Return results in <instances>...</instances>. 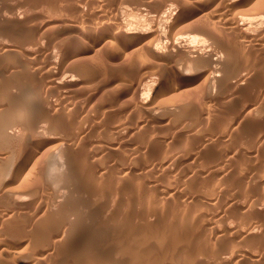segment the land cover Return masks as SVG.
Instances as JSON below:
<instances>
[{
  "label": "bare ground",
  "instance_id": "bare-ground-1",
  "mask_svg": "<svg viewBox=\"0 0 264 264\" xmlns=\"http://www.w3.org/2000/svg\"><path fill=\"white\" fill-rule=\"evenodd\" d=\"M38 1L39 0H36V2L38 3ZM46 1H50V2H53L52 0H44L43 2H45V4H46ZM58 1V3L60 4V7L61 8H63V10L64 11H66V13L67 12H69V14L71 15H73V14H75V15H79L81 18H84L87 14L89 15V13H90V11L91 10H93L91 7V5L92 4H89V0H57ZM56 1V2H57ZM95 2H96V4H98L97 3V1L98 0H94ZM94 1H92V2H94ZM108 1V0H107ZM114 1V0H113ZM117 1V0H116ZM122 0H118V3L119 2H121ZM137 1V0H136ZM140 1H142V2H145V4H146V2H148V4L150 3H153L154 2V0H140ZM137 2L139 5H141L140 3H142V2ZM158 1V0H157ZM156 1V3H158ZM159 1H162V0H159ZM172 2L174 1V0H171ZM177 2V4H179V9L178 10H174V12H173V10L170 12V13H168V11H166L165 10V3H164V1H163V5L164 6H160L159 4L157 5L156 3V5L158 6L157 7V10H155V12L156 11H158L159 10V14H158V21L156 20V22H161V25L162 24H164V23H162V21L163 22H165V24L164 25H166L167 27H168V29L167 30H164V32L165 31H169V28H172V29H177L178 27H179V29L178 30H176V31H178V32H175V29H174V31H173V35H176V37H177V34H178V37L177 38H174L175 36H172V33H171V35L170 36H172V38H170L169 39V44L168 45H166V47L163 49V46L161 47V44L163 43L162 42V40H161V36L164 34V32H163V34H160L159 35V29H160V26L161 25H157V23H156V28H158L159 27V29H153L152 27H154V26H151V29L149 30V29H146V28H143V26L145 27L146 26V24L145 23H140L142 26V28L140 27H138L139 29H137V25L133 22V20L131 21L133 24H135L136 25V29H135V26H134V29H132L131 28V26H133V24L132 25H130L131 23L129 22V21H127L126 19H125V16L124 15H126V16H132V15H134L135 17L137 16V14L135 15V13H134V11H132L131 13H128V11H131L130 9L129 10H127V9H125L124 7H119V8H117V10H115L114 12L112 11L111 12V10H109V7L108 8H106L105 6L106 5H109V4H107V3H102V5L103 4H105V6L103 7V8H101L100 7V4H99V8L98 9H102V10H100V11H98V13L100 14V19L103 21V23H102V25L100 26L98 23V25H99V27H101V30H100V32H96L98 35L95 37H93V38H100V37H98V36H100L101 34V37H104V36H107L108 34H110V35H108V39L109 40H103V41H101V44L103 45L104 44V46H105V48L104 47H102V45H101V47L103 48V51L105 50L106 51V48H107V46L109 47V50L108 51H111L110 53H113L112 55H115L116 57H118L119 55H118V53L119 54H121V53H123V54H125L124 56H126L127 57V59H129V57H132V56H134V55H136L135 53H137L138 51H142V53H144V55H142V58L141 59H143V57H144V65L143 66H145L146 64V62L147 63H150L151 65L153 64V65H156V66H154V67H160V68H162L161 66H164V65H168V66H171L173 63H175L176 61H178V59H175L176 57V55L178 54L179 56H180V54H181V56L179 57V56H177L178 58H181L182 57V55L184 56V57H182L183 59L184 58H186L185 60L187 61V64H184V66L185 65H187L188 67H186V68H184V70H182L181 68H177L178 69V78H176V79H178L179 81H178V83L176 84L174 81V83L176 84V88L177 89H179L181 92H183L184 93V91H186V90H188V89H197L199 86H201V85H204V91H205V89H206V92H207V94L210 96L209 98H213V99H209V100H212L213 102H214V99L215 100H217L216 102H218L219 100H220V98L222 97V96H224V97H226V98H224V99H228V95H226L225 94V91L224 92H221V90L223 89V90H225L226 89V87L224 88H222V81H223V79H224V81L223 82H225L224 84H226V85H224V86H227V89L231 92V93H233L234 92V95H235V93L237 92V91H239V90H241V91H243L244 89H246V87H247V89L250 87H248V86H246V83L247 82H249V80L251 81L252 79V77H255L256 76V72H260V69L262 70V71H264V6H263V3H264V1H263V3L261 2L260 4H258L259 2H257V1H261V0H176ZM47 2V3H48ZM55 2V1H54ZM55 2V3H56ZM91 2V1H90ZM91 2V3H92ZM94 2V3H95ZM101 2H103V0L101 1ZM104 2H106V1H104ZM109 2V1H108ZM125 2V0L123 1V3ZM126 2H128V1H126ZM125 2V3H126ZM170 2V1H169ZM172 2H170V3H172ZM37 3H34V4H32V5H34V7H35V5L37 4ZM39 3H41V1L39 2ZM38 3V4H39ZM113 3V2H112ZM124 3V4H125ZM129 3H130V1H129ZM128 3V4H129ZM131 3H132V0H131ZM133 3H134V1H133ZM160 3V2H159ZM168 3V2H167ZM174 3H175V1H174ZM28 4V3H27ZM26 4V5H27ZM42 4V3H41ZM50 4V3H49ZM48 4V5H49ZM127 4V3H126ZM136 4V3H135ZM144 4V6H149L148 4H146L145 5ZM160 4H162V3H160ZM177 4H173L174 6L175 5H177ZM258 6H257V5ZM15 5V4H14ZM31 4L29 3V6H30ZM32 5H31V7H32ZM51 6H53V3L52 4H50ZM88 5H89V7H88ZM112 5V4H111ZM114 5V4H113ZM120 5V4H119ZM118 5V6H119ZM122 5V4H121ZM120 5V6H121ZM170 5V8L169 9H171L172 8V5L171 4H169ZM169 5H166L167 7L169 6ZM261 7H260V6ZM17 6V5H16ZM20 7H21V5H19ZM25 6V5H24ZM23 6V7H24ZM39 6V5H38ZM47 6V5H46ZM51 6H49V7H51ZM55 6L57 7V5L55 4ZM91 6V7H90ZM95 6V5H94ZM116 6V5H115ZM128 6V5H127ZM130 6V5H129ZM146 6V7H147ZM153 6H154V8H155V5L153 4ZM152 6V7H153ZM178 6V5H177ZM257 6V7H256ZM8 7H12V6H8ZM7 7V8H8ZM27 7H28V5H27ZM56 7H54L53 6V10H55V9H58V8H56ZM95 7V8H96ZM117 7V6H116ZM139 7H142V6H139ZM166 7V8H167ZM7 8H6V10H7ZM16 8V7H15ZM29 8V7H28ZM28 8H24L25 9V11H27L26 13H25V15L23 16V18H26V17H28L27 16V13H29L31 10H33L32 8L30 9H28ZM94 8V7H93ZM94 8V9H95ZM110 8H112L113 9V7H110ZM124 8V9H123ZM129 8V7H128ZM132 8H134V7H132ZM143 8V7H142ZM141 8V9H142ZM149 8V7H148ZM175 8H177L176 6H175ZM28 9V10H27ZM35 9V8H34ZM46 9V8H45ZM146 9V8H145ZM172 9H174V8H172ZM4 10L5 9H3V12H4ZM14 11H16V9H13ZM13 10H9L8 12H9V14H11V12L10 11H13ZM30 10V11H29ZM49 10V9H48ZM52 10V11H53ZM114 10V9H113ZM147 10H149V9H147ZM146 10V11H147ZM151 10V9H150ZM149 10V11H150ZM18 11V10H17ZM21 11H23V10H21ZM29 11V12H28ZM44 11V10H43ZM42 11V12H43ZM51 11V10H50ZM62 11V10H61ZM94 11V10H93ZM142 11H144V10H142ZM145 11V12H146ZM7 12V13H8ZM20 12V11H19ZM19 12H18V14H19ZM46 12V11H45ZM55 12V11H54ZM63 12V11H62ZM61 12V13H62ZM92 12V11H91ZM139 12V16H141L140 15V10L138 11L137 10V13ZM144 12V13H145ZM152 12H154L153 11V8H152ZM167 12V13H166ZM7 13H2V11L0 12V14H3V15H5L6 14V16L5 17H7ZM17 13V12H16ZM21 13H23V12H21ZM48 13V12H47ZM52 13V12H51ZM60 12H58V14H59ZM95 13V12H94ZM148 13V11L146 12V14ZM157 13V12H156ZM12 14L13 15H15V13L14 12H12ZM12 14H11V16H12ZM29 14H33L32 12L31 13H29ZM34 14L36 15V13L34 12ZM40 14V13H39ZM49 15H50V13H48ZM52 14H56V16H59V15H57V13H52ZM65 14V13H64ZM68 14V13H67ZM66 14V15H67ZM67 15V16H70V15ZM91 14V13H90ZM142 14V13H141ZM35 15H31V16H35ZM43 15H44V13H43ZM48 15V16H49ZM62 15H63V13H62ZM71 15V16H72ZM74 15V16H75ZM92 15V14H91ZM94 15V14H93ZM96 15V14H95ZM148 16H151V15H149V14H147ZM10 16V15H9ZM30 16V15H29ZM30 16V20H31V18H33V17H31ZM41 15H38V17H40ZM47 16V17H48ZM52 17L54 16V15H51ZM66 16V17H67ZM70 16V17H71ZM73 16V17H74ZM84 16V17H83ZM97 16V15H96ZM129 16V17H130ZM133 16V17H134ZM147 16V17H148ZM152 16H154V15H152ZM151 16V17H152ZM156 16H157V14H156ZM14 17V20H16V21H18V22H20V21H22V23L24 22L25 23V20L23 21L22 20V16H20V15H15V16H13ZM13 17H10L11 19L13 18ZM42 18H43V16H41ZM44 17H46V16H44ZM63 17H65V15L63 16ZM76 17V16H75ZM87 17V16H86ZM98 17V16H97ZM98 17V18H99ZM151 17H148V18H150L151 19ZM10 18H3V19H6V21L9 19V20H11ZM42 18L40 19V20H42ZM49 18V17H48ZM48 18L46 19L45 18V20L43 19V21H40V22H42V23H39V22H33L32 20H31V22H30V20L28 21V23H26V25H27V29H28V31L27 32H29V33H31L32 35H34V33H36L37 35H38V33L37 32H39V31H43V30H45L46 31V29H50L51 27H55V26H57V25H55L57 22L55 21V20H57V17H56V19H52V20H48ZM68 18V17H67ZM93 18V17H92ZM91 18V19H92ZM138 18V17H137ZM146 18V17H145ZM144 18V19H145ZM157 17H155L154 19H156ZM37 20H38V18H36ZM59 19V18H58ZM65 19V18H64ZM72 19V18H71ZM71 19H69V20H71ZM74 19V18H73ZM73 19H72V21H73ZM86 20H88L87 18H85ZM90 19V20H91ZM97 19V18H96ZM95 19V20H96ZM134 19H136V18H134ZM143 19V18H142ZM149 19V20H150ZM154 19H153V21H154ZM28 20V19H27ZM26 20V21H27ZM66 20H68V19H66ZM68 20V21H69ZM75 20V19H74ZM78 20V19H77ZM77 20H76V22H77ZM131 20V19H130ZM145 20H147V19H145ZM148 20V21H149ZM5 21V22H6ZM34 21H35V19H34ZM60 21H63V18H62V20H60ZM84 21V20H83ZM93 21V20H92ZM96 21H98V20H96ZM140 21V20H139ZM148 21H146L147 23H148ZM151 22H152V20H150ZM195 23H194V22ZM198 21V22H197ZM9 22H11V21H9ZM15 22V21H14ZM18 22H17V24H18ZM30 22V23H29ZM36 23V24H31V23ZM64 23H62V22H60V23H62V24H64L65 25V27L67 26V27H69L70 25H68L69 23H67L65 20L63 21ZM66 22V23H65ZM75 22V21H74ZM76 22H75V25H76ZM80 23H81V21H79ZM78 22V23H79ZM191 22V24H190V26L188 25L189 23ZM193 22V23H192ZM197 22V23H196ZM0 23H2V21L0 22ZM13 23V22H12ZM16 23V22H15ZM14 23V24H15ZM137 23V22H136ZM153 23V22H152ZM3 24V23H2ZM1 24V25H2ZM4 24H6V27H7V22L6 23H4ZM28 24H31V25H28ZM74 24V23H73ZM91 24H93V23H91ZM143 24H145V25H143ZM155 24V23H154ZM1 25H0V27H1ZM9 25H12V26H10L11 28H13L14 26H13V24H10L9 23ZM64 25H62L63 27H64ZM74 25V26H75ZM77 25H79V24H77ZM76 25V26H77ZM98 25L96 26L97 27V29L99 28L98 27ZM147 25H149V23L147 24ZM150 25H153V24H150ZM149 25V26H150ZM193 27H192V26ZM3 26V25H2ZM21 26V25H20ZM25 26V25H24ZM83 26V25H82ZM86 26V25H85ZM89 26V25H88ZM138 26H140V25H138ZM166 26H164V27H166ZM15 27H17V26H15ZM23 26H21V29L23 30L24 29V27L22 28ZM60 27H61V24H60ZM62 27V28H63ZM73 26H71V28H72ZM87 27V26H86ZM90 27V26H89ZM91 27H93V26H91ZM95 27V28H96ZM147 28H149L148 26H146ZM162 27H163V25H162ZM163 27V28H164ZM177 27V28H176ZM1 28H3V29H5V27H1ZM74 28H76V27H74ZM78 28H80V25H79V27ZM78 28H77V30H78ZM17 29H19V26H18V28ZM26 29V30H27ZM54 29V28H53ZM57 28H55V30H56ZM68 29V28H67ZM70 29V28H69ZM83 29L84 28H82V30L81 31H83ZM111 30V29H114L115 30V32H113L114 34H112V33H110L109 31H107V30ZM7 30V29H6ZM9 30V29H8ZM20 30V29H19ZM21 30V31H22ZM25 30V29H24ZM65 30V29H64ZM72 30L74 31V29L72 28ZM76 30V31H77ZM80 30V29H79ZM87 30H88V28H87ZM94 30V29H93ZM113 30V31H114ZM0 31L2 32V29H0ZM5 31V30H4ZM3 31V32H4ZM13 31V30H12ZM17 31V30H16ZM21 31H18V32H20L21 33ZM45 31L43 32V35H45L44 33H45ZM57 31V30H56ZM55 31V32H56ZM80 31V32H81ZM85 31V30H84ZM89 31V30H88ZM87 31V32H88ZM104 31H106V33L104 32ZM163 31V30H162ZM161 31V32H162ZM5 32H7V34H8V32L9 31H5ZM25 33H26V31H24ZM47 32V31H46ZM49 32V31H48ZM52 32V31H51ZM54 32V31H53ZM65 32V35H66V32L67 31H64ZM63 31H62V33H64ZM69 33H70V30L68 31ZM107 32H108V34H107ZM14 33H15V31H14ZM28 33V34H29ZM40 33V32H39ZM72 33V32H71ZM76 33V32H75ZM77 33H78V31H77ZM84 33V32H83ZM83 33H82V36H83ZM104 33L106 34V35H104ZM175 33H177V34H175ZM6 33H4V35H5ZM18 34V33H17ZM28 34H27V36H28ZM31 34H30V36H31ZM35 34V35H36ZM55 34V33H54ZM59 34V33H58ZM81 34V33H80ZM79 34V35H80ZM91 34V33H90ZM19 35H22V34H19ZM25 35V34H24ZM24 35L22 36V37H24ZM41 36H42V34H40ZM50 35V34H49ZM62 35H64V34H62ZM69 34H67V36H68ZM71 35V34H70ZM73 35H74V37H70L71 39L69 40H67V47H69V50L67 51L68 52V55H67V52H66V55L64 54V51H62L61 49V52H59V54H57L58 56L56 57V56H54L57 52H58V50H57V52L56 53H52V55L51 56H54V57H56V59L54 58V59H52L53 57H51L50 58V60L48 59V61H46L45 63L46 64H44L43 63V61L41 62V64H36V62H37V60L38 61H41V60H39V59H37V60H35L34 61V63L32 62V59L30 60V61H26L24 64V68H22L23 67V63L21 64L20 62V64L22 65V66H19V67H21V69L20 70H16V67L14 68L12 65H13V61L15 60H12V61H10L11 63H12V65H9V67H6L8 64H5L4 62H3V58H4V56L6 55H4V54H2V55H0V58H2V59H0L5 65H2V64H0V65H2V66H0V67H3V66H5V67H3V68H5V69H3L2 68V70L0 71V93H1V90H3V86H5L6 87V84L8 85V83H12L13 81H14V79H16V77L18 78V80L16 81V82H20L21 80H23V79H19V77H21L22 76V78H24V77H26L27 79H29V77L31 78V77H33V79H31V81H26L27 82V84H26V82H24L25 83V85H23V86H25L24 88H22V90L20 89V91L18 92H16L15 94H13V95H16V94H18L19 93V96H18V99H17V104H15L14 106H17L16 108L15 107H11V108H8V106H7V108H4L3 106H6L7 104H1V102H0V200L2 199L1 197H4L3 198V200H5V202H7L8 203V207H7V209L6 208H4V209H2V210H0V233H1V235H5L6 233H5V231L3 232V230H2V226H3V221L5 220V218H10V216H11V218L12 217H14V216H16L17 214H16V210L15 209H13V208H16L17 206H18V204H20L21 205V201L24 203V201H25V199L23 198V196L24 195H27L25 192H22V189L20 190V191H15L16 189H14V187L15 186H11V185H13L14 183H15V185H17L16 183L19 181V182H21V180H22V177L24 176V177H28V172H29V170L31 171V166H33L35 163H33V162H35L37 159H40V160H42L41 159V157L39 158V156L41 155L40 153V155L39 154H37L36 155V157H37V159L35 158V160H34V156H35V154H33V152L34 151H36V149L39 147V146H41V144L38 146L37 144H36V146H37V148H35V150H33V149H31V150H33L31 153L29 152V154H27L26 155V153H24V149H23V147H25V146H19V144H22L23 142H22V140L21 139H19V138H21V137H19L18 138V140H21L20 141V143H19V141L16 139L17 138V136L16 135H18V133H21L20 131H19V129H21V127L19 128V126H22L21 124H22V122L23 123H27V122H29V123H27V124H23V125H25V127L28 125V124H32L33 125V123H32V121H31V119H34V116H32V115H34V113L37 115V113L40 111V110H38V108H41V107H39V105H40V103H42L43 104V102H42V99H44V98H42V96L44 95V93H45V95H46V92L48 91H46L45 92V90L44 91H42L41 92V89H43V88H40L41 87V85H48L47 87H44V88H48V89H50V91L51 90H55V91H59V90H61L62 91V94H60L61 96H58L59 98H58V100H56L55 102L53 101H51L50 99V101L51 102H49L48 101V106H49V108L50 109H53L54 110V113L56 112L58 115H64L65 114V116L66 117H70V118H72V121L73 122H76V121H80V123H81V121L83 120L84 122L86 121L85 119H90V115H92V113L94 112H91L90 113V110H92L91 109V107H90V110L88 111V109H89V107L87 108V104H84V102H85V99H86V96H85V99L81 102V105L79 104V105H77V103L76 102H78L79 101V99L81 98L80 97V95H79V99H78V101L76 100V98L75 97H77L76 95H75V93L76 92H74V90H77V88H78V86H80L82 83H83V81L84 80H86V78L82 81V79L86 76L85 74V76L84 75H82L81 74V72L83 73V71H82V69H81V71L79 70L80 68H82L83 67V69H84V66L85 65H83V63L81 64V63H79L78 61H77V57H79V56H76V58H75V60H74V57H75V55L77 54L76 52H78V51H75L76 49V47H77V45H79L81 42L79 41L78 42V34L76 35V34H74L73 33ZM73 35H71V36H73ZM76 35V36H75ZM88 35V34H87ZM166 35V34H165ZM169 35V34H168ZM0 36H2L3 37V35H0ZM7 37H9L8 35H6ZM26 36V37H27ZM47 36H48V34H47ZM52 36H53V34H52ZM51 36V37H52ZM60 36V35H59ZM78 36V37H77ZM18 37V36H17ZM39 36H37V38H38ZM54 37V36H53ZM56 37H57V35H56ZM63 37H65V36H63ZM63 37H62V40H59L58 42H55V44H57V43H59V42H62V41H65L66 42V40H63ZM69 37V36H68ZM84 37H85V34H84ZM112 38V40H110V38ZM165 37H167V35L165 36ZM14 38V37H13ZM20 38V37H19ZM29 38V37H28ZM27 38V39H28ZM32 38H33V36H32ZM81 38V37H80ZM79 38V40H82V39H80ZM86 38V37H85ZM88 38V37H87ZM104 38H106V37H104ZM167 38H169V37H167ZM36 39V38H35ZM47 39H49L48 37H47ZM46 39V40H47ZM53 39V38H52ZM61 39V38H60ZM88 39H90V38H88ZM92 39V38H91ZM17 40V39H16ZM21 40V39H20ZM30 40V39H29ZM38 40V39H37ZM43 40V39H42ZM41 40V41H42ZM101 40V39H100ZM100 40H99V43H100ZM160 40H161V42H160ZM164 40H165V38H164ZM163 40V41H164ZM208 40L210 41H212L213 43H215V44H218V45H216V47H218L219 46V48L221 49V47L223 46V45H225V48L226 47H229V48H227V49H229V52H231V53H233V50H237V49H240V48H243V50H245V49H247V53L249 52V50L250 51H252V50H254V51H256L257 50V52H258V56L256 57V59H253V61H251L250 62V60H249V62L248 63H244V67L243 68H240L239 67V69L238 70H236V73L234 72V70H233V72H232V75H230L231 74V72H229L230 74H228V73H226L227 72V70H226V68L227 67H230V69L233 67H231L230 65V63H232V62H230L228 65H227V61L229 60L228 58H226L225 57V54H227V53H229L228 52V50H227V53L226 52H224L225 50V48H223V54H224V56H223V54L221 53V54H218V53H216L217 51H216V48H215V44H213V47H214V49L212 50L211 49V47H212V45H211V41H210V45H211V47H209V42H208ZM0 41H2V40H0ZM4 41V40H3ZM8 41V40H7ZM10 41V40H9ZM33 41V40H32ZM36 41V40H35ZM50 41V40H49ZM52 41V40H51ZM85 41V40H84ZM89 41H91V40H89ZM95 41V40H94ZM108 41H110V42H108ZM167 41V40H166ZM11 42V41H10ZM24 42V41H23ZM39 42V41H38ZM46 42V41H45ZM92 42V41H91ZM95 42H97V41H95ZM208 42V43H207ZM4 43H5V41H4ZM6 43H8V42H6ZM12 43H13V41H12ZM31 43V42H30ZM54 43V42H53ZM53 43H52V45H53ZM87 43H89V42H86V43H84V45L85 44H87ZM92 43H94V42H92ZM92 43L90 44V46L92 47ZM98 43V42H97ZM108 44V45H106V44ZM161 43V44H160ZM165 44H167V42H164ZM1 44V43H0ZM22 44H24V43H22ZM26 44V43H25ZM33 43H31V45H32ZM39 44V43H38ZM42 44V43H41ZM49 44V43H48ZM50 44H51V42H50ZM223 44V45H222ZM2 45V44H1ZM0 45V52H7L8 53V51H10L11 52V50H13V48H10L9 46L11 45H8V46H1ZM27 45H29V44H27ZM26 45V46H27ZM34 45V44H33ZM32 45V46H33ZM35 45H36V43H35ZM81 45V44H80ZM99 45V46H100ZM221 45V46H220ZM13 46H15V44L13 45ZM20 46V45H19ZM23 46V45H22ZM26 46H25V48H26ZM82 46H83V44H82ZM85 46H87V45H85ZM29 47H30V45H29ZM37 47V46H36ZM35 46H33L32 47V50H27L28 49V47H27V49H25V51H27L28 52V54H30V57L31 58H33L34 56H36L35 54H36V51L34 50L33 51V49L34 48H36ZM57 47V46H56ZM91 47H89V48H91ZM224 47V46H223ZM43 49V46L42 47H40L39 48V46H38V49L39 50H41L42 51V49ZM54 48H55V45H54ZM78 48H80V46L78 47ZM77 48V49H78ZM97 48H99L98 46H97ZM37 49V48H36ZM37 49V50H38ZM58 49V48H57ZM63 49V48H62ZM64 49H66V48H64ZM99 49H101V48H99ZM99 49H98V51H99ZM218 49V48H217ZM249 49V50H248ZM67 50V49H66ZM83 49L81 48V51H82ZM86 50H87V48H86ZM20 51V50H19ZM18 51V52H19ZM80 51V50H79ZM91 51V50H90ZM95 51H97L96 50V48H95ZM240 51H242V49H240ZM17 52V51H16ZM22 52V55H23V51H21ZM26 52V53H27ZM43 52V51H42ZM41 52V53H42ZM63 52V54H61ZM83 52V51H82ZM86 52V51H85ZM256 52V53H257ZM25 53V52H24ZM25 53V54H26ZM38 53H39V51H38ZM40 53V54H41ZM95 53V52H94ZM103 53V52H102ZM101 53V54H102ZM108 53V52H107ZM107 53H104L105 54V56L103 57V58H105V57H107L106 56V54ZM109 53V54H110ZM129 53L130 54H132L131 56H127V54L129 55ZM139 54H142V53H140V52H138ZM137 53V54H138ZM220 53V52H219ZM231 53H229V54H231ZM236 53V52H235ZM242 53V52H241ZM240 53V54H241ZM255 53V52H254ZM1 54V53H0ZM12 54H14V52L12 51ZM16 54V53H15ZM17 54H19V53H17ZM24 54V55H25ZM40 54L38 55V57L37 58H39V56H40ZM46 54V53H45ZM109 54H108V57H109ZM118 56H117V55ZM138 54V56H140ZM239 54V53H238ZM250 54H251V52H250ZM4 55V56H3ZM9 55H11V53L9 54ZM31 55H34V56H31ZM50 55H48L49 57H50ZM80 55V54H79ZM233 55V54H232ZM237 55V54H236ZM249 55V54H248ZM247 55V56H248ZM1 56H3V57H1ZM15 56V55H14ZM27 56V55H26ZM86 56V55H85ZM85 56H81L80 58L82 59H85L84 57ZM98 56V55H97ZM114 56V57H115ZM138 56H137V58L136 59H139L138 58ZM226 56H229V55H226ZM244 56V55H243ZM251 56H253V55H251ZM6 57V56H5ZM11 57V56H10ZM23 57V56H22ZM29 57V58H30ZM47 57V56H46ZM73 57V58H72ZM100 57V56H99ZM107 57V58H108ZM113 57V56H112ZM113 57V58H114ZM115 57V58H116ZM126 57H124L125 58V60H126ZM141 57V56H140ZM175 57V58H174ZM236 57V56H235ZM239 57V56H238ZM254 57V56H253ZM7 58V57H6ZM12 58H15V57H12ZM17 58V57H16ZM23 58H26V57H23ZM79 58V59H80ZM91 58V57H90ZM95 55L93 56V60L95 61ZM98 58V57H97ZM114 58V59H115ZM237 58V57H236ZM255 58V57H254ZM18 59V58H17ZM27 60H28V56H27V58H26ZM33 59H35V57L33 58ZM42 59V58H41ZM78 59V60H79ZM86 59H89V58H87V56H86ZM101 59H102V57H101ZM109 59V58H108ZM111 59V58H110ZM118 59V58H117ZM123 59V58H122ZM133 59H135V58H133ZM182 59V60H183ZM244 59H247L248 60V57L247 58H244ZM19 60V59H18ZM104 60V59H103ZM107 60V59H106ZM131 60V59H130ZM140 60V59H139ZM138 60V61H139ZM173 60H175V62L173 61ZM246 60V61H247ZM97 61V60H96ZM105 61V60H104ZM108 61V60H107ZM119 61H121V60H119ZM142 61V62H143ZM232 61V60H231ZM1 62V63H2ZM16 62V61H15ZM24 62V61H23ZM84 62V61H83ZM88 62V61H87ZM102 62V61H101ZM123 62V61H122ZM132 62H134V61H132ZM140 62H141V60H140ZM140 62H138V63H140ZM180 62V61H179ZM184 62V61H183ZM244 62V61H243ZM7 63H9V62H7ZM43 63V64H42ZM85 63V62H84ZM92 63V62H91ZM90 62H89V67H86V69L88 68V71H90L89 70V68L91 67L90 66V64H91ZM117 64H120V65H122V64H124V63H118V62H116ZM116 63H113V64H116ZM129 63V62H128ZM182 63V62H181ZM186 63V62H185ZM235 63V61L232 63V64H234ZM239 63V62H238ZM18 64V63H17ZM19 64V65H20ZM87 64V63H86ZM94 64V63H93ZM97 64V63H96ZM108 65H109V63H107ZM132 64V63H131ZM136 64V63H135ZM143 64V63H142ZM169 64H171V65H169ZM189 64V65H188ZM240 64V63H239ZM100 65V64H99ZM104 65V64H103ZM111 65V64H110ZM130 65V64H129ZM128 65V66H129ZM150 65V66H151ZM158 65H160V66H158ZM178 65V64H177ZM243 65V64H242ZM87 66V65H86ZM126 66H127V64H126ZM132 66V65H131ZM149 66V65H148ZM149 66V69L152 67H150ZM174 66H176V64H174L173 65V67ZM183 66V65H182ZM182 66H180V67H182ZM235 66H236V64H235ZM234 66V67H235ZM95 67H97V66H95ZM101 67H103V66H101ZM105 67V66H104ZM108 67V66H107ZM107 67H106V69H107ZM110 67V66H109ZM109 67H108V69H109ZM115 67V66H114ZM124 67V69H127V68H125V66H123ZM130 67V66H129ZM128 67V68H129ZM137 67H138V65H137ZM139 67H140V65H139ZM138 67V68H139ZM223 67L225 68V71L226 72H224L225 73V76H224V74H223V72H221L222 70H223ZM7 68V69H6ZM98 68V67H97ZM96 68V69H97ZM111 68V67H110ZM116 68V67H115ZM133 68V67H132ZM134 68H136V67H134ZM141 68V67H140ZM144 68V67H143ZM147 68V67H146ZM153 68V67H152ZM163 68H165V67H163ZM162 68V69H163ZM170 68V67H169ZM168 68V69H169ZM176 68V67H175ZM191 68V69H190ZM193 68V69H192ZM85 69V70H86ZM94 69V68H93ZM95 69V70H96ZM105 69V70H106ZM118 69V68H117ZM124 69L122 70V71H124ZM131 69V68H130ZM137 69V68H136ZM229 69V68H228ZM92 70V69H91ZM94 70V71H95ZM104 70V71H105ZM114 69H112V71H113ZM128 70V69H127ZM134 70V69H133ZM133 70H129V71H132V72H135V70L133 71ZM139 70V69H138ZM155 70H158V69H155ZM187 70V71H186ZM188 70H189V72H188ZM87 70L86 71H84L85 73L87 72V74L89 75V74H92V73H89ZM93 71V70H92ZM98 71H100V70H98ZM102 71V70H101ZM111 71V72H112ZM118 71H119V69H118ZM117 71V72H118ZM128 71V72H129ZM142 71V70H141ZM164 71V70H163ZM162 71V72H163ZM170 71V70H169ZM174 71V70H173ZM8 72V73H7ZM108 72V71H107ZM109 72H110V70H109ZM116 72V71H115ZM114 72V73H115ZM132 72H131V74H132ZM139 72V71H138ZM167 72V71H166ZM188 72V73H187ZM4 73H6V74H8V78H10V79H8L7 78V80H4V84L5 85H3V81H2V79L6 76V75H4ZM96 73H98V72H96ZM119 73V72H118ZM117 73V74H118ZM125 73H127V72H125ZM160 73V72H159ZM158 73V74H159ZM165 73V72H164ZM174 73V72H173ZM262 73V72H261ZM18 74H20V75H18ZM108 74V73H107ZM111 74V76H112V73H110ZM139 74V73H138ZM177 74V73H176ZM226 74H227V76H226ZM264 74V73H263ZM95 75V74H94ZM98 75V74H97ZM109 75V74H108ZM119 75V74H118ZM129 75H130V73H129ZM128 75V76H129ZM163 75H165V74H163ZM169 75V74H168ZM168 75H166V76H168ZM171 75V74H170ZM229 75V76H228ZM84 76V77H83ZM92 76V75H91ZM115 76V75H114ZM121 76V75H120ZM125 77L127 76V75H124ZM127 76V77H128ZM132 76L133 75H131V78H132ZM136 76V75H135ZM160 76V75H159ZM165 76V78H167ZM176 76V75H175ZM174 76V77H175ZM224 76V77H223ZM262 76V75H261ZM11 77H13V79H11ZM86 77H88V76H86ZM90 77V76H89ZM103 77V76H102ZM102 77H100L101 78V80H103L102 79ZM106 77V76H105ZM139 77H141V75L139 76ZM161 77V76H160ZM164 77V76H163ZM256 77H258V76H256ZM24 79V80H27V79ZM92 78H93V76H92ZM91 78V79H92ZM109 77H107V79H108ZM112 78V77H111ZM111 78L109 79V81H111ZM115 78V77H114ZM113 78V79H114ZM123 78V77H122ZM121 78V79H122ZM262 78V77H261ZM90 78H88V80H89ZM106 79V80H107ZM124 79V78H123ZM133 79V78H132ZM141 79V78H140ZM140 79H138L137 80V83H138V81L140 80ZM144 79V78H143ZM164 79V78H163ZM11 80H13L12 82H5V81H11ZM23 80V81H24ZM33 80V81H32ZM93 80L94 79H92V81H90V84L88 83V81L86 82L85 81V84L87 85V83H88V85H91V87H92V83H93ZM100 80V81H101ZM119 80H120V78H119ZM125 80V79H124ZM160 80V79H159ZM158 80V81H159ZM167 80V79H166ZM256 80V79H255ZM23 81H21V82H23ZM96 81V80H95ZM99 81V82H100ZM115 81V80H114ZM118 81V80H117ZM129 81H131V79L129 80ZM141 81V80H140ZM139 81V82H140ZM143 81V80H142ZM141 81V82H142ZM168 81V80H167ZM253 81V80H252ZM251 81V82H252ZM20 82V83H21ZM92 82V83H91ZM99 82H97L96 84H99ZM104 82V81H103ZM116 82V81H115ZM114 82V83H115ZM121 82H122V80H121ZM120 82V83H121ZM134 81H132V83H133ZM258 82H260V84L257 86V85H255V88H256V86H257V90L255 89V91H254V89H253V94H252V99L250 100L249 98V104L247 103V107H244L243 105H242V107H244L245 109H243L242 111L240 110V109H237V110H239V111H241L240 112V114H239V116H237L236 115V117H238L237 119L238 120H240V124L242 123V129H243V131L242 132H245V130H244V128H243V126H246L245 124H246V122L249 120V121H251V123H252V126L250 125V122H249V124H248V126L250 127H245L246 128V131H247V133H244V134H248V133H252V134H254V137L253 138H251V139H249L250 138V136H248L246 139L247 140H250V141H248V144H247V146H249L250 148H247V150H244V149H246V147L245 148H243L242 149V147L243 146H241L240 147V144L239 143H237V144H239L238 146H239V148H241L242 150H240L238 147H237V144L235 145V143L236 142H238V141H236L235 139L237 138V140H241V141H247V140H243V138L242 139H240L239 137H236L237 135H239V133L241 132V130H240V132L238 133V132H235V133H237V135L235 136V137H233L234 138V140L236 141H233V140H229V141H233L234 142V144H233V142H232V145H234V146H236V147H234V146H232V147H230V149L231 148H236V149H238L239 150V152H243V150H244V152L246 153V155L248 156L247 158H249V159H246V160H250L252 163L251 164H249L250 162L249 161H247V164L248 165H245V163H246V160H245V163H244V165L243 164H239L240 166L241 165H243L241 168H245L246 166V168L243 170V169H241V171H243L244 173L243 174H241L242 172L240 171V172H238V176L236 175V177H238L237 178V180H235V183H237V181H238V183H239V185H240V188H241V186L243 187V190L245 191V192H243L242 190V193H245V195H243L242 194V196H239L240 197V199H241V197L242 198H244V196L246 197V200H244V199H242V200H244V202H240V203H237L240 199H238V201L236 202V204L234 203H232V204H229L230 203V201L228 200V198H227V196H228V194L231 192L232 193V181H234V180H232V179H234L235 178V176H234V178H232L231 177V179L229 180V178H228V176L226 177V176H224V174L226 173L225 171L227 170L226 168H225V173L224 172H222V174H221V179H218V180H221L222 181V183H221V185L219 184L218 185V183L220 182V181H218L217 183H216V187H217V185H218V187L216 188L215 187V184H214V189L210 192V189L209 188H212V184H210V182L212 183V181L214 180V177L212 176V178L211 177H209V176H211V175H214V176H216L217 175V173H221L220 172V170H219V172L217 171V170H215V169H219L220 168V166L218 167V168H216V166L214 167V163L212 164L213 166L212 167H214L215 169L213 170V168L212 169H210V168H206L209 172L207 173V175H206V177L208 176V174H209V176H208V178H207V180L209 181V179L211 178V179H213L212 181L210 180L208 183H207V185H209L208 187L209 188H207L209 191H208V193L209 194H211V195H208V193H207V195L208 196H206L205 195V191L207 190H205V188L207 187L205 184L203 185L205 188H204V194H202V195H205L206 196V198H205V201L207 202V206L210 208V210L209 211H211V214H210V216L212 217H210L211 219H209V217H207L209 220H203V219H207V218H205V215L207 216V214H205L204 216H203V213H201V211H198L199 209L198 208H196V207H198V206H200V208H203L204 207V209L205 210H207L208 211V209H206L205 208V204H203V202H202V200L204 199H202L201 197H195V198H193V200H195V199H199V198H201L202 200L200 201V199L198 200V202L200 201L203 205H205V206H203V207H201V205L199 204V203H197V205L198 206H195V203H194V205L191 203V201H188V202H190L193 206H195V207H188L189 209H188V211H187V209H184V210H186L185 211V213H181V211H179L180 213V217H177V215L179 216V214H176V213H174L175 214V219L173 218L172 219V217H174L173 215L174 214H172V217L170 218V219H172V221H170V223H169V221L168 220H170V219H168L167 220V222H165L164 220H163V224H165V223H167L166 224V226L165 225H163V227H165V228H163L162 229V225H161V231H157V227H158V225L159 224H161L162 222L161 221H159L160 223L158 224V220H157V223H156V225H157V227H151V226H153V225H151L150 227H151V230H152V228H153V230H155L156 229V231L157 232H155V231H153V232H155V233H153V234H151V232H150V230H149V236L146 234V235H144L145 233H148V232H146V230H145V228H147L148 227V220L149 219H151L152 217H150L146 222H147V227H144V226H142L143 227V230L145 231H143L144 232V234H142V232L140 233V231L138 232V230L136 231V232H138L139 234H141V235H143V236H145V238L144 239H142V237H141V235H138L137 234V238H138V236H140L139 238H140V241H141V239L143 240L142 242H141V246L139 245L138 246V244H137V247H142V250L143 249H145V250H148V249H150L149 251H152V250H156V252H158L159 251V253H157L156 254V256L158 255V260L156 261V258L154 259V260H151L152 262H150V261H147V259H148V256L150 255V254H147L148 256H147V258H146V261L147 262H149V263H151V264H155V262H156V264H264V77L261 79V81H259L258 80ZM15 83V82H14ZM13 83V84H14ZM23 83V84H24ZM104 83H106V82H104ZM122 83H124V82H122ZM131 83V82H130ZM163 83H164V81H163ZM162 83V80H161V83L159 82L158 84L159 85H157L156 86V88H154V94H153V97L151 98V96L149 97H147L146 95H147V93L145 94V93H143L145 90L142 88V86H137V85H134V86H136L135 87V93H134V95L135 94H137V96L136 97H134L135 98V100H134V98H132L133 96H131V95H129V96H131L130 98L131 99H133L134 101V104H135V106L137 107V108H139L140 109V111L142 112V114H144V115H146V114H148V115H150L151 114V116L153 115V117H154V115H155V107L154 106H157V105H155V104H158L159 105V101H161L162 102V98H163V102L165 101L164 99L166 98V96L167 95H169L170 96V93L169 94H166V96L164 97V95H165V93H164V95H163V97L162 98H158L157 99V102L155 103V98L158 96V97H161L162 96V94L161 93H159V92H162V90L164 91V89H165V87L164 86H168L167 84L165 85V84H163ZM171 84L172 86L173 85H175V84ZM256 83V82H255ZM22 84V83H21ZM20 84V85H21ZM84 83H83V85H85ZM94 84V83H93ZM112 84H113V82H112ZM111 84V85H112ZM116 84V83H115ZM115 84H114V86H115ZM117 84H118V86H120V84H119V82H117ZM116 84V85H117ZM134 84V83H133ZM133 84H131V86H133ZM140 84V83H139ZM151 84V83H150ZM149 84V85H150ZM168 84H169V82H168ZM250 84V83H249ZM248 84V85H249ZM16 85H17V83H16ZM86 86V87H90V86ZM102 85H105V84H102ZM108 85V84H107ZM122 85H124L125 86V84H122ZM129 85V84H128ZM141 85V84H140ZM143 85V84H142ZM152 85V84H151ZM252 85V84H251ZM10 86V85H9ZM9 86H8V89H10L9 88ZM18 86V85H17ZM16 86V87H17ZM22 86V85H21ZM20 86V87H21ZM22 86V87H23ZM77 86V87H76ZM94 87L96 86V85H93ZM100 86V85H99ZM98 86V87H99ZM106 86V85H105ZM105 86H103V88H105ZM246 86V87H245ZM254 86V85H253ZM13 87V86H12ZM15 87V86H14ZM81 87V86H80ZM83 87V86H82ZM81 87V88H82ZM94 87H93V90H95L96 89V87H95V89H94ZM175 87H173V90H174V88ZM84 89H85V86L83 87ZM99 88H101V90H102V87L100 86ZM108 88H110V89H114V87L113 88H111V86L109 87L108 86ZM108 88H106V89H108ZM115 88L117 89V86H115ZM122 88V86L120 87V91L121 90H123V89H121ZM125 88V87H124ZM127 88H129V86H127L125 89H127ZM152 88V87H151ZM150 88V89H151ZM168 88H170L171 89V87H170V85H169V87H167V89ZM200 88V89H199ZM198 89L201 91V87H199ZM15 89V88H14ZM78 89H80V88H78ZM92 89V88H91ZM124 89V90H125ZM148 89V88H147ZM150 89H148V91L150 90ZM165 90V92L166 91H169V90ZM197 89V91L195 90V92H194V94L195 93H197V92H199V90ZM226 89V90H227ZM243 89V90H242ZM246 89V90H247ZM250 89V88H249ZM4 90H7L6 88L4 89ZM3 90V91H4ZM13 90V89H12ZM16 90V89H15ZM97 90V89H96ZM100 89H98V91H99ZM104 90V89H103ZM132 90V89H131ZM144 90V91H143ZM179 90H176V92L177 93H179ZM222 90V91H223ZM227 90V91H228ZM246 90H244L245 92H246ZM80 91H83V89H81ZM79 91V92H80ZM114 91V90H113ZM119 91V92H120ZM191 91V90H190ZM203 91V90H202ZM201 91V92H202ZM233 91V92H232ZM241 91H239L240 92V94L242 93ZM243 91V92H244ZM250 91H251V89H250ZM5 92V91H4ZM13 92V91H12ZM12 92L11 93H9V94H12ZM52 92H54V91H52ZM56 92V93H57ZM78 92V93H79ZM83 92H85V91H83ZM89 92V91H88ZM88 92L86 93V95L88 94ZM102 92V91H101ZM104 92V91H103ZM106 92H108V91H106ZM122 93H123V91H121ZM126 92V91H125ZM124 92V93H125ZM128 92V91H127ZM151 93L153 92V91H150ZM180 92V93H181ZM189 91H187V92H185V94H187ZM200 92V93H201ZM251 92V93H252ZM7 93V92H6ZM48 93V92H47ZM50 93V92H49ZM55 93V92H54ZM73 93H74V95H75V97L73 96ZM85 93H83L84 95H85ZM98 93V92H97ZM113 93V92H112ZM117 93V92H116ZM115 93V94H116ZM157 93L158 94H161V96H159V95H157ZM192 93V92H191ZM227 93V92H226ZM248 93V92H247ZM1 94H3V93H1ZM58 94V93H57ZM56 94V95H57ZM90 94V93H89ZM100 94H102V93H100ZM110 94V93H109ZM108 94V95H109ZM114 94V93H113ZM131 94V93H130ZM144 94H145V96H144ZM199 94V93H198ZM202 94H204V92H202L201 93V95ZM238 94V93H237ZM236 94V95H237ZM7 95V94H6ZM12 95V96H13ZM45 95H44V97H45ZM83 95V96H84ZM122 94H120V96H121ZM133 95V94H132ZM197 95V94H196ZM200 95V94H199ZM198 95V96H199ZM200 95V96H201ZM206 95V94H205ZM226 95V96H225ZM233 95V94H232ZM234 95L232 96V97H234ZM243 95V94H242ZM248 95V94H247ZM246 95V96H247ZM251 95V94H250ZM4 96V99H5V95H3ZM3 96L1 95L0 97V100L1 99H3ZM17 96V95H16ZM50 96H52V95H50ZM81 96H82V93H81ZM89 96V95H88ZM110 96V95H109ZM126 96V95H125ZM128 96V97H129ZM197 96V97H198ZM199 96V97H200ZM245 96V97H246ZM9 97V96H8ZM8 97H6V100H5V102L4 103H6L7 101H9L10 100V98H8ZM48 97V96H47ZM92 97V96H91ZM123 97V96H122ZM128 97H127V99H128ZM196 97V96H195ZM203 97V96H202ZM216 97H217V99H216ZM236 97V96H235ZM242 97H244V96H242ZM8 98V99H7ZM14 98V97H13ZM12 98V99H13ZM49 98V97H48ZM52 98V97H51ZM119 98V97H118ZM218 98H219V100H218ZM229 98H230V95H229ZM237 98V97H236ZM14 99H16V97L14 98ZM53 99L55 100V98L53 97ZM89 99H90V97L86 100V102L88 101L89 102ZM92 99V98H91ZM109 99V98H108ZM115 99V98H114ZM124 99V98H123ZM131 99H130V101H131ZM159 99H161V100H159ZM197 99V98H196ZM203 99V98H202ZM200 100L201 102L203 101V100ZM232 99V98H231ZM246 100L245 101H247V97L245 98ZM45 100H47V99H44V101ZM2 101H4V100H2ZM16 101V100H15ZM121 101H122V98H121ZM125 101H126V99H125ZM129 101V100H128ZM129 101V102H130ZM222 101H224V100H222ZM229 101H230V99H229ZM231 101H233V100H231ZM255 101V103L253 104V102ZM10 102H12V101H10ZM14 102V101H13ZM12 102V103H13ZM20 102V104H18ZM85 102V103H86ZM95 102V101H94ZM124 102V101H123ZM129 102H127V103H129ZM167 102L169 103V101H166L165 103H166V105H167ZM204 102H206V101H204ZM227 103H228V101H226ZM225 102V103H226ZM234 102V101H233ZM236 102V101H235ZM234 102V103H235ZM251 102V103H250ZM9 103V102H8ZM44 103H47V101L46 102H44ZM92 103V102H91ZM101 103H102V101H101ZM103 103H104V101H103ZM102 103V104H103ZM125 103V102H124ZM131 103V102H130ZM165 103H163V104H165ZM196 103V102H195ZM195 103H193V105L195 104ZM211 103V102H210ZM209 103V104H210ZM233 103V104H234ZM162 104V103H161ZM162 104V105H163ZM171 104H173V103H171ZM170 104V105H171ZM182 104H184V103H182ZM188 104H189V102H188ZM199 104H200V102H199ZM208 104V103H207ZM209 104H208V106H209ZM229 104H231V102L229 103ZM228 104V105H229ZM244 104V103H243ZM246 104V103H245ZM3 105V106H2ZM9 105V104H8ZM18 105H20V106H18ZM161 105V106H162ZM178 105V104H177ZM177 105H175V106H177ZM192 105V104H191ZM222 105H224V103L222 104ZM222 105H220V107L222 106ZM227 105V104H226ZM11 106V105H10ZM13 106V105H12ZM40 106H42V105H40ZM44 106H47V105H45V104H43V107ZM89 106V105H88ZM98 106V105H97ZM121 106V105H120ZM120 106H118V107H120ZM134 106V105H133ZM168 106V105H167ZM174 106V105H173ZM178 106H181V104L180 105H178ZM183 106V105H182ZM203 106V105H202ZM231 105H229V107H230ZM42 107V108H43ZM117 107V108H118ZM129 107V106H128ZM163 107V106H162ZM169 107V106H168ZM172 107V106H171ZM184 107V106H183ZM187 107V106H186ZM191 107V106H190ZM204 107H205V105H204ZM213 107V106H212ZM226 107V106H225ZM235 106H233V108H234ZM14 108V109H13ZM95 108V107H94ZM167 108V107H166ZM174 108V107H173ZM177 108V107H176ZM175 108V109H176ZM180 108V107H179ZM185 108V107H184ZM210 108V107H209ZM45 109H46V107H45ZM49 109V110H50ZM97 109V108H96ZM113 109V108H112ZM132 109V108H131ZM158 109V108H157ZM160 109V108H159ZM162 109V108H161ZM170 109V108H169ZM172 109V108H171ZM180 109H182V108H180ZM193 109V108H192ZM207 109H208V107H207ZM206 109V110H207ZM212 109H214V108H212ZM225 109H227V108H225ZM224 109V110H225ZM37 110H38V112H37ZM47 110H48V108H47ZM105 110H107V108H105ZM114 110V109H113ZM127 110V109H126ZM129 110V109H128ZM136 110H138V109H136ZM135 110V111H136ZM167 110V109H166ZM173 110V109H172ZM177 110H178V108H177ZM177 110H176V112H177ZM200 110V109H199ZM203 110V109H202ZM209 110V109H208ZM43 111V110H42ZM42 111H41V113H42ZM110 111V110H109ZM121 111H122V109H121ZM124 111V110H123ZM180 111V110H179ZM178 111V112H179ZM187 111V110H186ZM195 111V110H194ZM217 111V110H216ZM45 112V111H44ZM49 111H47V114H49L48 113ZM98 112V111H97ZM96 112V114L98 115L99 113H97ZM111 112V111H110ZM138 112V111H137ZM165 112V111H164ZM172 112H174V111H172ZM175 112V113H176ZM182 112V110L180 111V113ZM196 112H198V111H196ZM209 112V111H208ZM233 112V111H232ZM237 112V111H236ZM235 112V113H236ZM40 113V114H41ZM53 113V114H54ZM104 113H105V111H104ZM109 113V112H108ZM115 113V112H114ZM120 113V112H119ZM125 113V112H124ZM127 113H128V111H127ZM166 113V112H165ZM164 113V114H165ZM189 113V112H188ZM200 113V112H199ZM205 112L203 111V114H204ZM207 113V112H206ZM210 113H212V112H210ZM213 113H215V112H213ZM44 114V113H43ZM51 114V113H50ZM102 114V113H101ZM121 114V113H120ZM123 114V113H122ZM157 115H158V113H156ZM161 113H159V115H160ZM168 114V113H167ZM178 114V113H177ZM183 114V113H182ZM185 114V113H184ZM193 113L191 112L190 113V115H192ZM195 114V113H194ZM198 114V113H197ZM203 114H201L200 116L201 117H203ZM225 114V113H224ZM228 114V113H227ZM233 114V113H232ZM35 115V116H36ZM45 115V114H44ZM104 115V114H103ZM106 115V114H105ZM141 115V114H140ZM139 115V116H140ZM147 115V116H148ZM168 115H170V112H169V114ZM186 115V114H185ZM188 115V114H187ZM205 115V114H204ZM210 115V114H209ZM217 115V114H216ZM235 115V114H234ZM234 115H232V116H234ZM29 116H32L31 117V119L30 120H28V118H29ZM37 116H39V115H37ZM41 116V115H40ZM46 116V115H45ZM44 116V117H45ZM50 116V115H49ZM53 116V115H52ZM57 116V115H56ZM62 116H60L61 118H63ZM64 116V117H65ZM100 116V115H99ZM114 116V115H113ZM122 116V115H121ZM120 116V117H121ZM129 116V115H128ZM127 116V117H128ZM156 116V115H155ZM183 116V115H182ZM182 116H181V114H180V118H182ZM200 116H198V117H200ZM214 116V115H213ZM229 116V115H228ZM231 116V117H232ZM42 117V116H41ZM41 117H40V119H41ZM54 117V119H55V116H53ZM57 117H59V116H57ZM57 117H56V119H57ZM102 117V116H101ZM100 117V118H101ZM115 117V116H114ZM169 117V116H168ZM175 117V116H174ZM178 117V116H177ZM184 117V116H183ZM186 117H188V116H186ZM191 117V116H190ZM189 117V118H190ZM198 117L196 116V118L198 119ZM205 117V116H204ZM215 117H217V116H215ZM25 118H27V121H25L24 119ZM36 118V117H35ZM47 119H49L48 117H46ZM69 118V119H70ZM103 118V117H102ZM111 118V117H110ZM117 118H119V117H117ZM117 118H114V121H116L117 120ZM129 118V117H128ZM139 118V117H138ZM147 118V117H146ZM155 118V117H154ZM157 118V117H156ZM185 118V117H184ZM188 118V119H189ZM207 118V117H206ZM206 118H205V120H206ZM39 119V118H38ZM37 119V120H38ZM42 119H44V121H45V118H42ZM51 119H52V117H51ZM51 119H49V120H51ZM53 119V121L55 122V120ZM104 119V118H103ZM126 119V118H125ZM130 119V118H129ZM148 119H149V116H148ZM151 119H152V117H151ZM151 119H150V121H151ZM158 119V118H157ZM169 119V118H168ZM177 119V118H176ZM212 119H214V118H212ZM24 120V121H23ZM34 120H36V119H34ZM37 120L36 121H33L34 123L36 122V125L34 124L33 125V127H32V129L33 128H35V131H34V133L35 132H37L38 131V129H37V125L39 124V122H41L42 120H39V122H37ZM58 120V119H57ZM56 120V121H57ZM63 120V119H62ZM95 120H97V119H95ZM94 120V121H95ZM102 120V119H101ZM153 120V119H152ZM174 120V119H173ZM178 120H180V119H178ZM181 120H183V119H181ZM186 120V119H185ZM199 120H200V118H199ZM201 120H202V118H201ZM201 120H200V122H201ZM210 120V119H209ZM229 120H231V118L229 119ZM228 120V121H229ZM44 121H43V123H44ZM52 121V120H51ZM63 121H65L66 123V126H67V128H65L64 126H63V124H64V122ZM63 121H61V119H59V121H58V123L59 122H63L62 123V127L60 126L61 125V123H57V124H55V125H57L58 126V129L61 127V128H63L64 127V129L66 130V129H70V128H68V124H69V122H68V124H67V120H65V118H64V120ZM93 121V120H92ZM102 121H105V120H102ZM114 121H113V124H114ZM118 121V120H117ZM116 121V122H117ZM124 121V120H123ZM126 121H128V122H134L133 121V119L131 120V121H129V120H126ZM126 121H124V122H126ZM153 121H155V119L153 120ZM187 121V120H186ZM185 121V122H186ZM232 121H233V119H232ZM48 121H46V123H47ZM97 122V121H96ZM106 122V121H105ZM110 121H108V123H109ZM122 122V121H121ZM139 123H140V121H138ZM145 122V121H144ZM144 122H143V124H144ZM173 122H175V121H173ZM178 122H180V121H178ZM183 122V121H182ZM199 122V121H198ZM207 122H209V121H207ZM211 122H213L214 123V121H211ZM210 122V123H211ZM227 122V121H226ZM230 122V121H229ZM229 122L227 123V124H229ZM38 123V124H37ZM78 123V122H77ZM77 123H74L75 124V128H77V129H75V132H76V130H81V132L86 128L84 125H87V124H82L83 125V127H85L84 129H83V127H82V125L79 123V125H76ZM93 123V122H92ZM101 123V122H100ZM108 123H106L107 125H108ZM127 123V122H126ZM145 123H147V122H145ZM172 122H170V124H171ZM184 123V122H183ZM48 124V123H47ZM64 124V125H65ZM106 124H104V125H106ZM112 124V125H113ZM119 124V123H118ZM117 124V125H118ZM125 124V123H124ZM128 124V123H127ZM140 124H142V123H140ZM165 124V126L168 124V120H167V124H166V122L164 123ZM180 124H181V122H180ZM226 124V125H227ZM236 124H237V126H239L240 124H238V121H237V123L236 122H232L231 124H230V126H229V128H231V130L233 131L234 129H236V130H238L239 131V129H241V126H239L240 128L238 129V127H236ZM30 125H28V127L30 126ZM44 125V124H43ZM50 125V123L48 124V126ZM70 125H73V123L71 122V124ZM89 125V124H88ZM92 125V124H91ZM91 125L90 126H88V127H91ZM103 125V124H102ZM107 125H106V127L105 128H107ZM115 125V124H114ZM122 125H123V123H122ZM118 126V127H120V129L119 128H117V129H119L118 130V132H121L120 133V135L119 136H121L122 137V139L123 140H120V141H123V142H121V143H123V145H124V141H126L127 142V140H128V136L133 132L132 130H131V128L129 127V126H125L126 128L127 127H129L130 128V130L128 131L127 129H125L123 126ZM130 125V124H129ZM145 125V124H144ZM148 125H149V121H148ZM173 125H175V127H176V125H178V127H177V129L179 128V124H176V122L174 123V124H172V126ZM225 125V124H224ZM42 124L40 125V129H39V132L41 133V132H43V130L46 128L45 127V125H44V127L42 126ZM47 126V127H48ZM53 126L54 125H52V128L51 129H53ZM57 126H54L55 128L57 127ZM60 126V127H59ZM77 126V127H76ZM96 126V125H95ZM109 126V125H108ZM110 126H111V124H110ZM142 126V125H141ZM141 126H139L138 125V127H141ZM146 126V125H145ZM169 126V125H168ZM167 126V127H168ZM181 126H182V124H181ZM184 126H186L185 124H184ZM183 126V127H184ZM214 126V125H213ZM27 127V128H28ZM73 127H74V125H73ZM98 127V126H97ZM102 127V126H101ZM114 127H116V126H114ZM122 127H123V129H122ZM143 128H144V126H142ZM147 127V126H146ZM170 127V126H169ZM196 127V126H195ZM210 127V126H209ZM215 127V126H214ZM224 127V126H223ZM226 127V126H225ZM23 128V127H22ZM41 128H44V129H42L41 130ZM48 128H49V130H48ZM48 128H46L48 131H52V130H50V127H48ZM92 128H93V126H92ZM103 128V127H102ZM109 128V127H108ZM113 128V127H112ZM166 128V127H165ZM211 128V127H210ZM227 128V127H226ZM45 129V132L47 131ZM57 129V130H58ZM63 129V130H64ZM100 129V128H99ZM98 129V130H99ZM113 129H116V128H113ZM147 129V128H146ZM167 129V128H166ZM171 129H172V127H171ZM183 129V128H182ZM186 129H187V126H186ZM30 130V129H29ZM41 130V131H40ZM64 130V131H65ZM73 130V129H72ZM88 130V129H87ZM92 130V129H91ZM97 130V131H98ZM102 130H105V129H102ZM138 130H140V128H138ZM168 130V129H167ZM169 130H170V128H169ZM168 130V131H169ZM174 130V129H173ZM176 130V129H175ZM179 130V129H178ZM177 130V131H178ZM184 130V129H183ZM193 130H194V128H193ZM223 130V129H222ZM222 130L221 131H219L220 133L222 132ZM230 130V131H231ZM236 130H234V131H236ZM17 131H19V132H17ZM21 131H23L22 129H21ZM26 131V130H25ZM54 131H56L55 129H54ZM59 131H62V129L61 130H59ZM69 131H71V130H69ZM95 131V130H94ZM112 131V130H111ZM130 131H132L131 133H130ZM137 131V130H136ZM143 131H145V129L143 130ZM168 131H166L164 134L165 135H163L162 136V134L163 133H161V135L159 134H155L156 136L158 135V136H160V137H157V138H155L156 136H154V138L155 139H152L151 137V139L152 140H154V141H152L151 139V141L152 142H145V143H147V145L148 144H150L151 146H152V144H153V142H154V144L156 145V143H157V141H158V143L157 144H159V142H164V141H167V140H170V142H171V140H175V137H174V134H176V132H174L173 133V131L172 132H168ZM212 131H213V129H212ZM227 133H229V130L227 131V129L225 130ZM232 131L230 132V133H232ZM27 132V134H29L28 133V131H26ZM31 132V131H30ZM44 132V133H45ZM74 132V131H73ZM105 132V131H104ZM109 132V131H108ZM178 132H180V131H178ZM177 132V133H178ZM193 132H195V131H193ZM215 132V131H214ZM218 132V133H219ZM224 132V131H223ZM226 132H225V134H226ZM44 133L41 135V134H36L37 136L38 135H40V136H43L44 135ZM80 133V132H79ZM86 133V132H85ZM88 133V132H87ZM86 133V134H87ZM98 133V132H97ZM102 133V132H101ZM130 133V134H129ZM160 133V132H159ZM196 133V132H195ZM212 133V132H211ZM219 133V134H220ZM234 133V132H233ZM22 134H25V133H23L22 132ZM21 134V135H22ZM27 134H26V136H27ZM91 134V133H90ZM99 134H100V131H99ZM149 134V133H148ZM218 134V135H219ZM222 134V133H221ZM241 134H243V133H241ZM243 134V135H244ZM31 135V134H30ZM52 135V134H51ZM73 135V134H72ZM77 135V134H76ZM96 135V134H95ZM94 135V136H95ZM102 135V134H101ZM115 135H117V134H115ZM133 135V134H132ZM147 135V134H146ZM151 135V134H150ZM178 135V134H177ZM192 135H194L193 133H192ZM191 135V137H193ZM218 135L215 137V138H219L218 137ZM229 135V134H228ZM228 135H226V136H228ZM19 136V135H18ZM29 136V135H28ZM27 136V137H28ZM33 137H35L34 135H32ZM36 136V137H37ZM45 136V135H44ZM47 136V135H46ZM69 136H71V134L69 135ZM83 136V135H82ZM88 136V135H87ZM91 135H89V137H90ZM103 136H104V134H103ZM119 136H117V138L119 137ZM131 136V135H130ZM176 136V135H175ZM232 136H234V135H232ZM23 137H25L24 135H23ZM22 137V138H23ZM30 137V136H29ZM49 137V136H48ZM78 137H79V135H78ZM144 137H146L147 138V136H144ZM149 137V136H148ZM190 137V138H191ZM195 137V136H194ZM221 137H223V136H221ZM220 137V138H221ZM240 137H242L241 135H240ZM244 137H246V136H244ZM75 138V137H74ZM91 138V137H90ZM111 138V137H110ZM120 138V137H119ZM174 138V139H173ZM177 138V137H176ZM226 138V137H225ZM224 138V139H225ZM228 138H231V137H228ZM228 138H226V140H228ZM232 138V139H233ZM27 139V138H26ZM195 139H196V137H195ZM24 140V139H23ZM32 140H34L35 142H32L33 144H35V143H38V142H36V139L34 138V139H32ZM66 140V139H65ZM64 140V141H65ZM84 140V139H83ZM96 140V139H95ZM111 140H113V139H111ZM130 140V139H129ZM146 140V139H145ZM214 140V139H213ZM26 141H28V140H26ZM88 141V140H87ZM89 141H91V139L89 140ZM88 141V142H89ZM113 141H115V140H113ZM149 141V140H148ZM191 141H192V139H191ZM210 141H212L211 139H210ZM214 141H216V139L214 140ZM221 141V140H220ZM47 142V141H46ZM48 142H49V140H48ZM85 142V141H84ZM119 142V141H118ZM117 142V143H118ZM132 142V141H131ZM130 142V143H131ZM142 142H143V140H142ZM141 142V143H142ZM168 142V141H167ZM167 142H165V143H167ZM209 142V141H208ZM17 143H19V144H17ZM39 143H42V142H39ZM38 143V144H39ZM56 143V142H55ZM61 143H63L62 141H61ZM164 143V144H165ZM190 143H192V142H190ZM194 143V142H193ZM203 143H205V145L206 144H208V143H206V142H203ZM202 143V144H203ZM210 143V142H209ZM214 143V142H213ZM216 143H218V142H216ZM223 143H224V141H223ZM231 143V142H230ZM247 142H245V144H246ZM93 144V143H92ZM91 144V145H92ZM115 144V143H114ZM163 144V145H164ZM168 144V143H167ZM167 144H165L166 145V147L167 146H169V145H167ZM30 145H32L31 144V142H30ZM42 145H44V144H42ZM55 146H56V144H54ZM58 145H59V142H58ZM78 145V144H77ZM80 145V144H79ZM84 145H86V144H84ZM88 145H89V143H88ZM109 145H112V144H109ZM160 145V144H159ZM189 145V144H188ZM208 145H210V144H208ZM243 145H244V142H243ZM26 146H28V145H26ZM35 146V147H36ZM47 146V145H46ZM70 146V145H69ZM75 146V145H74ZM95 146V145H94ZM113 146V145H112ZM115 146H117V145H115ZM128 145H126V147H127ZM161 146H162V144H161ZM211 146V145H210ZM244 146H246V145H244ZM31 147V146H30ZM49 147V146H48ZM89 147H90V145H89ZM105 147V146H104ZM107 147V146H106ZM111 147V146H110ZM119 147H121V146H119ZM142 147V146H141ZM144 147V146H143ZM153 148H154V146H152ZM156 147V146H155ZM166 147H165V149H163L162 148V150L164 151V150H167L166 149ZM188 147V146H187ZM186 147V148H187ZM191 147V146H190ZM189 147V148H190ZM202 147V146H201ZM204 147V146H203ZM208 147V146H207ZM213 147H216V145L215 146H213ZM22 148V149H21ZM31 148H34V146L32 145V147ZM47 148V147H46ZM53 148V147H52ZM52 148H48V149H52ZM60 148V147H59ZM67 148H68V146H67ZM69 148H71V147H69ZM74 148V147H73ZM108 148H109V146H108ZM112 149H113V147H111ZM129 148V147H128ZM139 148V147H138ZM146 148V147H145ZM148 148V147H147ZM157 148V147H156ZM218 148V147H217ZM220 148V147H219ZM225 148V147H224ZM234 148H233V150H234ZM44 150H45V148H43ZM56 149V148H55ZM105 149V148H104ZM117 149V148H116ZM120 149V148H119ZM118 149V150H119ZM137 149V148H136ZM140 149V148H139ZM143 149V148H142ZM155 149V148H154ZM158 149H160V147L159 148H157V150ZM185 149V148H184ZM191 149H192V147H191ZM191 149H190V151H191ZM197 149H198V147H197ZM210 149V148H209ZM212 149V148H211ZM69 150H71V149H69ZM68 150V151H69ZM73 150V149H72ZM86 150V149H85ZM96 150V149H95ZM97 150H100V149H97ZM127 150V149H126ZM129 150V149H128ZM127 150V151H128ZM138 150V149H137ZM146 150V149H145ZM149 150V149H148ZM183 150V149H182ZM221 150H223V149H221ZM220 150V151H221ZM232 150V149H231ZM230 150V151H231ZM37 151H38V149H37ZM36 151V152H37ZM46 151V150H45ZM87 151H89V150H87ZM108 151H109V149H108ZM119 151H121V150H119ZM124 151V150H123ZM131 151V150H130ZM162 151V152H163ZM178 151V150H177ZM188 151V150H187ZM186 151V152H187ZM194 151V150H193ZM199 151V150H198ZM201 151H203V149L201 150ZM218 151V150H217ZM229 151V152H230ZM247 151V152H246ZM38 152H40V151H38ZM48 152V151H47ZM73 152H75V151H73ZM96 152V151H95ZM102 152H104V151H102ZM117 153H118V151H116ZM133 152V151H132ZM146 151H143V153H145ZM168 152V151H167ZM176 152V151H175ZM174 152V153H175ZM180 152V151H179ZM182 152V151H181ZM186 152H185V155H186ZM192 152V151H191ZM232 152V151H231ZM234 152H237V150L235 151L234 150ZM233 152V153H234ZM243 152V153H244ZM35 153V152H34ZM41 153H44L43 152V150H42V152ZM78 153V152H77ZM106 153H108L107 151H106ZM154 153V152H153ZM189 153V152H188ZM187 153V154H188ZM201 153V152H200ZM208 153H210V151L208 152ZM213 153V150H211V153L210 154H212ZM218 153V152H217ZM221 153H222V151H221ZM220 152L218 153V154H220V155H222L223 156V153L221 154ZM228 153V152H227ZM243 153H241V154H243ZM248 153V154H247ZM65 154V153H64ZM64 154L62 153V151H61V148L59 149V150H53V151H51L50 152V157L53 159L52 160V162L50 163V162H48V163H50V166H49V168H48V175H49V178L50 177H52V178H56V176H57V174L60 176V174H59V172H60V170L63 168L64 170H65V167H66V165H67V163H65V157H64ZM81 154V153H80ZM110 154H111V152H110ZM115 154V153H114ZM119 154H120V152H119ZM118 154V155H119ZM126 154H128V152L126 153ZM132 154V153H131ZM173 154V153H172ZM182 154H183V152H182ZM190 154V153H189ZM203 156H205L203 153H201ZM209 154V155H210ZM214 155H215V153H213ZM217 154V155H218ZM228 154H230V156H232V158H233V155H231V153H228ZM237 154V153H236ZM236 154H234V157H236V159H237V156H235ZM240 154V153H239ZM240 154V156H243V155H241ZM45 155V154H44ZM47 155V154H46ZM48 155H49V153H48ZM74 155V154H73ZM108 155H109V153H108ZM117 155V156H118ZM121 155V154H120ZM123 155V154H122ZM166 155H167V153H166ZM170 155V154H169ZM179 155V154H178ZM178 155H176V154H174V156H177L178 158H180V160H181V158H182V156L181 157H179ZM207 155V154H206ZM220 155H218L219 157H220ZM245 155V156H246ZM42 156V155H41ZM75 156V155H74ZM84 156V155H83ZM83 156H81V158H80V160H82V157ZM102 156V155H101ZM126 156V155H125ZM184 156V155H183ZM189 156V155H188ZM191 156V155H190ZM194 156H196V154L194 155ZM202 156V157H203ZM208 156V155H207ZM221 156V157H222ZM44 157V156H43ZM49 157V156H48ZM47 156H46V158L47 159H49ZM68 157V156H67ZM89 157V156H88ZM130 157V156H129ZM185 157V156H184ZM183 157V158H184ZM198 157V156H197ZM201 157V156H200ZM200 157H198V158H200ZM214 157V156H213ZM219 157H217V158H219ZM224 157H225V155L222 157V159H223V161L225 160L224 159ZM228 157H229V155H228ZM244 157V156H243ZM45 158V159H46ZM50 158V159H51ZM70 158H74V157H70ZM69 158V159H70ZM75 158H77V157H75ZM74 158V159H75ZM90 158V157H89ZM121 159H122V156L120 157ZM132 158V157H131ZM166 159V158H168V157H164L163 156V159ZM170 158H171V156H170ZM175 158V157H174ZM198 158H197V160H198ZM204 158V157H203ZM231 157H229V158H227V159H232ZM238 158H239V156H238ZM245 158V157H244ZM49 159V160H50ZM84 159V158H83ZM118 159H119V156H118ZM126 159H128L127 157H126ZM163 159L160 157V160H162V161H160V162H163ZM164 159V160H165ZM172 159H173V156H172ZM202 159V158H201ZM200 159V160H201ZM208 159V158H207ZM215 159H216V156H215ZM219 159H221V158H219ZM219 159H216L217 160V162L219 161ZM221 159V160H222ZM226 159V160H227ZM235 159V158H234ZM235 159V160H236ZM79 160V159H78ZM95 160V159H94ZM100 160H101V157H100ZM168 160V159H167ZM178 161H179V159H177ZM212 160H214V159H212ZM241 161H242V158L240 159ZM244 160V159H243ZM37 161H39V160H37ZM44 161V160H43ZM73 161V160H72ZM74 161H76V160H74ZM97 161H99L98 159H97ZM126 161V160H125ZM129 161V160H128ZM132 161V160H131ZM170 161H171V159H170ZM190 161H191V159H190ZM208 161V160H207ZM211 161V160H210ZM215 161V160H214ZM223 161H222V163H223ZM232 161V160H231ZM241 161H239L240 163H242ZM40 162V161H39ZM39 162H37V163H39ZM46 162V161H45ZM67 162V161H66ZM84 162V161H83ZM95 162H96V160H95ZM100 162V161H99ZM102 162V161H101ZM109 162V161H108ZM118 162V161H117ZM119 162H121V161H119ZM123 162V161H122ZM157 162V161H156ZM174 162V161H173ZM175 162H176V159H175ZM188 162V161H187ZM186 162V163H187ZM200 162V161H199ZM202 162V161H201ZM206 162V161H205ZM204 162V163H205ZM216 162V161H215ZM216 162V163H217ZM225 162V161H224ZM228 162V161H227ZM227 162H225V163H223L224 165L227 163ZM233 162V161H232ZM231 162V163H232ZM244 162V161H243ZM47 163V164H48ZM81 162H79V164H80ZM103 163V162H102ZM101 163V164H102ZM107 163V162H106ZM132 163V162H131ZM158 163H159V161H158ZM165 163V162H164ZM171 163H172V161H171ZM170 163V164H171ZM183 163V162H182ZM181 163V165H182V168H183V164ZM188 163H190V162H188ZM234 163H235V161H234ZM234 163H232V164H234ZM237 163V162H236ZM235 163V164H236ZM72 164V163H71ZM70 164V165H71ZM79 164H78V166H79ZM85 164H87V162L85 161ZM109 164V163H108ZM107 164V165H108ZM123 164H125L124 162H123ZM133 164V163H132ZM162 164V163H161ZM160 164V165H161ZM169 163H167V168L169 167V165H168ZM185 164V163H184ZM195 165L197 164V163H194ZM223 164H222V166H223ZM35 165H37V164H35ZM49 165V164H48ZM70 165H68L69 166V168H70ZM72 165H74V164H72ZM76 165V164H75ZM82 165V164H81ZM88 165V164H87ZM97 165H98V162H97ZM103 165V164H102ZM121 165V164H120ZM135 165V164H134ZM134 165H132V166H134ZM155 165V164H154ZM157 165V164H156ZM159 165V164H158ZM157 165V166H158ZM173 165V164H172ZM175 165V164H174ZM199 165V164H198ZM197 165V166H198ZM202 165V164H201ZM206 165H207V163H206ZM217 165V164H216ZM226 165H228V164H226ZM237 165L238 164H236V165H232V169H233V171L235 170L234 168H233V166H235V167H237ZM238 165V166H239ZM39 166V165H38ZM77 166V165H76ZM83 166V165H82ZM99 166H100V164H99ZM112 166V165H111ZM116 165H114L113 167H115ZM122 166H124V165H122ZM127 166H128V164H127ZM127 166H124V167H122V172H121V174L119 173V171H117L118 173H119V175L118 176H120V178H118L120 181H122L123 179L125 180V178H126V181L128 182V177H129V175L131 176V173H133V172H131V167L129 168V167H127ZM152 167L151 168H155V167H153V165H151ZM166 166V165H165ZM185 166H186V164H185ZM189 166H190V164H189ZM196 166V167H197ZM211 166V165H210ZM209 166V167H210ZM72 167V166H71ZM80 167V166H79ZM89 167V166H88ZM92 167H94V165L92 166ZM95 167H97V166H95ZM103 167V166H102ZM101 167V168H102ZM109 167V166H108ZM159 167V166H158ZM164 167V166H163ZM163 167L162 168H159V171H160V173H162L164 170H166V172H167V168L166 169H164L163 170ZM172 167V166H171ZM178 167V166H177ZM202 167H203V165L201 166V171H204L203 169H202ZM205 165H204V169H205ZM207 167H208V165H207ZM228 167H229V165H228ZM39 168H41V167H39ZM77 168V167H76ZM90 168H91V166H90ZM100 168V167H99ZM99 168H97V169H99ZM107 168V167H106ZM119 168V167H118ZM142 168V167H141ZM149 168V170H150V167H148ZM174 168V167H173ZM185 168H188V167H185ZM192 168V167H191ZM200 168V167H199ZM238 169V171L240 170L239 169V167H237ZM80 169V168H79ZM79 169H77V170H79ZM82 169V168H81ZM80 169V173H81V171H83L84 170V168L81 170ZM89 169V168H88ZM103 169V168H102ZM107 169H109V168H107ZM133 169V168H132ZM136 169V168H135ZM138 169H140L139 167H138ZM145 169V168H144ZM156 169H158V168H156ZM169 169H171V168H169ZM178 169H180V168H178ZM193 169V168H192ZM191 169V170H192ZM206 169H205V171H206ZM229 169V168H228ZM231 169V168H230ZM33 170V169H32ZM35 170H37L36 169V167H35ZM34 170V171H35ZM43 170V169H42ZM73 170H74V167H73ZM143 170V169H142ZM163 170V171H162ZM172 170V169H171ZM197 170H199V169H197ZM197 170H193V171H197ZM38 171V170H37ZM41 170H39V172H40ZM44 171V170H43ZM61 171H63V170H61ZM66 171V170H65ZM86 171V170H85ZM84 171V172H85ZM93 171V170H92ZM97 171V170H96ZM108 171V170H107ZM106 170H100L99 172V175L98 174H96V175H98L97 177H96V175H95V177H96V179H98V180H102L103 178L105 179V177L107 176V175H109V174H105L106 172H107ZM115 171V170H114ZM133 171H134V169H133ZM136 171V170H135ZM148 171V170H147ZM154 171H155V169H154ZM158 171V170H157ZM162 171V172H161ZM186 171H187V169H186ZM190 172V174L192 173V174H196V173H194V172ZM204 171V172H205ZM221 171H223V170H221ZM36 173L35 172V174H29L30 175V177L32 176L33 178H32V181H35V177L36 176H38V174L40 175V173ZM67 172V171H66ZM73 172H77V171H73ZM113 172V171H112ZM139 172H142V171H139ZM152 172V170L150 171V173ZM170 172V171H169ZM167 173L168 175H170V173ZM178 172V171H177ZM181 172V171H180ZM198 172V171H197ZM228 172L230 173V171L228 170ZM235 172H236V170H235ZM63 173V172H62ZM71 173H72V171H71ZM79 172H77V174H78ZM86 173H88V171L86 172ZM86 173H85V175H86ZM92 173V172H91ZM108 173H110L109 171H108ZM115 173V172H114ZM134 173H136V172H134ZM159 173V172H158ZM165 173V172H164ZM163 173V174H164ZM176 173V172H175ZM175 173H174V175H175ZM182 173V172H181ZM185 173V172H184ZM224 173V174H223ZM228 173V175H230V176H232V175H235L233 172V174L231 175V173L229 174ZM240 173V174H239ZM41 174H42V172H41ZM68 174V173H67ZM70 174V173H69ZM68 174V175H69ZM76 174V173H75ZM89 174H90V172H89ZM141 174V173H140ZM149 174V173H148ZM156 174V173H155ZM166 174V173H165ZM189 174V173H188ZM189 174V176H192V175H190ZM199 174V172L197 173V175ZM206 174V173H205ZM205 174L203 173V175L205 176ZM227 174V173H226ZM36 175V176H35ZM67 175V176H68ZM71 175V174H70ZM69 175V176H70ZM91 175V174H90ZM93 175V174H92ZM106 175V176H105ZM111 175H113V173L111 174ZM145 175V174H144ZM150 175V174H149ZM161 175V174H160ZM180 175V174H179ZM184 175H186V174H184ZM200 175H201V173H200ZM219 175V174H218ZM63 176V174L60 176V177H62ZM64 176H66V175H64ZM64 176H63V178H64ZM66 176V177H67ZM82 176V175H81ZM89 176V175H88ZM132 176H133V174H132ZM131 176V177H132ZM143 176V175H142ZM151 176H153V173H152V175ZM171 176V175H170ZM177 175H175V177H176ZM188 176V175H187ZM194 176V175H193ZM192 176V177H193ZM220 176V175H219ZM218 176V177H219ZM229 176V177H230ZM23 177V183H24V181H25V179L26 178H24ZM45 177V176H44ZM48 177V176H47ZM72 177H74V176H72ZM71 177V178H72ZM83 180L85 179V176H84V174H83ZM110 177V176H109ZM109 177L107 178V180H109ZM121 177L123 178L122 180H121ZM172 177H173V175H172ZM199 177V176H198ZM197 177V178H198ZM217 177V176H216ZM215 177V178H216ZM40 178V176L38 177V178H36V179H39ZM43 178V177H42ZM51 178V180H54V179H52ZM62 178V180H64ZM82 178V177H81ZM80 177L79 178H77V179H81ZM89 178V177H88ZM114 178V177H113ZM130 178V177H129ZM183 178V177H182ZM195 177H193V179H194ZM41 179V178H40ZM43 179H46V178H43ZM57 179H58V176H57ZM74 179V178H73ZM77 179H75V180H77ZM103 179V180H104ZM114 179H116V178H114ZM131 179H133V178H131ZM173 179V178H172ZM174 179H176V178H174ZM184 179V178H183ZM189 179V178H188ZM187 179V180H188ZM203 179H205L206 180V178H204L203 177ZM236 179V178H235ZM29 180H31V179H29ZM61 180V179H60ZM61 180V181H62ZM69 180H71V179H69ZM82 180V181H83ZM98 180H95L94 179V182L96 181V182H98L99 183V181ZM117 180V179H116ZM145 180V179H144ZM178 180H179V178H178ZM177 180V181H178ZM187 180H185V181H187ZM190 180V179H189ZM188 180V181H189ZM197 180V179H196ZM194 181V184L197 182V184H198V180L197 181ZM205 180H203V181H205ZM227 180H229L230 182L229 183H227ZM38 181V180H37ZM37 181H35V183L37 182ZM43 182H44V180H42ZM55 181V180H54ZM54 181H51V182H54ZM74 181V180H73ZM80 181V180H79ZM78 181V182H79ZM86 181V180H85ZM146 181V180H145ZM144 181V182H145ZM175 181V180H174ZM173 181V182H174ZM183 181V180H182ZM26 182V181H25ZM31 182V181H30ZM29 182V183H30ZM41 182V181H40ZM49 182V181H48ZM58 182V181H57ZM60 182V181H59ZM58 182V183H59ZM71 182V181H70ZM84 182V181H83ZM83 182H82V184H83ZM91 182H92V180H91ZM105 182V181H104ZM116 182H118V181H116ZM115 182V183H116ZM123 182H125V181H123ZM123 182H120V183H122L123 184ZM132 182V181H131ZM147 182V181H146ZM150 182V181H149ZM27 183V182H26ZM34 183V184H35ZM57 183V184H58ZM72 183V182H71ZM75 183V182H74ZM80 183V182H79ZM78 183V184H79ZM90 183V182H89ZM113 183V182H112ZM111 183V184H112ZM119 183V182H118ZM117 183V184H118ZM192 183V185H193V181L191 182ZM190 183V184H191ZM201 183V182H200ZM215 183V182H214ZM230 183L232 184V185H230ZM234 183V184H235ZM237 183V184H238ZM22 184V183H21ZM33 184V183H32ZM31 183H30V185H32ZM37 184H42V182L41 183H39V181H38V183ZM44 184H45V182H44ZM43 184V185H44ZM56 183L54 184V185H56V187L58 186ZM81 184V183H80ZM86 184V183H85ZM97 184V183H96ZM101 184V183H100ZM114 184V183H113ZM113 184L112 185H110L111 187L113 186ZM122 184H121V186H122ZM128 184V183H127ZM175 184H177L176 182H175ZM174 184V185H175ZM188 184V183H187ZM202 184V183H201ZM200 184V185H201ZM27 186V188L28 187H31V186ZM47 185H49V184H47ZM46 185V186H47ZM61 185V184H60ZM74 185V184H73ZM72 185V186H73ZM76 185V184H75ZM91 185V184H90ZM106 184H104V186H105ZM108 185V186H109ZM125 184H123V186H124ZM131 185V184H130ZM152 185V184H151ZM179 185V184H178ZM177 185V186H178ZM33 186V185H32ZM62 186H63V183H62ZM100 187L102 186L103 187V184L102 185H99ZM116 186V184H114V187ZM122 186V187H123ZM126 186V185H125ZM124 186V187H125ZM128 186V185H127ZM126 186V187H127ZM143 186V185H142ZM145 186V185H144ZM144 186H143V188H144ZM156 186V185H155ZM154 186V187H155ZM187 186H189V185H187ZM191 186V185H190ZM232 186V187H231ZM236 187H237V190L241 193V191L238 189V186L237 185H235ZM45 187V186H44ZM48 187V186H47ZM50 187V186H49ZM53 187V186H52ZM55 187V188H56ZM81 187V186H80ZM87 188L89 187V186H86ZM95 187V186H94ZM114 187H112V188H114ZM121 187V188H122ZM131 187V186H130ZM146 187H147V185H146ZM146 187H145V189H146ZM171 187H173V185L171 186ZM193 187H194V185H193ZM198 186H196V188H197ZM202 187V186H201ZM200 187V188H201ZM236 187H234L235 189H234V191L236 190ZM17 188H18V186H17ZM19 188H20V186H19ZM41 188V187H40ZM43 188V187H42ZM62 188V187H61ZM77 187H75V189H76ZM79 188V187H78ZM81 188H83L84 189V186L83 187H81ZM104 188H106V187H104ZM121 188H119L120 189V193H122L121 191ZM132 188V187H131ZM130 188V189H131ZM140 188H141V186H140ZM139 188V189H140ZM142 188V189H143ZM156 188V187H155ZM183 188H186V187H184L183 186ZM182 188V189H183ZM189 188V187H188ZM199 187H198V189H200ZM31 190H30V192L29 191H27L28 193H31V191H32V189L33 188H30ZM35 189H37L36 187H35ZM34 189V190H35ZM39 189V188H38ZM44 189V188H43ZM51 189V188H50ZM72 189H73V187H72ZM71 189V190H72ZM94 189V188H93ZM101 189V188H100ZM107 189V188H106ZM116 189V188H115ZM129 189V188H128ZM139 189H138V191L136 192V194L137 193H139ZM144 189V191H147V190H145ZM150 188H148V190H149ZM152 189V188H151ZM157 189V188H156ZM162 189H164L163 187H162ZM166 189V188H165ZM190 189H192V187L190 188ZM189 189V190H190ZM202 189V188H201ZM53 190V189H52ZM57 190V189H56ZM70 190V191H71ZM86 190V189H85ZM85 190H84V192H85ZM89 190H91V188L89 189ZM95 190H96V187H95ZM136 190V189H135ZM154 190V189H153ZM152 190V191H153ZM159 190L160 189H158V191L157 192H159ZM178 190V189H177ZM176 190V191H177ZM181 190V189H180ZM187 190V189H186ZM188 190V191H189ZM203 190V189H202ZM232 190V191H231ZM236 190V191H237ZM44 191V190H43ZM43 191H41V193L43 192ZM94 191V190H93ZM98 191V190H97ZM105 191V190H104ZM112 191V190H111ZM115 191V190H114ZM126 191V193H127V190H125ZM125 191H124V193H125ZM130 190H128V192H129ZM140 191H141V189H140ZM143 191V192H144ZM155 191V190H154ZM164 191H167V189L166 190H164ZM173 191V190H172ZM172 191H171V193H172ZM183 191L185 192V189H183ZM187 191V192H188ZM233 191V193L232 194H238V193H236V192H234ZM55 191L53 190V193H54ZM59 192V191H58ZM61 192V191H60ZM62 192H64V191H62ZM95 192V191H94ZM100 192V191H99ZM102 192H103V190H102ZM102 192H100V193H102ZM106 192H107V190H106ZM131 192V191H130ZM168 193H169V191H167ZM179 192V191H178ZM183 192V194H187V193H184ZM195 191L193 190V193H194ZM197 192H198V190H197ZM197 192H195V193H197ZM33 193V192H32ZM32 193H31V195H32ZM47 193V192H46ZM76 193V192H75ZM90 193V192H89ZM98 193V192H97ZM109 193V192H108ZM107 193V194H108ZM113 193V192H112ZM119 193V194H120ZM133 193V192H132ZM147 193H148V191H147ZM146 193V194H147ZM150 193V192H149ZM154 193V192H153ZM160 193V192H159ZM164 193V192H163ZM163 193L161 194V196L163 195ZM180 193V192H179ZM182 193V192H181ZM192 193V192H191ZM192 193V194H193ZM194 193V194H195ZM198 193H201L200 191L198 192ZM197 193V195H199ZM202 193H203V191H202ZM36 194V193H35ZM35 194H33L34 195V197L36 196ZM37 194H39V193H37ZM45 194V193H44ZM58 194H60V193H58ZM62 194V193H61ZM60 194V195H61ZM64 194V193H63ZM62 194V195H63ZM72 194H74L73 192H72ZM71 194V195H72ZM77 194V193H76ZM95 194V193H94ZM106 194V193H105ZM106 194V195H107ZM152 193H150V195H151ZM156 194V193H155ZM158 194V193H157ZM165 194V193H164ZM188 194H190V192H188ZM191 194V195H192ZM193 194V195H194ZM42 195V194H41ZM46 195V194H45ZM53 195H55V194H53ZM79 195H80V193H79ZM98 195H100L99 193H98ZM102 195V194H101ZM129 195H130V193H129ZM144 195H145V192H144ZM143 195V196H144ZM149 195V196H150ZM154 195V194H153ZM153 195H152V197H153ZM169 195V194H168ZM227 195V196H226ZM231 195V194H230ZM51 196V195H50ZM114 196V195H113ZM138 196H140V199L138 198ZM141 196H142V193H140V195H137L136 197L138 198L137 200L136 199H134V200H131V197H130V200L131 201H133V202H135V203H137L136 205L138 206V204H144V205H148L149 206V204L151 203V201L150 202H148L147 204H145L146 202H147V199H146V202L144 203V198H145V196H144V198L142 197V199H141ZM158 196V195H157ZM171 196V195H170ZM173 196V195H172ZM172 196H171V198H172ZM174 196H176V195H174ZM173 196V197H174ZM178 196V195H177ZM186 196V195H185ZM200 196H201V194H200ZM233 196V195H232ZM5 197H6V199H7V201H6V199H5ZM25 197V196H24ZM30 197V196H29ZM31 197H33V196H31ZM33 197V198H34ZM42 197V196H41ZM57 197V196H56ZM61 197H63V196H61ZM66 196H64V198H65ZM77 197V196H76ZM80 197V196H79ZM100 197V196H99ZM110 197V196H109ZM122 197V196H121ZM129 197V196H128ZM134 197V196H133ZM151 197V198H152ZM160 196H158V198H159ZM167 198L168 196H164V198ZM179 197V196H178ZM204 197V196H203ZM238 197V198H239ZM26 198V197H25ZM37 198V197H36ZM43 198V197H42ZM45 198V197H44ZM148 198V197H147ZM150 197L148 198V199H151ZM157 198V197H156ZM157 198V199H158ZM161 198V197H160ZM159 198V199H160ZM163 198V199H164ZM177 198V197H176ZM230 198H232V197H230ZM234 198H235V196H234ZM234 198H232L233 199V201H236V200H234ZM236 198H237V196H236ZM23 199H24V201H23ZM27 199V198H26ZM29 199H32V198H29ZM48 199V198H47ZM65 199H67V198H65ZM79 199V198H78ZM104 199V198H103ZM115 199V198H114ZM121 199V198H120ZM125 199H127V197H125L124 199H121V201L122 200H125ZM144 199V200H143ZM162 199V200H163ZM167 199H169V198H167ZM177 199H179V198H177ZM176 199V200H177ZM43 200V199H42ZM44 200H46V199H44ZM49 201L51 200V199H48ZM61 200H63V199H61ZM68 200V199H67ZM75 200V199H74ZM74 200H72L73 202H74ZM77 200V199H76ZM105 200V199H104ZM113 200V199H112ZM162 200H159L160 202L162 201ZM170 200V199H169ZM35 201V200H34ZM38 201H39V199H38ZM56 201V200H55ZM69 201V200H68ZM67 201V202H68ZM79 201V200H78ZM115 202L114 203H116L117 202V200H114ZM120 201V200H119ZM118 201V202H119ZM120 201V202H121ZM126 201V200H125ZM125 201H123V204H124V202ZM130 201V202H131ZM166 201V200H165ZM175 201V200H174ZM179 201H181V200H179ZM185 201V200H184ZM183 201V202H184ZM5 202H3L4 204H5ZM31 202V204H32V201H30ZM53 202V201H52ZM60 201H58V203H59ZM76 202V201H75ZM74 202V203H75ZM113 202V201H112ZM119 202V203H120ZM128 202V201H127ZM130 202H128V204L130 205V206H133V204L134 203H132V205H131V203ZM153 202H155V201H153ZM153 202H152V206H154L153 205ZM156 202H158V201H156ZM159 202V203H160ZM163 202V201H162ZM161 202V204L163 205L164 204V202L162 203ZM178 202V201H177ZM182 202V201H181ZM38 203H40V201L38 202ZM37 203V204H38ZM43 203H45L46 204V202L44 201ZM55 203V202H54ZM54 203H52V205L54 204ZM72 203V202H71ZM78 203V202H77ZM106 203V202H105ZM186 203V202H185ZM0 204H2L1 202H0ZM24 204H26V205H28L27 203H24ZM30 204V203H29ZM35 204V203H34ZM42 203H40V205H41ZM48 204H49V202H48ZM61 204V203H60ZM82 204H83V201H82ZM121 204H122V202H121ZM120 204V205H121ZM165 204H167V203H165ZM169 205H170V202L168 203ZM187 204V203H186ZM55 205V204H54ZM53 205V206H54ZM59 205V204H58ZM70 205V204H69ZM129 205H127V203L125 202V207L127 206V208L129 207ZM135 205V206H136ZM157 204H155V206H156ZM160 205V204H159ZM175 205V204H174ZM177 205V204H176ZM183 205V204H182ZM24 206V205H23ZM32 206H33V204H32ZM45 206V205H44ZM49 206V205H48ZM51 206V205H50ZM56 206V205H55ZM61 206V205H60ZM84 207H85V205H83ZM88 206V205H87ZM108 206H112V205H108ZM113 206H114V210L115 209H117V207H115L116 205H114L113 204ZM112 206V207H113ZM135 206H134V208H135ZM136 206V207H137ZM151 206V207H152ZM154 206V207H155ZM188 206V205H187ZM191 206V205H190ZM3 207H5V205L4 206H2V208ZM19 207V206H18ZM27 207V206H26ZM39 207V206H38ZM82 207V206H81ZM84 207H82V208H84ZM120 207V206H119ZM122 207V206H121ZM123 207H124V205H123ZM139 207H141V206H139ZM159 207V206H158ZM166 207V206H165ZM165 207H163V208H165ZM173 207V206H172ZM174 207H176V206H174ZM181 207V206H180ZM8 208H9V210H8ZM41 208H42V206H41ZM46 208V207H45ZM44 208V209H45ZM47 208H49V207H47ZM111 207H109V209H110ZM129 208H131V207H129ZM128 208V209H129ZM146 208H148V207H146ZM146 208H144V209H146ZM187 208V207H186ZM27 209V208H26ZM38 209V208H37ZM53 209L54 208H52V213L54 214V216L52 217V216H50L51 218H49V219H47L48 220V223L50 224V225H48L47 226V228L44 230V231H42V229H41V232H40V236L42 237L43 236V238H44V235L47 237V236H49V237H51V238H53V242L52 241H50V239H49V241L50 242H52V246H56V245H58V244H60V243H63V244H66V243H70L73 239H75L76 237H79L78 235H80V231H81V234H82V238L83 239H86V238H88V239H93V240H96V239H98L99 238V240L101 239L102 240V238L103 239H105L104 237H106L107 238V236H109L110 237V235L112 236V234H115V233H113V231L116 229V228H119V225H118V227L116 226L115 227V229L113 228V226H114V222L113 223H111V221H112V219L111 220H108V221H110V223L111 224H113V225H106L105 224V226L106 227H104V228H101L100 230L98 229H89V230H91L92 231V233L89 231V233H91V235H89L88 234V232H85V230H83V228L81 229V227L84 225V223H83V221H84V219L82 220V216L80 215V213H79V209H78V207H75V206H72L71 208H68V210L66 211V209H65V211H62L61 209V211H58V209L57 210H54V212H53ZM86 209V208H85ZM89 209H91V208H89ZM108 209V210H109ZM124 209V208H123ZM123 209H121V211H122V213H124L123 211L125 210H123ZM127 209V210H128ZM138 209H140V208H138ZM141 209H142V207H141ZM152 209V208H151ZM157 209V208H156ZM87 210V209H86ZM92 210V209H91ZM93 210H94V207H93ZM93 210H92V214H93ZM111 210H112V208H111ZM113 210V211H114ZM118 210H119V208H118ZM117 210V211H118ZM137 209H135V211H136ZM149 210V209H148ZM164 210V209H163ZM166 210V209H165ZM182 210H183V208H182ZM202 210V209H201ZM205 210H204V212H205ZM13 211H16V212H13ZM37 212L36 213H33L32 215H33V217H37L38 216V218L37 219H40L39 218V216H41V215H43L42 214V212H41V210H36ZM47 211V210H46ZM45 211V212H46ZM116 211V210H115ZM139 211V210H138ZM160 211V210H159ZM172 211V210H171ZM208 211V212H209ZM33 212H34V210H33ZM132 211L130 210V212H125V217L122 219L121 217L122 216H124V214L123 215H119L118 213H117V215H119V216H121L120 217V219H122L123 221L124 220H126L125 218H126V215L127 214H129V213H131ZM134 212V211H133ZM137 212V211H136ZM142 212V211H141ZM144 212H146V211H144ZM157 212V211H156ZM168 212H170V211H168ZM167 212V213H168ZM56 213V214H55ZM88 213V212H87ZM87 213H86V215H87ZM109 213V212H108ZM115 213V212H114ZM127 213V214H126ZM139 213V212H138ZM137 213V214H138ZM149 213H152V210L150 211V212H148V214ZM205 213H207V212H205ZM22 214V213H21ZM25 214H26V212H25ZM29 214V213H28ZM28 214H26V216L28 215ZM41 214V215H40ZM48 214V213H47ZM50 214V213H49ZM53 214H50V215H53ZM107 214V213H106ZM116 214V213H115ZM114 214V215H115ZM154 214V213H153ZM159 214V213H158ZM162 214V213H161ZM166 214V213H165ZM209 214V213H208ZM222 215L223 216V214H224V217H223V219H224V221H220L219 220V218H218V216L219 215ZM31 215V216H32ZM34 215H36V216H34ZM46 215V214H45ZM56 215V216H55ZM138 215H140V214H138ZM164 215V214H163ZM162 215V216H163ZM171 215V214H170ZM22 216H24V215H22ZM46 216H48V215H46ZM119 216H117L116 218H118ZM133 216V215H132ZM137 216V215H136ZM143 215H141V217H142ZM146 216V215H145ZM157 216V215H156ZM161 216V215H160ZM221 216V217H222ZM19 217V216H18ZM21 217V216H20ZM32 217V218H33ZM57 217V218H56ZM84 217V216H83ZM92 216H90V218H91ZM129 217L131 218V216L129 215ZM149 217V216H148ZM155 217V216H154ZM166 217V216H165ZM170 217V216H169ZM168 217V218H169ZM204 217V218H203ZM29 218H31V217H29ZM31 218V219H32ZM86 218V217H85ZM107 218H108V216H107ZM106 218V219H107ZM110 218H112L111 216H110ZM115 218V219H116ZM129 218V219H130ZM134 218H136V217H134ZM138 218H140V217H138ZM158 219L160 218V217H157ZM216 218L219 220V221H217L216 220ZM226 218V219H225ZM23 219L25 220L26 218H24L23 217ZM42 219H43V217H42ZM44 219H46V217L44 218ZM56 219V220H55ZM94 219V218H93ZM105 219V220H106ZM119 219V220H120ZM129 219L127 218V220L129 221ZM141 219V218H140ZM146 219V218H145ZM164 219V218H163ZM222 219V220H223ZM230 219V220H229ZM17 220V219H16ZM22 220V219H21ZM86 220H87V218H86ZM91 220V219H90ZM114 220V219H113ZM118 219L117 220H114V221H119ZM151 220H154V219H151ZM165 220H166V218H165ZM9 220H7L5 223H7ZM13 221V220H12ZM23 221V220H22ZM33 221V220H32ZM34 221L36 222V218L34 219ZM92 221V220H91ZM94 221V220H93ZM99 221V220H98ZM103 221H104V218H103ZM102 221V222H103ZM123 221H121V222H123ZM130 221H132V219H130ZM133 221H134V219H133ZM37 222H38V220H37ZM45 222V221H44ZM47 222V221H46ZM45 222V223H46ZM97 222V221H96ZM101 222V223H102ZM120 222V223H121ZM140 222V221H139ZM152 222V221H151ZM150 222V223H151ZM32 223V222H31ZM40 223V222H39ZM38 223V224H39ZM103 223H105V222H103ZM107 223V222H106ZM109 223V224H110ZM115 223H117V222H115ZM119 223V222H118ZM119 223V224H120ZM125 223V222H124ZM136 223V222H135ZM134 223V224H135ZM143 223H144V220H143ZM153 223H155V221L153 222ZM200 223H201V225H200ZM8 224V223H7ZM10 224H12V222H10ZM13 224H17L16 222L15 223H13ZM12 224V225H13ZM28 224V223H27ZM35 223H33V225H34ZM42 224V223H41ZM123 224V223H122ZM122 224H120V225H122ZM127 224H128V222H127ZM133 224V223H132ZM132 224H130L131 225V227H132ZM9 225V224H8ZM12 225L11 226H9V228L10 227H12ZM24 225V224H23ZM32 225V226H33ZM90 225V224H89ZM98 225V224H97ZM125 225H126V223H125ZM138 225H142V223L141 224H138ZM146 225V224H145ZM155 225V226H156ZM19 226H21V225H19ZM25 226V225H24ZM23 226V227H24ZM49 226H52V227H49ZM123 226L124 225H122V228H123ZM17 227V228H16ZM16 229H18L19 230V227H18V225H16ZM22 227V226H21ZM128 227V226H127ZM126 227V228H127ZM131 227H129V228H131ZM137 227V226H136ZM135 227V228H136ZM139 227V226H138ZM141 227V226H140ZM149 227V228H150ZM6 228V227H5ZM8 228V229H9ZM29 228H33V227H30L29 226ZM29 228H27L28 230H29ZM38 228V227H37ZM45 228V227H44ZM49 228H51V230H49ZM112 228L114 229L113 231H112ZM132 228H134V227H132ZM148 228V229H149ZM7 229V233H9V234H7V235H10V233L12 232V229H14L13 227L12 228H10L9 230ZM16 229L14 230V231H16ZM85 229V228H84ZM87 229H88V227H87ZM121 229V228H120ZM137 229V228H136ZM139 229V228H138ZM159 229V228H158ZM23 230V229H22ZM28 230H26V231H28ZM52 230L54 231V232H52ZM117 230H119V229H117ZM126 230V229H125ZM132 229H130V231H131ZM11 231V232H10ZM24 231V230H23ZM33 231V230H32ZM37 231V230H36ZM35 231V232H36ZM112 231V232H111ZM116 231V230H115ZM120 231V230H119ZM133 231H134V229H133ZM22 232V231H21ZM30 232V231H29ZM51 232V233H50ZM118 232V231H117ZM121 232V231H120ZM120 232H118V233H120ZM125 232V231H124ZM127 232V231H126ZM135 232V233H136ZM17 233H20V232H18L17 231ZM26 233H28V232H26ZM78 233V234H77ZM12 234V233H11ZM29 234V233H28ZM34 234V233H33ZM43 234V235H42ZM48 234V235H47ZM77 234V235H76ZM122 234V233H121ZM132 234H133V232H132ZM12 235H14V233L12 234ZM12 235H10L9 236V238L11 237H13ZM32 235V234H31ZM31 235H29V236H31ZM38 235V234H37ZM87 235V236H86ZM124 235V234H123ZM126 235H129V233H126ZM19 236V235H18ZM25 236H27V235H25ZM119 236H120V234H119ZM133 236H135V234L133 235ZM132 236V237H133ZM196 236V240H194L195 238L194 237ZM5 237H6V235H5ZM16 237V236H15ZM33 237H35V236H33ZM129 237H130V235H129ZM8 238V239H9ZM14 238V237H13ZM22 238V237H21ZM32 238V237H31ZM30 238V239H31ZM80 238H81V236H80ZM126 238H127V236H126ZM131 238V237H130ZM135 238V237H134ZM133 238V239H134ZM3 239V238H2ZM16 239H17V237H16ZM32 239H35V238H32ZM111 239V238H110ZM112 239H113V237H112ZM117 239V238H116ZM136 239V238H135ZM12 240V239H11ZM11 240H9V241H11ZM18 240V239H17ZM43 240V239H42ZM45 240H47V242H48V238H46ZM75 240H77V239H75ZM99 240H97V241H99ZM138 240V239H137ZM9 241H4V240H1V238H0V252H1V254L2 253H7V254H5V256H9L12 260H14L15 261V259H13L12 258V256L14 257V254L13 255H11V254H8V251H11V250H8L7 251V249H8V247L9 246H12V245H10V244H8L9 243ZM13 241H14V239H13ZM33 241H35V240H33ZM74 241V240H73ZM79 241V240H78ZM88 241V240H87ZM90 241H92V240H90ZM97 241H95V243L97 242ZM109 241V240H108ZM119 241H121V240H119L118 239V242ZM129 241V240H128ZM131 241V240H130ZM136 241V240H135ZM8 242V243H7ZM29 242V241H28ZM40 242H43L42 244L43 245H47L46 244V242H45V244H44V240L43 241H40ZM102 242V241H101ZM101 242H99V244L101 243ZM114 242H116V241H114ZM138 242V241H137ZM11 243V242H10ZM13 243V242H12ZM19 243V242H18ZM31 243V242H30ZM36 243H38V242H36ZM72 243V242H71ZM88 243H90V242H88ZM87 243V244H88ZM92 243V242H91ZM117 243V242H116ZM126 243H128V242H126ZM197 243V244H196ZM27 244V243H26ZM26 244H24V247H25V245ZM32 244H34V243H32ZM41 244V243H40ZM49 244H51V243H48V245ZM74 244H76V243H74ZM73 243L72 244H70V245H74ZM94 244V243H93ZM123 244V243H122ZM132 244V243H131ZM171 244V245H170ZM13 245H15V244H13ZM35 245V244H34ZM79 245V244H78ZM82 245V244H81ZM81 245H79V246H81ZM90 245V244H89ZM118 245V244H117ZM121 245V244H120ZM58 246H60V245H58ZM61 246H63L62 244H61ZM87 246V245H86ZM93 246V245H92ZM96 246V245H95ZM122 246V245H121ZM120 246V247H121ZM125 246V245H124ZM128 246V245H127ZM168 246H169V248L172 246V248L171 249H173V250H171L172 251V253L170 252V255H169V251H168ZM24 247H22V248H19L20 250L21 249H23ZM48 247V246H47ZM69 247V246H68ZM71 247V246H70ZM77 247V246H76ZM85 247V246H84ZM90 247V246H89ZM97 247V246H96ZM126 247V246H125ZM130 247V246H129ZM14 248V247H13ZM26 248V247H25ZM31 248V247H30ZM33 248V247H32ZM35 248V247H34ZM33 248V249H34ZM44 248V247H43ZM59 248V247H58ZM71 248H73L74 249V247H71ZM81 247H79V249H80ZM86 248V247H85ZM98 248V247H97ZM99 248H101V247H99ZM122 248V247H121ZM120 248V249H121ZM124 248V247H123ZM123 248H122V250H123ZM165 248H168V249H165ZM12 249V248H11ZM15 249V248H14ZM38 249V248H37ZM55 249H57V248H55ZM63 248L61 247V250H62ZM77 249V248H76ZM133 249H134V251H131L132 253L134 252L135 254L137 253V251H135V249H137V248H134L133 247ZM163 249H164V251L166 252V250L168 251L166 254H164L165 252L163 251ZM31 250V249H30ZM47 249L45 248L44 250H41V252L42 251H46ZM59 250V249H58ZM82 250V249H81ZM86 250V249H85ZM90 250V249H89ZM98 250V249H97ZM116 250H117V248H116ZM125 250H127V248L125 249ZM128 250H131V249H128ZM141 250V248H140V252L142 251ZM7 251V252H6ZM23 251V250H22ZM22 251H20V252H22ZM29 251V250H28ZM33 251V250H32ZM48 251H50V248L48 249ZM53 251H54V249H53ZM73 251V250H72ZM77 251H79V250H77ZM83 251V250H82ZM92 251V250H91ZM148 251V252H149ZM12 253H13V251H11ZM47 252V251H46ZM46 252H44V253H46ZM51 252V251H50ZM50 252H49V254H47V255H50ZM84 252V251H83ZM100 252V251H99ZM98 252V253H99ZM124 252V251H123ZM131 252L129 251V254H130V256L132 255L131 254ZM139 252V250H138V254L140 253ZM144 252V251H143ZM147 251L145 252V253H140L139 254V258H138V256H137V254H136V258H135V260H134V257H132V259L134 260V261H132L131 260V258L129 259V261H130V264H132L131 262H133L134 264H140L141 263V257L143 256V255H145L146 253H148ZM14 253H16V252H14ZM33 253V252H32ZM38 253V252H37ZM43 253V255L44 256H46V257H49V256H47L46 254H44ZM48 253V252H47ZM62 253V252H61ZM60 253V254H61ZM65 253H67V252H65ZM79 253V252H78ZM85 253V252H84ZM98 253H96V254H98ZM113 253V252H112ZM117 253V252H116ZM125 253V252H124ZM150 253H153V251L152 252H150ZM154 253H155V251H154ZM0 254V255H1ZM22 254H23V252H22ZM22 254H20V257H22L23 255ZM74 254V253H73ZM89 253H87V255H88ZM93 254V253H92ZM104 254V253H103ZM110 254V253H109ZM114 254V253H113ZM118 254V253H117ZM120 254V253H119ZM141 254H143L142 256H141ZM165 256H164V255ZM11 255V256H10ZM28 255V254H27ZM42 255V256H43ZM51 255H53V254H51ZM62 255V254H61ZM99 255H102V254H100L99 253ZM104 255H106V254H104ZM124 255V254H123ZM154 255V254H153ZM153 255H152V257H153ZM169 255V256H168ZM16 256V255H15ZM37 256V259H39L38 258V256H40V255H36ZM41 256V257H42ZM58 256H60V255H58ZM66 256V255H65ZM65 256H63V257H65ZM94 256H96L95 255V253H94ZM110 256V255H109ZM109 256H107L108 257V259H109ZM113 256V255H112ZM117 256V255H116ZM116 256H113V257H116ZM122 256V255H121ZM126 256H128V255H126ZM125 256V257H126ZM141 256V257H140ZM19 257V258H20ZM69 257V256H68ZM99 257V256H98ZM101 257V256H100ZM144 257H146V255L144 256ZM149 257H151V255L149 256ZM154 257H155V255H154ZM153 257V258H154ZM1 258H3V257H0V259ZM25 259H23L25 262L24 263H26V258L27 257H24ZM28 258H29V256H28ZM32 258V257H31ZM29 259L30 261L32 260V259ZM44 258V257H43ZM42 258V259H43ZM89 258V257H88ZM88 258H86L87 259V261H88ZM120 258V257H119ZM5 259H7L6 257H4L3 259H1L0 260V263H1V261H4ZM36 258L34 257V261L36 262L37 260H35ZM47 259V258H46ZM45 259V260H46ZM56 259H58V258H56ZM55 259V260H56ZM61 260L62 259H64V258H60ZM59 259V260H60ZM91 259V258H90ZM89 259V260H90ZM94 259L95 258H93V261H94ZM100 259V258H99ZM106 259V258H105ZM105 259H103V260H105ZM114 259V258H113ZM117 259V258H116ZM121 259L123 260V258L121 257ZM126 259H127V257H126ZM143 259V258H142ZM151 259V258H150ZM17 260H19L18 258H17ZM44 260V261H45ZM48 260V259H47ZM50 260H51V257H50ZM50 260H49V262H50ZM54 260V259H53ZM100 260H102V259H100ZM110 260V259H109ZM144 260V259H143ZM5 261H7V260H5ZM5 261H4V263H5ZM19 261H21V260H19ZM27 261H28V259H27ZM38 261H40V260H38ZM38 261L36 262V263H38ZM80 261V260H79ZM92 261V260H91ZM105 261H107V260H105ZM119 261V260H118ZM127 261V260H126ZM145 261V260H144ZM144 261H142V264H143V262ZM145 261V262H146ZM154 261V262H153ZM9 262H11V260L9 261ZM7 263V264H14V263ZM23 262V261H22ZM29 262V261H28ZM60 262V261H59ZM68 262V261H67ZM70 262V261H69ZM98 263H99V261H97ZM124 263H125V261H123ZM147 262H146V264H147ZM3 263V264H4ZM19 263H21V262H19ZM31 263H32V261H31ZM47 264H48V262H46ZM58 263V262H57ZM56 263V264H57ZM61 263V262H60ZM62 263H63V261H62ZM73 263V262H72ZM74 263H75V260H74ZM77 263V262H76ZM75 263V264H76ZM90 263V262H89ZM93 263V262H92ZM100 263H102L101 261H100ZM107 264H108V262H106ZM111 263V262H110ZM115 263V262H114ZM119 263V262H118ZM122 262H120L119 264H121ZM18 264V263H17ZM29 264V263H28ZM35 264V263H34ZM45 264V263H44ZM68 264V263H67ZM79 264H80V262H79ZM84 264V263H83ZM97 264V263H96ZM145 264V263H144Z\"/></svg>",
  "mask_w": 264,
  "mask_h": 264
},
{
  "label": "rangeland",
  "instance_id": "rangeland-1",
  "mask_svg": "<svg viewBox=\"0 0 264 264\" xmlns=\"http://www.w3.org/2000/svg\"><path fill=\"white\" fill-rule=\"evenodd\" d=\"M41 1V3H39ZM44 0H39L38 1V3L36 2V0H0V12L2 11V13L4 14V13H7L9 10H13V9H16V11H10L11 12V14H12V12H14L15 13V15H20V16H22V20L24 21L25 20V23L23 22L22 23V21H20V22H18V21H16V20H14V17L13 16H15V15H13L12 14V16H11V14H9V12L7 13V17L8 18H10V17H13L11 20H7L6 21V19H3V18H7V17H5L6 16V14L5 15H3V14H0V22L2 21V23H0V25H1V27H5V29H3V28H1L0 27V29H2V32L0 31V35H3V37L2 36H0V40H2V41H0V43L2 44H0L1 46H8V45H10L9 47L10 48H13V50H11V52L10 51H8V53L7 52H0L1 54L0 55H2V54H6L5 56L7 57H5L4 55V60H3V62L5 63V64H8L6 67H9V65H12V63H13V67L15 68L16 66V70H20L21 69V67H19V66H22L21 64L23 63V67L22 68H24V63L27 61H30L31 59H32V62L34 63V61L35 60H37V59H39V60H41V61H38L37 60V62H36V64L38 63V64H41V62L43 61V63L44 64H46L47 62L46 61H48V59L50 60V58L51 57H53L52 59H56V57L58 56L57 54H59V52H61V50L62 51H64V54L66 55V52L69 50V47H67V40L69 39H71L72 37H74V35H73V33L74 34H78V42L80 41L81 43V45L79 44V45H77V47L75 48L76 50L75 51H78V52H76L77 54L75 55V57H74V60H75V58H76V56H79V57H77L78 59L81 57V56H87V58H89V59H86V56L84 57L85 59H77V61L79 62V63H83V65H85L84 66V69H83V67L82 68H80L79 70L81 71V69H82V71H83V73L81 72V74L82 75H86V76H88V77H86L85 75V77L82 79V81L86 78V80H84L83 81V83L85 84V81L87 82L88 81V83L90 84V81H92V79H94L93 80V83H92V87H91V85H88V83H87V85L88 86H90V87H86L87 85L85 84V85H83V83L80 85L81 87L83 86H85V89L82 87H80V86H78V88H80V89H78L77 88V90H74V92H76L75 93V95L77 96V97H75V95H74V93H73V96L76 98V100L78 101V99H79V95H80V99H79V101L78 102H76L77 103V105H81V102L85 99V96H86V99H85V102H86V100L90 97V99H89V102L87 101L86 103L84 102V104H87L86 106H87V108L89 107V109H88V111L90 110V107H91V109L92 110H90V113L91 112H93L92 113V115H90L91 117H90V119L88 120V119H85L86 121L84 122L83 120L81 121V123H80V121H76V122H73L72 121V118H70V117H66L65 116V114L62 116V115H58L56 112L54 113V110L53 109H50L49 108V106H48V101L49 102H55L56 100H58V96H61L60 94H62V91L61 90H59L58 92L57 91H55V90H51L50 91V89H48V88H44V87H47L48 85H41V87L40 88H43V89H41V92L42 91H44L45 90V92H46V95H45V93H44V95H45V97H44V95L42 96V98H44V99H47V100H45L44 101V99H42V102H43V104H45V105H47V106H44L43 107V104L42 103H40V105H42V106H40L39 105V107H41V108H38V110H40L39 112H38V110H37V115H39V116H37L35 113H34V115H32V116H34V119H38L37 120V122H39V120H42L41 122H39V124L37 125L38 127H37V129H38V131L37 132H35L36 134H43L44 132H45V129L46 128H48V127H50V130H52V131H48L49 130V128H48V130L44 133V135L43 136H40V135H36L35 133H34V131H35V128H33L32 129V127H33V125L35 124L36 125V122L34 123L33 121H36V120H34V119H31V117L32 116H29V118H28V120H30L31 119V121H32V123H33V125L31 124H28V125H30L29 127H28V125L25 127V125H23V124H27V123H29V122H27V123H23L22 122V126H19V128L21 127V129L23 130V131H21V129H19V131L21 132V133H18V135H16L17 136V140H18V138L19 137H21V138H19V139H21L22 140V144H19L20 143V141L21 140H18L19 141V143H17V144H19V146L21 147V146H25V147H23V149H24V153H26V155L27 154H29V152L31 153L33 150H35V148H37V146H36V144L39 146L40 144H41V146H39L37 149H38V151H40V152H38L37 151V149H36V151H34L33 152V154H35V156H34V160H35V158L37 159V157H36V155L37 154H39L40 156H39V158L41 157V159L42 160H40V159H37V160H39V161H35V162H33V163H35V164H37V165H33V166H31V168L33 169H31V171L29 170V172H28V177L26 176V177H24V178H26L25 179V181L27 182H25L24 181V183H23V177H22V180H21V182H17L16 184L17 185H15V183L13 184V185H11V186H15L14 187V189H16L15 191H20L21 189H22V192H25L27 195H24L23 196V198L25 199V201H24V199H23V201H24V203H27L28 205H26V204H24L22 201H21V205L20 204H18V206L16 207V208H13V209H15L16 211H13V212H16V216H14V217H12L11 218V216H10V218L8 217V218H5V220L3 221V226H2V230H3V232L5 231V235H6V237H5V235L3 234V235H1V233H0V238H1V240H6V241H9V240H11V241H9V243L8 244H10V245H12V246H9L8 247V249H7V251L8 250H11V251H13V253L11 252V251H8V254H11V255H13L14 254V257L12 256V258L13 259H15V261L14 260H12L9 256H5V254H7V253H2L1 254V252H0V257H6L7 259H5V260H7V261H5V263H4V261H1V263L0 264H7L10 260H11V262H9V263H14V264H47L46 262H48V264H56L57 262V264H75L76 262V264H79V262H80V264H107L106 262H108V264H119L120 262H122L121 264H130V261L132 260V261H134L135 260V258L138 256V258H139V254L142 252V253H145L146 251L148 252L150 249H148V250H145V249H143L142 250V247H137V244H138V246L140 245L141 246V242L143 241L142 239H144L145 238V236H143V235H141V234H139L138 232L140 231V233L142 232V234H144V230H143V227L142 226H144V227H147V220L150 218V217H152L151 219H154V220H151V219H149L148 220V227L147 228H145V230H146V232H148V233H145L144 235H150L149 234V230H150V232H151V234H153V233H155V232H159V231H161L160 229V227H161V225H162V229L163 228H165V227H163V225H165L166 226V224L167 223H165V224H163L164 222H163V220L165 221V222H167V220L168 219H170L171 217H172V214H174V213H176V214H179L180 212L179 211H181V213L183 212V213H185V211L186 210H184V209H187V211H188V209L190 208V207H195V206H198L197 205V203H199L200 205L202 204L200 201L202 200V202H203V204H205V205H201V207H203V206H205V208L206 209H208V211L210 210V208L207 206V202L205 201V198H206V196H208V195H211V194H209L215 187H216V183L218 182V181H220L219 183H218V185L220 184L221 185V183H222V181L221 180H218V179H221L220 177H221V174H222V172H224L225 171V168L227 169L225 172L227 173H223L224 174V176H228V178H229V180L231 179V177L232 178H234V176H235V178L234 179H232V180H234V181H232V184L230 183V185H232L231 187H232V190L234 191V187H236L235 185H237L238 186V189L241 191H243V192H245L244 190H243V187L241 186V188H240V185H239V183H238V181H237V183H235V180H237V178L238 177H236V175L238 176V172H240L241 171V169H245V168H241L243 165H244V163H245V160L246 159H249V158H247L248 156L246 155V153L244 152V150H247V148H250L249 146H247V144H248V141H250V140H247L249 137L248 136H250V138L249 139H251V138H253L254 137V134H252V133H248V134H244V133H247V131H246V128L247 127H249L250 125L252 126V123H251V121H247L246 122V126H243V128H244V130H245V132H242L243 131V129H242V123L240 124V120H238L237 118L238 117H236V115L237 116H239V114H240V112L243 110V109H245L244 107H247L248 105H247V103L249 104V101L252 99V94H253V92L255 91V89L257 88V86L260 84V82H258V80L259 81H261V79L264 77V71H262L261 69H260V72L258 73V72H256V76H258V77H252L251 79L253 80H249V82H247L246 83V86H250L249 88L251 89V91H250V89L248 88L247 89V87H246V89H244V90H246V92L244 91H241V90H239V91H241L242 93L240 94V92L239 91H237L236 93H235V95H234V92L233 93H231L228 89H227V86H224V85H226V84H224L225 82H223L224 81V79H223V81H222V88L224 87H226V89L228 90H221V92H224L225 91V94L226 95H228V99H224V98H226V97H224V96H222L221 98H220V100H219V98H218V102H216L217 100H215L214 99V102L212 101V100H209V99H213V98H209L210 96L207 94V92H206V89H205V91H204V85H201V86H199V87H201L202 89H201V91L202 92H204V94H202L201 95V91L199 90V92H197V93H195L194 94V92H195V90L197 91V89H188V90H186V91H184V93L183 92H181L179 89H177L175 86H176V84L178 83V79H176V78H178V69L177 68H181L182 70H184V68H186V67H188L187 65H185L184 66V64H187V61L185 60L186 58H182V57H184L183 55H182V57L181 58H178L177 56H179L178 54L174 57L175 59H178V61H176L175 62V60H173L175 63H173L172 65L171 64H169V65H171V66H168V65H164V66H161L162 68L163 67H165V68H160V67H154V66H156V65H151L150 63H145L146 65L145 66H143L144 65V57H143V59H141L142 58V55H144V53H142V51H138V52H140V53H142V54H139L138 52V54L141 56H138V54L137 53H135L136 55H134V56H132V57H129V59H127V57L126 56H124L125 54H123V53H121V54H119L118 53V57H116L115 55H112L113 53H110L111 51H108L109 50V47L107 46V48H106V51L104 50L103 51V48L102 47H104L105 48V46H104V44L102 45L101 44V41H103V40H109L107 37H108V35H110V34H108V32H107V36H104V37H106V38H104V37H101V35L100 36H98V37H100L99 39L98 38H93L94 36L96 37L98 34L96 33L99 29L101 30V27H99V25L101 26L102 25V23H103V21L100 19V14L98 13V11H100V10H102L101 8H103L104 6H105V4H103L102 5V3H107V4H109V5H106L105 7L106 8H108L109 7V10H111V12L113 11H115V10H117V8H121V7H124L125 9H127V10H131V11H128V13H131L132 11H134V13H135V15L137 14V16L135 17L134 15H132V16H126V15H124L125 16V19L127 20V21H129L131 24L130 25H132L133 23L131 22L132 20H133V22L137 25V29H139L142 25V23H145L146 24V26H148L149 28H147L146 26L144 27L143 26V28H146V29H151V26H154V27H152L153 29H159V27L158 28H156V26L158 25H161V22L159 23V22H156V20L158 19V14H159V10L158 11H156L155 12V10H157V5L159 4L160 6L162 5V6H164L163 4L165 3V10L166 11H168V13H170L172 10H173V12H174V10L176 9V10H178L179 9V4H177L176 2V0H174L175 1V3H174V1L172 2L171 0H162V1H157V0H154V2L153 3H149L148 4V2H146V4H148L149 6H147L146 4H145V2H142V1H140V0H132V3H131V0H125V2L126 1H128V2H124L123 3V1L124 0H122L121 2H119L118 3V0L116 1V0H103V2H101L102 0H98L97 1V3L98 4H96V2L94 1V0H89L88 2H89V4H92L90 7L94 10H91L90 11V13L92 14H90L89 13V15L87 14L84 18H81L79 15H75V14H69V12H67L70 16H67L68 14L66 13V11H64L63 10V8H61L60 7V4L58 3V1L57 0H52L53 2H48V1H46V4H45V2H43ZM56 3H55V2ZM92 1H94V2H91ZM104 1H106V2H104ZM120 1V0H119ZM129 1H130V3H129ZM133 1H134V3H133ZM142 2V3H140L141 5H139L137 2ZM156 1L158 2V3H156ZM163 1H164V3H163ZM172 2V3H170V2ZM263 1L264 0H261V1H257V2H259L258 4H260L261 2L263 3ZM48 2V3H47ZM113 2V3H112ZM162 3V4H160V3ZM168 2V3H167ZM28 3V4H27ZM29 3L32 5V4H34V3H37L36 5H35V7H34V5H32V7H31V5L29 6ZM52 4L53 3V6L54 7H56L55 6V4L57 5V7L56 8H58V9H55V10H53L54 8H53V6H51L50 4ZM129 3V4H128ZM136 3V4H135ZM157 5H156V4ZM15 4V5H14ZM28 5V7L31 9H33V10H29L28 12L29 13H33V14H29V13H27V16L28 17H26V18H23V16L25 15V13L27 12V11H25V7L26 8H28L27 7V5ZM49 4V5H48ZM99 4H100V9H98L99 8ZM112 4V5H111ZM114 4V5H113ZM121 6H120V5ZM144 4L147 6H144ZM153 4L155 5V8H154V6H153ZM169 4H171L172 5V8H174V9H169L170 8V5ZM173 4H177V5H175L177 8H175V6L173 5ZM17 5V6H16ZM19 5H21V7L19 6ZM25 5V6H24ZM39 5V6H38ZM47 5V6H46ZM95 5V6H94ZM98 5V6H97ZM117 7H116V6ZM119 5V6H118ZM128 5V6H127ZM130 5V6H129ZM166 5H169L168 7L166 6ZM257 5V4H256ZM261 5V4H260ZM259 5V6H260ZM8 6H12V7H8ZM24 6V7H23ZM49 6H51V7H49ZM98 8H97V7ZM108 6V7H107ZM139 6H142V7H139ZM153 6V7H152ZM258 6V5H257ZM256 6V7H257ZM263 6H264V3H263ZM8 7V8H7ZM16 7V8H15ZM88 7H89V5H88ZM95 9H94V8ZM110 7H113V9L112 8H110ZM129 7V8H128ZM132 7H134V8H132ZM149 7V8H148ZM167 7V8H166ZM261 7V6H260ZM6 8H7V10H6ZM28 8V9H29ZM35 8V9H34ZM46 8V9H45ZM123 8V9H124ZM142 8V9H141ZM146 8V9H145ZM152 8H153V11L154 12H152ZM3 9H5L4 10V12H3ZM27 9V10H28ZM49 9V10H48ZM147 9H151L150 11L149 10H147ZM155 9V10H154ZM18 10V11H17ZM21 10H23V11H21ZM44 10V11H43ZM51 10V11H50ZM53 10V11H52ZM63 12H62V11ZM137 10L139 11H141L140 12V15L141 16H139V12L137 13ZM142 10H144V11H142ZM148 11V13L147 14H149V15H154V16H148L147 14H146V12ZM171 10V11H170ZM20 11V12H19ZM43 11V12H42ZM46 11V12H45ZM55 11V12H54ZM146 11V12H145ZM170 11V12H169ZM17 12V13H16ZM18 12H19V14H18ZM21 12H23V13H21ZM34 12L36 13V15L34 14ZM50 13V15L48 14V13ZM57 13V15H59V16H56V14H52V13ZM58 12H60L59 14H58ZM63 13V15H62V13ZM95 12V13H94ZM116 12V11H115ZM145 12V13H144ZM40 13V14H39ZM43 13H44V15H43ZM65 13V14H64ZM142 13V14H141ZM167 13V12H166ZM67 14V15H66ZM94 14V15H93ZM99 17H97L96 15ZM156 14H157V16H156ZM10 15V16H9ZM31 15H35L34 17L33 16H31V17H33V18H31V20L33 21V22H39V23H42V22H40V21H43V19L45 20V18L47 19L48 17V20L50 19V20H52L53 18L54 19H56V17H57V20H55L57 23L55 24V25H57V26H55V27H51L50 29H46V31L45 30H43L42 32L41 31H39V32H37L38 33V35L36 34V33H34V35H32L31 33H29V32H27L28 31V29H27V25H26V23H28V21L30 20V16ZM38 15H41V16H43V18L40 16V17H38ZM49 15V16H48ZM51 15H54L53 17L51 16ZM65 15V17H63ZM76 17H75V16ZM26 16V15H25ZM44 16H46V17H44ZM48 16V17H47ZM68 18H67V17ZM74 16V17H73ZM134 16V17H133ZM151 17V19L150 18H148V17ZM93 17V18H92ZM138 17V18H137ZM146 17V18H145ZM155 17H157L156 19H154ZM36 18H38V20L36 19ZM42 18V20H40ZM59 18V19H58ZM62 18H63V21L65 20L67 23H69L68 25H70L72 22L74 23H72L69 27H65V25L64 24H62V23H64L63 21H60V20H62ZM65 18V19H64ZM73 19V21H72V19ZM85 18H87L88 20H86ZM92 18V19H91ZM97 18V19H96ZM134 18H136V19H134ZM143 18V19H142ZM147 19V20H145V19ZM28 19V20H27ZM34 19H35V21H34ZM53 19V20H54ZM66 19H71V20H66ZM78 19V20H77ZM91 19V20H90ZM98 20V21H96V20ZM131 19V20H130ZM152 20V22L150 21V20ZM153 19H154V21H153ZM27 20V21H26ZM31 20H30V22H31ZM40 20V21H39ZM76 20H77V22H76ZM84 20V21H83ZM93 20V21H92ZM140 20V21H139ZM149 20V21H148ZM7 22V27H6V24H4V23H6ZM9 21H11V22H9ZM16 23H15V22ZM76 22V25L77 24H79L80 25V28H78L79 27V25H75V22ZM79 21H81V23L79 22ZM146 21H148V23H149V25L150 24H153V25H147L148 23L146 22ZM158 21V20H157ZM13 22V23H12ZM17 22H18V24H17ZM29 22V23H30ZM31 23V24H36V23ZM60 22H62V23H60ZM65 22V23H66ZM79 22V23H78ZM137 22V23H136ZM142 22V23H141ZM194 22V21H193ZM192 22V23H193ZM198 22V21H197ZM196 22V23H197ZM9 23L10 24H13V28H11L10 26H12V25H9ZM15 23V24H14ZM91 23H93V24H91ZM99 25H98V24ZM141 23V24H140ZM155 23V24H154ZM156 23H157V25H156ZM162 23H164L165 24V22H163L162 21ZM195 23V22H194ZM31 24H28V25H31ZM60 24H61V27H60ZM135 24H133V26H131V28L132 29H134V26H135V29H136V25ZM145 24H143V25H145ZM164 24H162L163 25V27L164 26H166V25H164ZM190 24H191V22L188 24L189 26H190ZM23 26L24 27V29L22 30L21 29V26ZM25 25V26H24ZM62 25H64V27L62 26ZM75 25V26H74ZM83 25V26H82ZM87 27H86V26ZM90 27H89V26ZM98 25V29H97V26ZM138 25H140V26H138ZM162 25L160 26V29H159V35L160 34H163V32H164V30H167L168 29V27L166 26V27H162ZM15 26H17V27H15ZM18 26H19V29H17L18 28ZM71 26H73L72 28L74 29V31L72 30V28H71ZM91 26H93V27H91ZM192 26V25H191ZM194 26V25H193ZM192 26V27H193ZM22 27V28H23ZM63 27V28H62ZM74 27H76V28H74ZM96 27V28H95ZM139 27V28H138ZM54 28V29H53ZM55 28H57L56 30H55ZM68 28V29H67ZM70 28V29H69ZM77 28H78V30H77ZM82 28H84L83 29V31H81L82 30ZM87 28H88V30H87ZM142 28V27H141ZM177 28V27H176ZM7 29V30H6ZM9 29V30H8ZM27 29V30H26ZM65 29V30H64ZM80 29V30H79ZM94 29V30H93ZM134 29V30H135ZM175 29V28H174ZM174 29H172V28H169V31L167 32V31H165L164 32V34L161 36V40H162V42H161V40H160V42L162 43H160L161 44V47L163 46V49L166 47V45H168L169 43V39L170 38H172V36H175L174 38H177L178 37V34L177 33H175V34H177V37H176V35H173L174 33H173V31H174ZM179 29V27L177 28V29H175V32H178V31H176V30H178ZM9 31L8 32V34H7V32H5V31ZM13 30V31H12ZM17 30V31H16ZM22 30V31H21ZM70 30V33L68 32ZM78 31V33H77V31ZM85 30V31H84ZM100 30L98 31V32H100ZM114 29H109V30H107V31H109L110 33H112V34H114L113 32H115V30L113 31ZM163 30V31H162ZM4 31V32H3ZM14 31H15V33H14ZM18 31H21V33L20 32H18ZM24 31H26V33L24 32ZM45 31V35H43V32ZM49 31V32H48ZM52 31V32H51ZM54 31V32H53ZM56 31V32H55ZM62 31L64 32V31H67L66 32V35H65V32L64 33H62ZM81 31V32H80ZM88 31V32H87ZM162 31V32H161ZM72 32V33H71ZM76 32V33H75ZM84 32V33H83ZM105 33H106V31H104ZM4 33H6L5 35H4ZM18 33V34H17ZM29 33V34H28ZM55 33V34H54ZM59 33V34H58ZM81 33V34H80ZM82 33H83V36H82ZM91 33V34H90ZM104 33V35H106ZM171 33H172V36H170L171 35ZM19 34H22V35H19ZM25 34V35H24ZM27 34H28V36H27ZM30 34H31V36H30ZM36 34V35H35ZM40 34H42V36L40 35ZM47 34H48V36H47ZM50 34V35H49ZM52 34H53V36H52ZM62 34H64V35H62ZM67 34H69L68 36H67ZM73 35V36H71V35ZM80 34V35H79ZM84 34H85V37H84ZM88 34V35H87ZM167 35V37H169V38H167V37H165L166 35ZM169 34V35H168ZM6 35H10L9 37H7ZM24 35V37H22ZM56 35H57V37H56ZM60 35V36H59ZM75 35V36H76ZM18 36V37H17ZM27 36V37H26ZM32 36H33V38H32ZM37 36H39L38 38H37ZM52 36V37H51ZM63 36H65V37H63ZM93 36V37H92ZM14 37V38H13ZM20 37V38H19ZM29 37V38H28ZM47 37L49 38V39H47ZM62 37H63V40H66V42L65 41H62V42H59V43H57V44H55V42H58L59 40H62ZM71 37V38H70ZM81 37V38H80ZM90 38V39H88V38ZM28 38V39H27ZM36 38V39H35ZM53 38V39H52ZM61 38V39H60ZM79 38L80 39H82V40H79ZM92 38V39H91ZM110 38V37H109ZM164 38H165V40H164ZM17 39V40H16ZM21 39V40H20ZM30 39V40H29ZM38 39V40H37ZM43 39V40H42ZM47 39V40H46ZM101 39V40H100ZM103 39V40H102ZM5 41V43H4V41ZM8 40V41H7ZM11 42H10V41ZM33 40V41H32ZM36 40V41H35ZM42 40V41H41ZM50 40V41H49ZM52 40V41H51ZM85 40V41H84ZM89 40H91L92 42H94V43H92L91 41H89ZM97 41V42H95V41ZM99 40H100V43H99ZM110 40H112V38H110ZM164 40V41H163ZM167 40V41H166ZM12 41H13V43H12ZM24 41V42H23ZM39 41V42H38ZM46 41V42H45ZM211 41V40H210ZM210 41L208 40V42H209V47H211V45H212V47H211V49L213 50L214 49V47H213V44H215V43H213L212 41H211V45H210ZM6 42H8V43H6ZM33 43L32 45L33 46H37L36 48L38 49V46H39V48L40 47H42L43 46V49H42V51L41 50H37L36 48H34L33 49V51L35 50L36 51V56H34V55H31V56H34L35 57V59H33V58H31L30 57V54H28V52L27 51H25V49H27V47H28V49L27 50H32V45H31V43ZM50 42H51V44H50ZM54 42V43H53ZM86 42H89L90 44L92 43V47L90 46V44L89 43H87V44H85V45H87V46H85L84 45V43H86ZM108 42H110V41H108ZM164 42H167V44H165ZM207 42V43H208ZM22 43H24V44H22ZM26 43V44H25ZM35 43H36V45H35ZM39 43V44H38ZM42 43V44H41ZM49 43V44H48ZM52 43H53V45H52ZM15 44V46H13ZM27 44H29L30 45V47H29V45H27ZM82 44H83V46H82ZM102 45V47H101V45ZM106 44V43H105ZM20 45V46H19ZM23 45V46H22ZM27 45V46H26ZM54 45H55V48H54ZM100 45V46H99ZM106 45H108V44H106ZM216 45H218V44H215L214 46H215V48H216V53H218V54H221L223 51V48H225V45H223L222 47H221V49L219 48V46L218 47H216ZM25 46H26V48H25ZM57 46V47H56ZM80 46V48H78ZM97 46L99 47V48H101V49H99V48H97ZM165 46V47H164ZM221 46V45H220ZM89 47H91V48H89ZM58 48V49H57ZM63 48V49H62ZM64 48H66V49H64ZM78 48V49H77ZM81 48L83 49L82 51H81ZM86 48H87V50H86ZM95 48H96V50L97 51H95ZM218 48V49H217ZM227 48H229V47H226L224 50V52H226L227 53V50H228V52H229V49H227ZM61 49V50H60ZM98 49H99V51H98ZM108 49V50H107ZM240 49H242V51H240ZM240 49H235V50H233V53H231V52H229V53H231V54H229V53H227V54H225V57L226 58H228L229 60L226 62L227 63V65L230 63V62H234L235 61V63L234 64H232V63H230L229 65L232 67L231 69H230V67H227L226 68V70H227V72L225 71V68L223 67V70L221 71V72H226V73H228V74H230L229 72H231V74L230 75H232V72H233V70H234V72L236 73V70H238L239 69V67L240 68H243L244 67V63H248L249 62V60H250V62L251 61H253V59H256V57L258 56L257 54H258V52H257V50L256 51H254V50H252V51H250L249 49V52L247 53V49H245V50H243V48H240ZM20 50V51H19ZM57 50H58V52H57ZM80 50V51H79ZM91 50V51H90ZM215 50V49H214ZM12 51L14 52V54H12ZM17 51V52H16ZM19 51V52H18ZM21 51H23V55H22V52ZM38 51H39V53H38ZM86 51V52H85ZM222 51V52H221ZM26 54H25V53ZM42 52V53H41ZM57 52V53H56ZM95 52V53H94ZM103 52V53H102ZM108 52V53H107ZM220 52V53H219ZM236 52V53H235ZM242 52V53H241ZM250 52H251V54H250ZM255 52V53H254ZM257 52V53H256ZM11 53V55H9ZM16 53V54H15ZM17 53H19V54H17ZM41 53V54H40ZM46 53V54H45ZM52 55V53H56L54 56H56V57H54V56H51L50 54ZM102 53V54H101ZM104 53H107L106 54V56L108 57V54H109V59L107 58V57H105V58H103L104 56H105V54ZM239 53V54H238ZM241 53V54H240ZM25 54V55H24ZM40 54V56H39V58H37L38 57V55ZM61 54H63V52L61 53ZM80 54V55H79ZM223 54V53H222ZM224 54H223V56H224ZM233 54V55H232ZM237 54V55H236ZM249 54V55H248ZM15 55V56H14ZM28 56V60L26 59L27 58V56ZM48 55H50V57L48 56ZM67 55H68V52H67ZM95 55V61L93 60V56ZM98 55V56H97ZM104 55V56H103ZM132 54H130L129 53V55L127 54V56H131ZM226 55H229V56H226ZM244 55V56H243ZM248 55V56H247ZM251 55H253V56H251ZM3 56H1V57H3ZM11 56V57H10ZM26 57V58H23V57ZM47 56V57H46ZM100 56V57H99ZM115 58H113V57ZM137 56H138V58L141 60V62H140V60L139 59H136L137 58ZM180 56H181V54H180ZM179 56V57H180ZM237 58H236V57ZM239 56V57H238ZM12 57H15V58H12ZM19 59H17V58ZM30 57V58H29ZM91 57V58H90ZM98 57V58H97ZM101 57H102V59H101ZM124 57H126V60H125V58ZM248 57V60L247 59H244V58H247ZM42 58V59H41ZM48 58V59H47ZM73 58V57H72ZM111 58V59H110ZM118 58V59H117ZM123 58V59H122ZM133 58H135V59H133ZM0 59H2V58H0ZM15 59V60H14ZM105 61H104V60ZM108 61H107V60ZM131 59V60H130ZM183 59V60H182ZM12 61V60H14L12 63L10 62V61ZM97 60V61H96ZM119 60H121V61H119ZM139 60V61H138ZM232 60V61H231ZM247 60V61H246ZM16 61V62H15ZM24 61V62H23ZM76 61V60H75ZM81 61V62H80ZM85 63H84V62ZM88 61V62H87ZM102 61V62H101ZM123 61V62H122ZM132 61H134V62H132ZM143 61V62H142ZM180 61V62H179ZM184 61V62H183ZM244 61V62H243ZM2 61L0 60V64H2V65H5L3 62L1 63ZM7 62H9V63H7ZM21 64H20V63ZM31 62V61H30ZM46 62V63H45ZM49 62V61H48ZM89 62L91 63L90 64V68H89V70L90 71H88V68L86 69V67H89ZM116 62H118V63H124V64H122V65H120V64H117ZM129 62V63H128ZM138 62H140V63H138ZM182 62V63H181ZM186 62V63H185ZM240 64H239V63ZM18 63V64H17ZM42 63V64H43ZM81 63V64H82ZM87 63V64H86ZM94 63V64H93ZM97 63V64H96ZM107 63H109V65L107 64ZM113 63H116V64H113ZM132 63V64H131ZM136 63V64H135ZM143 63V64H142ZM16 66H15V65ZM20 64V65H19ZM100 64V65H99ZM104 64V65H103ZM111 64V65H110ZM126 64H127V66H126ZM130 64V65H129ZM174 64H176V66H174L173 67V65ZM178 64V65H177ZM235 64H236V66H235ZM243 64V65H242ZM2 65H0V66H2ZM87 65V66H86ZM130 67H129V66ZM132 65V66H131ZM137 65H138V67H139V65H140V67L138 68L137 67ZM151 67L150 69H149V66ZM183 65V66H182ZM189 65V64H188ZM95 66H97V67H95ZM101 66H103V67H101ZM105 66V67H104ZM109 67V69H108V67ZM116 68H115V67ZM123 66H125V68H127V69H124V67ZM158 66H160V65H158ZM180 66H182V67H180ZM235 66V67H234ZM3 67H5V66H3ZM3 67H0V71L2 70V68ZM106 67H107V69H106ZM129 67V68H128ZM133 67V68H132ZM134 67H136V68H134ZM144 67V68H143ZM147 67V68H146ZM170 67V68H169ZM176 67V68H175ZM184 67V68H183ZM94 68V69H93ZM97 68V69H96ZM119 69V71H118V69ZM131 68V69H130ZM169 68V69H168ZM229 68V69H228ZM238 68V69H237ZM3 69H5V68H3ZM7 69V68H6ZM89 72V73H92V74H87V72L85 73L84 71H86V70ZM93 71H92V70ZM96 69V70H95ZM106 69V70H105ZM112 69H114L113 71H112ZM124 69V71H122ZM135 70V72H132V71H129V70ZM139 69V70H138ZM155 69H158V70H155ZM191 69V68H190ZM193 69V68H192ZM95 70V71H94ZM98 70H100V71H98ZM102 70V71H101ZM105 70V71H104ZM109 70H110V72H109ZM133 70V71H134ZM142 70V71H141ZM164 70V71H163ZM170 70V71H169ZM174 70V71H173ZM108 71V72H107ZM112 71V72H111ZM116 71V72H115ZM119 73H118V72ZM129 71V72H128ZM139 71V72H138ZM163 71V72H162ZM167 71V72H166ZM187 71V70H186ZM192 71V70H191ZM190 71V72H191ZM96 72H98V73H96ZM115 72V73H114ZM125 72H127V73H125ZM131 72H132V74H131ZM160 72V73H159ZM165 72V73H164ZM174 72V73H173ZM188 72H189V70H188ZM187 72V73H188ZM189 72V73H190ZM223 72V74H224V76H225V73ZM262 72V73H261ZM8 73V72H7ZM109 75H108V74ZM110 73H112V76H111V74ZM119 75H118V74ZM129 73H130V75H129ZM139 73V74H138ZM159 73V74H158ZM177 73V74H176ZM95 74V75H94ZM98 74V75H97ZM163 74H165V75H163ZM169 74V75H168ZM171 74V75H170ZM4 75H6L3 79H2V81H3V85H5L4 84V80H7V76H8V74H6V73H4ZM18 75H20V74H18ZM93 76V78H92V76ZM115 75V76H114ZM121 75V76H120ZM124 75H129L128 77L126 76H124ZM131 75H133L132 76V78H131ZM136 75V76H135ZM141 75V77H139ZM161 77H160V76ZM166 75H168V76H166ZM176 75V76H175ZM262 75V76H261ZM90 76V77H89ZM103 76V77H102ZM106 76V77H105ZM164 76V77H163ZM165 76L167 77V78H165ZM175 76V77H174ZM223 76V77H224ZM226 76H227V74H226ZM229 76V75H228ZM100 77H102V79L103 80H101V78ZM107 77H109L108 79H107ZM112 77V78H111ZM115 77V78H114ZM125 79H123V78ZM262 77V78H261ZM25 79L26 77H24V78H22V76L21 77H19V79ZM88 78H90L89 80H88ZM92 78V79H91ZM111 78V81H109V79ZM114 78V79H113ZM119 78H120V80H119ZM122 78V79H121ZM141 78V79H140ZM144 78V79H143ZM164 78V79H163ZM8 79H10V78H8ZM11 79H13V77H11ZM20 79V80H21ZM27 79V78H26ZM31 79H33V77H29V79H27V80H21V81H23V82H16L17 80H18V78L16 77V79H14V81L13 80H11V81H5V82H12L11 84L10 83H8V85L6 84V87L5 86H3V90L6 88L7 90H1V93H3V94H1L0 93V96L2 95H5L6 97H8V98H10V100L9 101H7L6 103H4L5 102V100H6V97H5V99H4V96H3V99H1L0 100V102H1V104H7L6 106H3L4 108H7V106H8V108H11V107H17V106H14L15 104H17V99H18V96H19V93L18 94H16V95H13V94H15L17 91L19 92L20 91V89L22 90V88H24L25 86H23V85H25V83L24 82H28V81H31ZM107 79V80H106ZM131 79V81H129ZM138 79H140L139 81H138V83H137V80ZM160 79V80H159ZM168 81H167V80ZM256 79V80H255ZM96 80V81H95ZM101 80V81H100ZM116 82H115V81ZM118 80V81H117ZM121 80H122V82H124V83H122L121 82ZM159 80V81H158ZM161 80H162V83H163V81H164V83L163 84H167L168 86L167 87H169V85H170V87H171V89L170 88H168L167 89V87L166 86H164L165 87V89H164V91L162 90V92H159V93H161L162 94V96H161V94H158L157 93V95H159V96H161V97H156L155 98V103L157 102V99L158 98H162L163 97V95H164V93H165V95H164V97L166 96V94H169L170 93V96L169 95H167L166 96V98L164 99L165 101L163 102V98H162V102L161 101H159V105L158 104H155V105H157V106H154L156 109H155V115H154V117H153V115L151 116V114L150 115H148V114H146V115H144V114H142V112L140 111V109L139 108H137L136 106H135V104H134V100H135V98L134 97H136L137 96V94H135L134 95V93H135V87L136 86H134V85H137V86H142V88L145 90H143L144 92L143 93H147V97L149 96H151V98L153 97V94L155 93L154 92V88H156V86L157 85H159L158 83L160 82L161 83ZM33 81V80H32ZM100 81V82H99ZM106 82V83H104V82ZM132 81H134L133 83H132ZM176 83H174V82ZM15 82V83H14ZM27 82H26V84H27ZM97 82H99V84H96ZM112 82H113V84H112ZM117 84V82H119V84H120V86H118V84L116 85L115 83ZM121 82V83H120ZM131 82V83H130ZM168 82H169V84H168ZM256 82V83H255ZM14 83V84H13ZM16 83H17V85H16ZM24 83V84H23ZM141 85H140V84ZM152 85H151V84ZM175 84V85H171V84ZM250 83V84H249ZM23 86H21V85ZM102 84H105V85H102ZM108 84V85H107ZM112 84V85H111ZM114 84H115V86H117V89L115 88V86H114ZM122 84H125V86L124 85H122ZM129 84V85H128ZM131 84H133V86H131ZM143 84V85H142ZM150 84V85H149ZM249 84V85H248ZM252 84V85H251ZM10 85V86H9ZM93 85H96L95 87H96V89H95V87L93 86ZM102 87V90H101V88H99L100 86ZM254 85V86H253ZM255 85H257L256 86V88H255ZM8 86H9V88L10 89H8ZM13 86V87H12ZM15 86V87H14ZM17 86V87H16ZM21 86V87H20ZM99 86V87H98ZM103 86H105V88H103ZM108 86L110 87L111 86V88H113L114 87V89H110V88H108ZM122 86V88L121 89H123V90H121V91H123V93L120 91V87ZM127 86H129V88H127V89H125ZM77 87V86H76ZM93 87H94V89L95 90H93ZM125 87V88H124ZM152 87V88H151ZM173 87H175L174 88V90H173ZM16 90H15V89ZM92 88V89H91ZM106 88H108V89H106ZM150 89L149 91H148V89ZM13 89V90H12ZM81 89H83V91H85L86 93L88 92V94L86 95V93L85 92H83V91H80ZM98 89H100L99 91H98ZM104 89V90H103ZM125 89V90H124ZM132 89V90H131ZM169 90V91H166L165 92V90ZM253 89H254V91H253ZM114 90V91H113ZM176 90H179V93H177L176 92ZM191 90V91H190ZM194 92H193V91ZM257 90V89H256ZM13 91V92H12ZM16 91V92H15ZM52 91H54V92H52ZM80 91V92H79ZM102 91V92H101ZM104 91V92H103ZM106 91H108V92H106ZM120 91V92H119ZM126 91V92H125ZM128 91V92H127ZM147 91V92H146ZM150 91H153L152 93L150 92ZM187 91H189L187 94H185V92H187ZM253 91V92H252ZM7 92V93H6ZM12 92V94H9V93H11ZM50 92V93H49ZM58 94H57V93ZM79 92V93H78ZM98 92V93H97ZM114 94H113V93ZM117 92V93H116ZM125 92V93H124ZM134 92V93H133ZM181 92V93H180ZM192 92V93H191ZM201 92V93H200ZM227 92V93H226ZM248 92V93H247ZM252 92V93H251ZM81 93H82V96H81ZM83 93H85V95L83 94ZM90 93V94H89ZM100 93H102V94H100ZM110 93V94H109ZM116 93V94H115ZM131 93V94H130ZM201 95H199V94ZM238 93V94H237ZM7 94V95H6ZM57 94V95H56ZM110 96H109V95ZM120 94H122L121 96H120ZM133 94V95H132ZM145 94H144V96H145ZM197 94V95H196ZM206 94V95H205ZM234 95V97H232L233 95ZM237 94V95H236ZM243 94V95H242ZM248 94V95H247ZM251 94V95H250ZM13 95V96H12ZM50 95H52V96H50ZM84 95V96H83ZM89 95V96H88ZM126 95V96H125ZM129 95H131V96H133L132 98H134V100L133 99H131L130 97L131 96H129ZM200 97H199V96ZM225 95V96H226ZM229 95H230V98H229ZM247 95V96H246ZM49 98H48V97ZM92 96V97H91ZM123 96V97H122ZM129 96V97H128ZM196 96V97H195ZM198 96V97H197ZM203 96V97H202ZM237 98H236V97ZM242 96H244V97H242ZM247 97V101H245L246 99V97ZM251 98H249V97ZM16 97V99H14V98ZM52 97V98H51ZM53 97L55 98V100L53 99ZM119 97V98H118ZM127 97H128V99H127ZM224 97V98H223ZM1 98V97H0ZM7 98V99H8ZM13 98V99H12ZM84 98V99H83ZM92 98V99H91ZM109 98V99H108ZM115 98V99H114ZM121 98H122V101H121ZM124 98V99H123ZM197 98V99H196ZM203 98V99H202ZM232 98V99H231ZM250 100H249V99ZM51 101H50V100ZM83 99V100H82ZM125 99H126V101H125ZM130 99H131V101H130ZM203 100L202 102L200 101V100ZM216 99H217V97H216ZM229 99H230V101H229ZM2 100H4V101H2ZM16 100V101H15ZM131 102H129V101ZM159 100H161V99H159ZM222 100H224V101H222ZM231 100H233V101H231ZM10 101H14L13 103L12 102H10ZM47 101V103H44V102H46ZM81 101V102H80ZM95 101V102H94ZM101 101H102V103H103V101H104V103L102 104L101 103ZM125 103H124V102ZM134 101V102H133ZM166 101H169V103L167 102V105L169 106H167L166 105ZM204 101H206V102H204ZM226 101H228V103L226 102ZM9 102V103H8ZM92 102V103H91ZM127 102H129V103H127ZM188 102H189V104H188ZM196 102V103H195ZM199 102H200V104H199ZM211 102V103H210ZM226 102V103H225ZM231 102V104H229ZM79 103V104H78ZM163 103H165V104H162ZM171 103H173V104H171ZM182 103H184V104H182ZM193 103H195L194 105H193ZM209 104V106H208V104ZM224 103V105H222ZM234 103V104H233ZM244 103V104H243ZM246 103V104H245ZM251 103V102H250ZM255 103V101L253 102V104ZM9 104V105H8ZM18 104H20V102L18 103ZM171 104V105H170ZM180 105L181 104V106H178V105ZM192 104V105H191ZM227 104V105H226ZM231 105L230 107H229V105ZM11 105V106H10ZM13 105V106H12ZM21 105V104H20ZM20 105H18V106H20ZM89 105V106H88ZM98 105V106H97ZM121 105V106H120ZM134 105V106H133ZM163 107H162V106ZM174 105V106H173ZM175 105H177V106H175ZM185 107H183V106ZM203 105V106H202ZM204 105H205V107H204ZM220 105H222L221 107H220ZM242 105L244 106V107H242ZM118 106H120V107H118ZM129 106V107H128ZM172 106V107H171ZM187 106V107H186ZM191 106V107H190ZM213 106V107H212ZM226 106V107H225ZM233 106H235L234 108H233ZM43 107V108H42ZM45 107H46V109H45ZM95 107V108H94ZM118 107V108H117ZM167 107V108H166ZM174 107V108H173ZM178 108V110H177V108ZM182 108V109H180V108ZM207 107H208V109H207ZM210 107V108H209ZM47 108H48V110H47ZM97 108V109H96ZM105 108H107V110H105ZM114 110H113V109ZM132 108V109H131ZM158 108V109H157ZM160 108V109H159ZM162 108V109H161ZM170 108V109H169ZM173 110H172V109ZM176 108V109H175ZM193 108V109H192ZM212 108H214V109H212ZM225 108H227V109H225ZM243 108V109H242ZM14 109V108H13ZM50 109V110H49ZM121 109H122V111H121ZM127 109V110H126ZM129 109V110H128ZM136 109H138V110H136ZM167 109V110H166ZM200 109V110H199ZM203 109V110H202ZM207 109V110H206ZM225 109V110H224ZM237 109H240L241 111H239V110H237ZM43 110V111H42ZM111 112H110V111ZM124 110V111H123ZM136 110V111H135ZM176 110H177V112H176ZM182 110V112L180 113V111ZM187 110V111H186ZM195 110V111H194ZM217 110V111H216ZM41 111H42V113H41ZM45 111V112H44ZM47 111H49L48 113L49 114H47ZM98 111V112H97ZM104 111H105V113H104ZM127 111H128V113H127ZM138 111V112H137ZM166 113H165V112ZM172 111H174V112H172ZM179 111V112H178ZM196 111H198V112H196ZM203 111L205 112L204 114H203ZM209 111V112H208ZM233 111V112H232ZM237 111V112H236ZM96 112L97 113H99L98 115L96 114ZM109 112V113H108ZM115 112V113H114ZM121 114H120V113ZM125 112V113H124ZM169 112H170V115H168L169 114ZM176 112V113H175ZM189 112V113H188ZM193 113L192 115H190V113ZM200 112V113H199ZM207 112V113H206ZM210 112H212V113H210ZM213 112H215V113H213ZM236 112V113H235ZM41 113V114H40ZM46 115H44V114ZM51 113V114H50ZM54 113V114H53ZM102 113V114H101ZM123 113V114H122ZM156 113H158V115L156 114ZM159 113H161L160 115H159ZM165 113V114H164ZM168 113V114H167ZM178 113V114H177ZM183 113V114H182ZM186 115H185V114ZM195 113V114H194ZM198 113V114H197ZM225 113V114H224ZM228 113V114H227ZM233 113V114H232ZM104 114V115H103ZM106 114V115H105ZM141 114V115H140ZM180 114H181V116H182V118H180ZM188 114V115H187ZM201 114H203V117H201L200 115ZM210 114V115H209ZM217 114V115H216ZM235 114V115H234ZM36 115V116H35ZM42 117H41V116ZM50 115V116H49ZM55 116V119H54V117L53 116ZM59 116V117H57V116ZM100 115V116H99ZM115 117H114V116ZM122 115V116H121ZM129 115V116H128ZM140 115V116H139ZM149 116V119H148V116ZM214 115V116H213ZM229 115V116H228ZM232 115H234V116H232ZM45 116V117H44ZM60 116H62L63 118H61ZM65 116V117H64ZM104 118H102V117ZM121 116V117H120ZM130 118H128V117ZM169 116V117H168ZM175 116V117H174ZM178 116V117H177ZM186 116H188V117H186ZM191 116V117H190ZM196 116L198 117V116H200V117H198V119L196 118ZM205 116V117H204ZM215 116H217V117H215ZM232 116V117H231ZM36 117V118H35ZM40 117H41V119H40ZM46 117H50L49 119H51V117H52V121L51 120H49V119H47ZM56 117H57V119H56ZM101 117V118H100ZM111 117V118H110ZM117 117H119V118H117ZM139 117V118H138ZM147 117V118H146ZM151 117H152V119L154 120L155 119V121H153L152 119H151ZM158 119H157V118ZM190 117V118H189ZM207 117V118H206ZM42 118H45V121H44V119H42ZM64 118H65V120H67V124H68V122H69V126H68V128H70V129H64V127L65 128H67V126H66V122L65 121H63L64 120ZM70 118V119H69ZM114 118H117V122L116 121H114ZM126 118V119H125ZM169 118V119H168ZM177 118V119H176ZM189 118V119H188ZM199 118H200V120H201V118H202V120H201V122H200V120H199ZM205 118H206V120H205ZM212 118H214V119H212ZM231 118V120H229ZM53 119L55 120V122L53 121ZM59 119H61V121H63L64 122V124H63V128H61L62 127V123L63 122H59V123H61V125L58 123V121H59ZM63 119V120H62ZM95 119H97V120H95ZM105 120V121H102V120ZM133 119V121L134 122H132L131 120ZM150 119H151V121H150ZM174 119V120H173ZM178 119H180V120H178ZM181 119H183V120H181ZM187 121H186V120ZM210 119V120H209ZM232 119H233V121H232ZM25 121H27V118H25L24 119ZM23 120V121H24ZM57 120V121H56ZM93 120V121H92ZM95 120V121H94ZM126 121V120H129V121H131V122H128V121H126V122H124V121ZM167 120H168V124H167ZM230 122H229V121ZM43 121H44V123H43ZM46 121H48L47 123L49 124L50 123V125L48 126V124L46 123ZM97 121V122H96ZM108 121H110L109 123H108ZM113 121H114V124H113ZM122 121V122H121ZM138 121H140V123H142V124H140ZM147 122V123H145V122ZM148 121H149V125H148ZM173 121H175L176 122V124H179V130L177 129V127H178V125H176V127H175V125H173L172 126V124H174L175 122H173ZM178 121H180L181 122V124H182V126H181V124H180V122H178ZM184 123H183V122ZM186 121V122H185ZM199 121V122H198ZM207 121H209V122H207ZM211 121H214V123L213 122H211ZM227 121V122H226ZM237 121H238V124H240L239 126H241V129H239L240 127L239 126H237V124H236V127H238V129H239V131L238 130H236V129H234V130H236V131H232L231 130V128H229V126H230V124L232 123V122H236L237 123ZM71 122L73 123V125H74V127H73V125H70L71 124ZM78 122V123H77ZM89 122V123H88ZM93 122V123H92ZM101 122V123H100ZM143 122H144V124L147 126H145L144 124H143ZM166 122V126H165V123ZM170 122H172L171 124H170ZM211 122V123H210ZM229 122V124H227ZM249 122H250V125L248 126V124H249ZM59 124L60 126V128L58 129V126L57 125H55V124ZM74 123H77L76 125H79V123L82 125V124H87V125H84L85 127H83V125H82V127H83V131L81 132V130H76V132H75V129H77V128H75V124ZM106 123H108V125L106 124ZM119 123V124H118ZM122 123H123V125H122ZM125 123V124H124ZM42 124V126L44 127V125H45V129L44 128H41V130L42 129H44L43 130V132H39V129H40V125ZM44 124V125H43ZM92 124V125H91ZM103 124V125H102ZM104 124H106L107 125V128H105L106 127V125H104ZM110 124H111V126H110ZM113 124V125H112ZM118 124V125H117ZM130 124V125H129ZM184 124L187 126V129H186V126H184ZM225 124V125H224ZM227 124V125H226ZM52 125H54V126H57L56 128L53 126V129H51L52 128ZM91 125V127H88V126H90ZM96 125V126H95ZM123 126L125 129H127L128 131L130 130V128H131V130L133 131H130V135L128 136V140H127V142L126 141H124V145H123V143H121V142H123V141H120V140H123L122 139V137L121 136H119L120 135V133L121 132H118V130L120 129V127H118V126ZM129 126V127H125V126ZM138 125L139 126H144V128L141 126V127H138ZM170 127H169V126ZM215 127H214V126ZM41 126V127H42ZM48 126V127H47ZM92 126H93V128H92ZM98 126V127H97ZM103 128H102V127ZM114 126H116V127H114ZM168 126V127H167ZM184 126V127H183ZM196 126V127H195ZM211 128H210V127ZM224 126V127H223ZM227 128H226V127ZM250 126V127H251ZM23 127V128H22ZM28 127V128H27ZM77 127V126H76ZM109 127V128H108ZM116 128V129H113V128ZM123 127H122V129H123ZM169 130V128H170V130L168 131L166 128ZM171 127H172V129H171ZM246 127V128H245ZM249 127V128H250ZM100 128V129H99ZM117 128H119V129H117ZM138 128H140V130H138ZM147 128V129H146ZM184 130H183V129ZM193 128H194V130H193ZM30 129V130H29ZM54 129L56 130V131H54ZM58 129V130H57ZM62 129V131H59V130H61ZM65 131H64V130ZM73 129V130H72ZM88 129V130H87ZM92 129V130H91ZM99 129V130H98ZM102 129H105V130H102ZM145 129V131H143ZM174 129V130H173ZM176 129V130H175ZM212 129H213V131H212ZM223 129V130H222ZM227 129V131L229 130V133H227L225 130ZM28 131V133L29 134H27V132L26 131ZM40 130V131H41ZM69 130H71V131H69ZM95 130V131H94ZM98 130V131H97ZM112 130V131H111ZM137 130V131H136ZM173 131V133L174 132H176V134H174V137H175V140H171V142H170V140H167V141H164V142H159V144H157L158 143V141H157V143H156V145L154 144V142H153V144H152V146H154V148L150 145V144H148L147 145V143H145V142H152V141H154V140H152V139H155V138H157V137H160V136H158L159 134L161 135V133H163L162 134V136L163 135H165L164 133L166 132V131H168V132H172ZM180 131V132H178V131ZM222 130V134L219 132V131H221ZM232 131V133H230L231 131ZM240 130H241V132H240ZM19 131H17V132H19ZM31 131V132H30ZM74 131V132H73ZM99 131H100V134H99ZM105 131V132H104ZM109 131V132H108ZM193 131H195V132H193ZM215 131V132H214ZM224 131V132H223ZM22 132L23 133H25V134H22ZM80 132V133H79ZM87 134H86V133ZM98 132V133H97ZM102 132V133H101ZM160 132V133H159ZM178 132V133H177ZM212 132V133H211ZM220 134H219V133ZM225 132H226V134H225ZM234 132V133H233ZM235 132H240L239 133V135H237V133H235ZM91 133V134H90ZM149 133V134H148ZM167 133V132H166ZM192 133L194 134V135H192ZM241 133H243V134H241ZM22 134V135H21ZM26 134H27V136H26ZM31 134V135H30ZM52 134V135H51ZM71 134V136H69ZM73 134V135H72ZM77 134V135H76ZM96 134V135H95ZM102 134V135H101ZM103 134H104V136H103ZM115 134H117V135H115ZM133 134V135H132ZM147 134V135H146ZM151 134V135H150ZM155 134H158L157 136L155 135ZM178 134V135H177ZM219 134V135H218ZM229 134V135H228ZM23 135L25 136V137H23ZM32 135H34L35 137H33ZM47 135V136H46ZM78 135H79V137H78ZM83 135V136H82ZM88 135V136H87ZM89 135H91L90 137H89ZM95 135V136H94ZM176 135V136H175ZM191 135L193 136V137H191ZM218 135V139L217 138H215L216 136ZM226 135H228V136H226ZM232 135H234V136H232ZM237 135V136H236ZM240 135L242 136V137H240ZM37 136V137H36ZM49 136V137H48ZM117 136H119L118 138H117ZM144 136H147V138L146 137H144ZM149 136V137H148ZM154 136H156L155 138H154ZM196 137V139H195V137ZM215 136V137H214ZM221 136H223V137H221ZM239 137L240 139H242L243 138V140H247V141H239V140H237V138L236 137ZM244 136H246V137H244ZM23 137V138H22ZM75 137V138H74ZM111 137V138H110ZM152 139H151V138ZM177 137V138H176ZM191 137V138H190ZM221 137V138H220ZM228 138V137H231V138H228V140H226V138ZM233 137H235L236 139V141H238V142H236L235 140H234V138ZM248 137V138H247ZM27 138V139H26ZM36 139V142H42V143H35V144H33L32 142H35L34 140H32V139ZM225 138V139H224ZM233 138V139H232ZM247 138V139H246ZM24 139V140H23ZM66 139V140H65ZM84 139V140H83ZM91 139V141H89ZM96 139V140H95ZM111 139H113V140H115V141H113V140H111ZM120 139V140H119ZM130 139V140H129ZM146 139V140H145ZM152 141H151V140ZM174 139V138H173ZM191 139H192V141H191ZM210 139L212 140V141H210ZM216 139V141H214V140ZM26 140H28V141H26ZM48 140H49V142H48ZM65 140V141H64ZM89 142H88V141ZM142 140H143V142H142ZM149 140V141H148ZM221 140V141H220ZM229 140H233V141H235L236 143H235V145L237 144V143H239L240 144V147L241 146H243L242 147V149L243 148H245L246 147V149H244L243 150V152L241 151V152H239V150L238 149H236L237 147L239 148V144H237V147L236 146H234V145H232V142L233 141H229ZM47 141V142H46ZM61 141L63 142V143H61ZM85 141V142H84ZM119 141V142H118ZM132 141V142H131ZM210 143H209V142ZM223 141H224V143H223ZM30 142H31V144L34 146V148H31L32 147V145H30ZM56 142V143H55ZM58 142H59V145H58ZM118 142V143H117ZM131 142V143H130ZM142 142V143H141ZM165 142H167V143H165ZM190 142H192V143H190ZM194 142V143H193ZM203 142H206V143H208V144H210V145H208V144H206L205 145V143H203ZM214 142V143H213ZM216 142H218V143H216ZM231 142V143H230ZM243 142H244V145H246V146H244L243 145ZM245 142H247L246 144H245ZM88 143H89V145H90V147H89V145H88ZM93 143V144H92ZM115 143V144H114ZM167 144V145H169V146H167L166 147V145L165 144ZM203 143V144H202ZM42 144H44V145H42ZM54 144H56V146L54 145ZM78 144V145H77ZM80 144V145H79ZM84 144H86V145H84ZM92 144V145H91ZM109 144H112V145H109ZM161 144H162V146H161ZM164 144V145H163ZM189 144V145H188ZM233 144H234V142H233ZM26 145H28V146H26ZM47 145V146H46ZM70 145V146H69ZM75 145V146H74ZM95 145V146H94ZM115 145H117V146H115ZM126 145H128L127 147H126ZM216 145V147H213V146H215ZM31 146V147H30ZM36 146V147H35ZM49 146V147H48ZM67 146H68V148H67ZM105 146V147H104ZM107 146V147H106ZM108 146H109V148H108ZM113 147V149L111 148V147ZM119 146H121V147H119ZM142 146V147H141ZM144 146V147H143ZM159 148L160 147V149H158L157 150V148ZM188 146V147H187ZM192 147V149H191V147ZM202 146V147H201ZM204 146V147H203ZM208 146V147H207ZM232 146H234V147H236V148H234V150L236 151L237 150V152H234V150H233V148H231L230 149V147H232ZM47 147V148H46ZM53 147V148H52ZM61 148V151H62V153L64 154V157H65V160L67 161H65V163H67V165H66V167H65V170L67 171H65L63 168L61 169V170H63V171H61L60 170V172H59V174H60V176L63 174V176L64 175H68L69 173L71 174H69L67 177L66 176H64V178H63V176L62 177H60L58 174H57V176H58V179H57V176H56V178L54 177V178H52V177H50L49 178V175H48V168H49V166H50V163L52 162V158L50 157V152L51 151H53V150H59L60 148ZM69 147H71V148H69ZM74 147V148H73ZM129 147V148H128ZM140 149H139V148ZM146 147V148H145ZM148 147V148H147ZM165 147H166V149L167 150H162V148L163 149H165ZM187 147V148H186ZM190 147V148H189ZM197 147H198V149H197ZM218 147V148H217ZM220 147V148H219ZM225 147V148H224ZM43 148H45V150L43 149ZM48 148H52V149H48ZM56 148V149H55ZM105 148V149H104ZM117 148V149H116ZM120 148V149H119ZM138 150H137V149ZM143 148V149H142ZM185 148V149H184ZM210 148V149H209ZM212 148V149H211ZM22 149V148H21ZM31 149H33V150H31ZM69 149H71V150H69ZM73 149V150H72ZM86 149V150H85ZM96 149V150H95ZM97 149H100V150H97ZM108 149H109V151H108ZM121 150V151H119V150ZM128 151H127V150ZM146 149V150H145ZM149 149V150H148ZM183 149V150H182ZM190 149H191V151H190ZM203 149V151H201ZM221 149H223V150H221ZM240 150H242L241 148H239ZM42 150H43V152L44 153H41L42 152ZM69 150V151H68ZM87 150H89V151H87ZM124 150V151H123ZM131 150V151H130ZM178 150V151H177ZM188 150V151H187ZM194 150V151H193ZM199 150V151H198ZM211 150H213V153H215V155L212 153V154H210L211 153ZM218 150V151H217ZM222 151V153H223V156L225 155V157H224V161L225 162H227L226 164H228L229 165V167H228V165H224L223 163H225L224 161H223V159H222V155H220V154H218L219 152L221 153V151ZM232 152H231V151ZM249 150V149H248ZM247 150V151H248ZM48 151V152H47ZM73 151H75V152H73ZM96 151V152H95ZM102 151H104V152H102ZM106 151L109 153V155H108V153H106ZM116 151H118V153L116 152ZM133 151V152H132ZM143 151H146L145 153H143ZM163 151V152H162ZM168 151V152H167ZM176 151V152H175ZM180 151V152H179ZM183 152V154H182V152ZM187 151V152H186ZM210 151V153H208ZM230 151V152H229ZM246 151V152H247ZM78 152V153H77ZM110 152H111V154H110ZM119 152H120V154H119ZM128 152V154H126ZM154 152V153H153ZM175 152V153H174ZM185 152H186V155H185ZM190 154H189V153ZM203 153L205 156H203L201 153ZM218 152V153H217ZM231 153V155H233V158H232V156H230V154H228V153ZM234 152V153H233ZM48 153H49V155H48ZM81 153V154H80ZM115 153V154H114ZM132 153V154H131ZM166 153H167V155H166ZM173 153V154H172ZM188 153V154H187ZM221 153V154H222ZM237 153V154H236ZM241 153H243V154H241V155H243V156H240V154ZM45 154V155H44ZM47 154V155H46ZM75 156H74V155ZM119 154V155H118ZM123 154V155H122ZM170 154V155H169ZM174 154H176V155H178L179 157H181L182 156V158H181V160H180V158H178L177 156H174ZM196 154V156H194ZM208 156H207V155ZM210 154V155H209ZM220 155V157L218 156V155ZM234 154H236L235 156H237V159H236V157H234ZM248 154V153H247ZM84 155V156H83ZM102 155V156H101ZM119 156V159H118V156ZM126 155V156H125ZM185 157H184V156ZM189 155V156H188ZM191 155V156H190ZM228 155H229V157H231L232 159V161L230 160V159H227V158H229L228 157ZM246 155V156H245ZM38 156V155H37ZM44 156V157H43ZM46 156L50 159H47L46 158ZM68 156V157H67ZM81 156H83L82 157V160H80V158H81ZM90 158H89V157ZM122 156V159L120 158ZM130 156V157H129ZM163 156L164 157H168V158H164L163 159ZM170 156H171V158H170ZM172 156H173V159H172ZM200 157V158H198V157ZM204 158H203V157ZM214 156V157H213ZM215 156H216V159H219V158H221V159H219V161L217 162V160L215 159ZM222 156V157H221ZM238 156H239V158H238ZM70 157H77V158H70ZM100 157H101V160H100ZM126 157L128 158V159H126ZM132 157V158H131ZM160 157L163 159V162H160V161H162V160H160ZM175 157V158H174ZM184 157V158H183ZM217 157H219V158H217ZM46 158V159H45ZM70 158V159H69ZM84 158V159H83ZM197 158H198V160H197ZM202 158V159H201ZM208 158V159H207ZM236 160H235V159ZM242 158V161L240 160ZM79 159V160H78ZM96 160V162H95V160ZM97 159L100 161H97ZM168 159V160H167ZM170 159H171V161H172V163H171V161H170ZM175 159H176V162H175ZM177 159H179V161L177 160ZM190 159H191V161H190ZM201 159V160H200ZM212 159H214V160H212ZM227 159V160H226ZM244 159V160H243ZM44 160V161H43ZM73 160V161H72ZM74 160H76V161H74ZM126 160V161H125ZM129 160V161H128ZM132 160V161H131ZM208 160V161H207ZM211 160V161H210ZM46 161V162H45ZM51 161V162H50ZM84 161V162H83ZM85 161L87 162V164H85ZM103 163H102V162ZM109 161V162H108ZM118 161V162H117ZM119 161H121V162H119ZM125 163V164H123V162ZM157 161V162H156ZM158 161H159V163H158ZM174 161V162H173ZM190 162V163H188V162ZM200 161V162H199ZM202 161V162H201ZM206 161V162H205ZM222 161H223V163H222ZM234 161H235V163L236 164H243V165H237V167H239V171L237 170L238 168L237 167H235V166H233V168L236 170V172H235V170L233 171V169H232V165H236L235 163H234ZM239 161H241L242 163H240ZM244 161V162H243ZM247 161H249L250 163L249 164H251L252 162L250 161V160H246V163H245V165H248L247 164ZM37 162H39V163H37ZM48 162H50V163H48ZM79 162H81L80 164H79ZM97 162H98V165H97ZM107 162V163H106ZM133 164H132V163ZM165 162V163H164ZM183 162V163H182ZM187 162V163H186ZM205 162V163H204ZM234 163V164H232V163ZM49 165H48V164ZM74 164V165H72V164ZM103 165H102V164ZM109 163V164H108ZM162 163V164H161ZM167 163H171L170 165H169V167L167 168ZM181 163L184 165L183 166V168H182V165H181ZM186 164V166H185V164ZM194 163H197L196 165L194 164ZM206 163H207V165H208V167H207V165H206ZM215 164L214 165V167L216 166V168H218L220 165V168L219 169H215L214 167H212L213 165L212 164ZM71 164V165H70ZM77 166H76V165ZM78 164H79V166H78ZM83 166H82V165ZM99 164H100V166H99ZM108 164V165H107ZM121 164V165H120ZM127 164H128V166H127ZM135 164V165H134ZM155 164V165H154ZM159 166H157V165ZM161 164V165H160ZM173 164V165H172ZM175 164V165H174ZM189 164H190V166H189ZM199 164V165H198ZM203 165V167H202V169L205 171V169L206 168H210V169H212L213 168V170L215 169V170H217L218 172H219V170H220V172L221 173H217V177L216 176H214V175H211V176H209V174H208V176L209 177H211L212 178V176L214 177V180L213 179H209V181L211 180H213L212 181V183L210 182V184H212L213 186H212V188H209L208 186L210 185H207V183L209 182L208 180H207V178H208V176L206 177V175H207V173L209 172L207 169H206V171L204 172V171H201V166ZM217 164V165H216ZM222 164H223V166H222ZM39 165V166H38ZM68 165H70V168H69V166ZM94 165V167H92ZM112 165V166H111ZM114 165H116L115 167H113ZM122 165H124V166H127V167H131L130 169H131V172H133V173H131V176H132V174H133V176L131 177L130 175H129V177H128V182L126 181V178H125V180L121 177V180L122 181H120L118 178H120V176H118L119 175V173L121 174V172H122V167H124V166H122ZM132 165H134V166H132ZM151 165H153V167H155V168H151L152 166ZM166 165V166H165ZM198 165V166H197ZM204 165L206 166L205 167V169H204ZM211 165V166H210ZM244 165V166H245ZM72 166V167H71ZM89 166V167H88ZM90 166H91V168H90ZM95 166H97V167H95ZM103 166V167H102ZM109 166V167H108ZM164 166V167H163ZM172 166V167H171ZM178 166V167H177ZM197 166V167H196ZM210 166V167H209ZM35 167H36V169L38 170H35ZM39 167H41V168H39ZM73 167H74V170H73ZM77 167V168H76ZM100 167V168H99ZM103 169H102V168ZM109 168V169H107V168ZM119 167V168H118ZM138 167L140 168V169H138ZM142 167V168H141ZM148 167H150V170H149V168ZM163 167V170L164 169H166L167 168V172H166V170H162L161 172L162 173H160V171H159V168H162ZM174 167V168H173ZM185 167H188V168H185ZM193 169H192V168ZM200 167V168H199ZM82 168H84V170L83 171H81V173H80V169ZM89 168V169H88ZM97 168H99V169H97ZM134 169V171H133V169ZM136 168V169H135ZM145 168V169H144ZM156 168H158V169H156ZM169 168H171V169H169ZM178 168H180V169H178ZM229 168V169H228ZM231 168V169H230ZM44 171H43V170ZM77 169H79V170H77ZM81 169V170H82ZM143 169V170H142ZM154 169H155V171H154ZM186 169H187V171H186ZM192 169V170H191ZM197 169H199V170H197ZM35 170V171H34ZM39 170H41L40 172H39ZM86 170V171H85ZM93 170V171H92ZM97 170V171H96ZM100 170H108L110 173H108V171L105 173L106 175L107 174H109V175H105L107 178L109 177V180H107V178L105 177V179L103 180H98V179H96V177L99 175V171ZM115 170V171H114ZM120 170V171H119ZM136 170V171H135ZM148 170V171H147ZM152 170V172L150 173V171ZM158 170V171H157ZM193 170H197L198 172H199V174L197 175V171H193ZM221 170H223V171H221ZM228 170L230 171V173H231V175L234 173L235 175H232V176H230V175H228ZM71 171H72V173H71ZM73 171H77V172H79L78 174H77V172H73ZM85 171V172H84ZM88 171V173H86ZM113 171V172H112ZM117 171H119V173L117 172ZM139 171H142V172H139ZM170 171V172H169ZM178 171V172H177ZM182 173H181V172ZM194 172V173H196V174H190V172ZM32 172V173H31ZM35 172L36 173H40V175L38 174V176H36L34 179H35V181H39V183H41L42 182V184L40 185V184H37L38 183V181L35 183V181H32V176L30 177V175L32 174H35ZM41 172H42V174H41ZM63 172V173H62ZM89 172H90V174H89ZM92 172V173H91ZM115 172V173H114ZM134 172H136V173H134ZM159 172V173H158ZM166 174H165V173ZM170 173V175H168L167 173ZM176 172V173H175ZM185 172V173H184ZM233 172V173H232ZM242 173L241 174H243L244 172L243 171H241ZM31 173V174H30ZM68 173V174H67ZM76 173V174H75ZM85 173H86V175H85ZM113 173V175H111ZM141 173V174H140ZM150 175H149V174ZM152 173H153V176H151L152 175ZM156 173V174H155ZM164 173V174H163ZM174 173H175V175H177L176 177H175V175H174ZM190 175H194L193 177H195L194 179H193V177L192 176H189V174ZM200 173H201V175H200ZM203 173L205 174V176L203 175ZM229 173V174H230ZM30 174V175H29ZM83 174H84V176H85V179L83 180ZM93 174V175H92ZM96 174H98V175H96V177H95V175ZM145 174V175H144ZM161 174V175H160ZM180 174V175H179ZM184 174H186V175H184ZM220 176H219V175ZM240 174V173H239ZM82 175V176H81ZM89 175V176H88ZM143 175V176H142ZM172 175H173V177H172ZM188 175V176H187ZM40 176V178L39 179H36V178H38ZM45 176V177H44ZM48 176V177H47ZM72 176H74V177H72ZM199 176V177H198ZM219 176V177H218ZM230 176V177H229ZM46 178V179H43V178ZM72 177V178H71ZM81 178V179H77V178ZM89 177V178H88ZM116 178V179H114V178ZM184 179H183V178ZM198 177V178H197ZM203 177L204 178H206V180L205 179H203ZM216 177V178H215ZM51 178L52 179H54V180H51ZM62 178L64 179V180H62ZM74 178V179H73ZM131 178H133V179H131ZM173 178V179H172ZM174 178H176V179H174ZM178 178H179V180H178ZM190 180H189V179ZM29 179H31V180H29ZM62 181H61V180ZM69 179H71V180H69ZM75 179H77V180H75ZM94 179L95 180H98L99 181V183L98 182H94ZM147 181H145V180ZM189 181H188V180ZM198 180V184H197V182L194 184V181L195 180ZM42 180H44V182H45V184H44V182L42 181ZM74 180V181H73ZM80 180V181H79ZM84 182H83V181ZM86 180V181H85ZM91 180H92V182H91ZM175 180V181H174ZM178 180V181H177ZM183 180V181H182ZM185 180H187V181H185ZM196 180V181H197ZM203 180H205V181H203ZM218 180V181H217ZM229 180H227V183H229L230 181ZM31 181V182H30ZM41 181V182H40ZM49 181V182H48ZM51 181H54V182H51ZM59 183H58V182ZM72 183H71V182ZM81 183H79V182ZM105 181V182H104ZM116 181H118V182H116ZM123 181H125V182H123ZM132 181V182H131ZM145 181V182H144ZM150 181V182H149ZM174 181V182H173ZM193 181V185H194V187H193V185H192V182ZM33 185H30V183ZM75 182V183H74ZM82 182H83V184H82ZM90 182V183H89ZM116 184V186L114 187V184ZM116 182V183H115ZM120 182H123V184H125L124 186H123V184L122 183H120ZM175 182L177 183V184H175ZM202 184H201V183ZM206 184H205V183ZM215 182V183H214ZM22 183V184H21ZM35 183V184H34ZM57 184L58 186L56 187V185H54V184ZM62 183H63V186H62ZM79 183V184H78ZM86 183V184H85ZM97 183V184H96ZM101 183V184H100ZM113 184V186L112 187H114V188H112L110 185H112ZM118 183V184H117ZM128 183V184H127ZM188 183V184H187ZM191 183V184H190ZM235 183V184H234ZM44 184V185H43ZM47 184H49V185H47ZM61 184V185H60ZM74 184V185H73ZM76 184V185H75ZM91 184V185H90ZM103 184V187L101 186H99V185H102ZM104 184H106L105 186H104ZM110 184V185H109ZM121 184H122V186H121ZM131 184V185H130ZM152 184V185H151ZM175 184V185H174ZM179 184V185H178ZM201 184V185H200ZM206 185L207 187L205 188L203 185ZM214 184H215V187H214ZM31 186V187H28L27 188V186ZM48 187H47V186ZM73 185V186H72ZM109 185V186H108ZM144 186V188H143V186ZM146 185H147V187H146ZM156 185V186H155ZM173 185V187H171ZM178 185V186H177ZM187 185H189V186H187ZM191 185V186H190ZM218 185H217V187H218ZM17 186H18V188H17ZM19 186H20V188H19ZM45 186V187H44ZM50 186V187H49ZM53 186V187H52ZM83 187L84 186V189L83 188H81V187ZM86 186H89L88 188L86 187ZM96 187V190H95V187ZM132 188H131V187ZM140 186H141V188H140ZM157 188H155V187ZM183 186L184 187H186V188H183ZM196 186H198L200 189H198V187L196 188ZM211 186V185H210ZM222 186V185H221ZM35 187L37 188V189H35ZM41 187V188H40ZM44 189H43V188ZM56 187V188H55ZM62 187V188H61ZM72 187H73V189H72ZM75 187H77L76 189H75ZM79 187V188H78ZM104 187H106V188H104ZM122 187V188H121ZM145 187H146V189H145ZM162 187L164 188V189H162ZM189 187V188H188ZM192 187V189H190ZM216 187V188H217ZM30 188H33L32 189V191H31V193H32V195H31V193H28L27 191H29L30 192ZM39 188V189H38ZM51 188V189H50ZM91 188V190H89ZM94 188V189H93ZM101 188V189H100ZM116 188V189H115ZM119 188H121V192L122 193H120V189ZM129 188V189H128ZM131 188V189H130ZM141 189V191H140V189ZM143 188V189H142ZM148 188H150L149 190H148ZM152 188V189H151ZM167 189V191H169V193L167 192V191H164V190H166ZM185 189V192L183 191V189ZM204 188H205V190L207 189V188H209L210 189V192L208 193V189L205 191L204 190ZM35 189V190H34ZM55 191L54 193H53V190ZM57 189V190H56ZM72 189V190H71ZM86 189V190H85ZM136 189V190H135ZM138 189H139V193H137L136 194V192L138 191ZM144 189L145 190H147L148 191V193H147V191H144ZM155 191H154V190ZM158 189H160L159 190V192H157L158 191ZM178 189V190H177ZM181 189V190H180ZM187 189V190H186ZM190 189V190H189ZM212 189V190H211ZM27 190V191H26ZM44 190V191H43ZM71 190V191H70ZM84 190H85V192H84ZM95 192H94V191ZM98 190V191H97ZM102 190H103V192H102ZM105 190V191H104ZM106 190H107V192H106ZM112 190V191H111ZM115 190V191H114ZM125 190H127V193H126V191ZM128 190H130L129 192H128ZM153 190V191H152ZM173 190V191H172ZM177 190V191H176ZM189 190V191H188ZM193 190L195 191V192H197V190H198V192L200 191L201 193H198L199 195H197V193H193ZM231 190V191H232ZM236 190H237V187H236ZM234 191V192H236V193H238L239 191L237 190V191ZM41 191H43L42 193H41ZM59 191V192H58ZM61 191V192H60ZM62 191H64V192H62ZM102 192V193H100V192ZM124 191H125V193H124ZM136 191V192H135ZM145 192V195H144V192ZM171 191H172V193H171ZM180 193H179V192ZM190 192V194H188V192ZM202 191H203V193H202ZM206 193H205V192ZM233 191H232V193H233ZM242 191H241V193L239 192L237 195L236 194H232L231 192L228 194V196H227V198H228V200L230 201V203L229 204H232L233 202L236 204V202L238 201V199H240V197L239 196H242V194L243 195H245V193H242ZM47 192V193H46ZM72 192L74 193V194H72ZM77 194H76V193ZM90 192V193H89ZM100 194V195H98V193ZM109 192V193H108ZM113 192V193H112ZM133 192V193H132ZM152 193L151 195H150V193ZM154 192V193H153ZM165 194H164V193ZM182 192V193H181ZM183 192L184 193H187V194H183ZM194 194H192V193ZM36 193V194H35ZM37 193H39V194H37ZM46 195H45V194ZM58 193H64L63 195L61 194H58ZM79 193H80V195H79ZM95 193V194H94ZM107 195H106V194ZM120 193V194H119ZM129 193H130V195H129ZM140 193H142V196H141V199H142V197L144 198V196H145V200H144V203L146 202V199H147V202L145 203V204H147L148 202H150L151 201V203L149 204V206L148 205H144V204H138V206L136 205L137 203H135V202H133V201H131V200H134V199H140V196H138V198L136 197L137 195H140ZM147 193V194H146ZM156 193V194H155ZM158 193V194H157ZM163 193V195L161 196V194ZM205 193V195H202V194H204ZM207 193H208V195H207ZM33 194H35L36 196L34 197V195ZM42 194V195H41ZM53 194H55V195H53ZM72 194V195H71ZM102 194V195H101ZM154 194V195H153ZM169 194V195H168ZM192 194V195H191ZM200 194H201V196H200ZM231 194V195H230ZM51 195V196H50ZM114 195V196H113ZM144 195V196H143ZM150 195V196H149ZM152 195H153V197H152ZM160 196L159 198H158V196ZM173 195H176V196H172V198H171V196ZM179 197H178V196ZM186 195V196H185ZM233 195V196H232ZM30 196V197H29ZM31 196H33V197H31ZM43 198H42V197ZM57 196V197H56ZM61 196H63V197H61ZM64 196H66L65 198H67V199H65L64 198ZM77 196V197H76ZM80 196V197H79ZM100 196V197H99ZM110 196V197H109ZM122 196V197H121ZM129 196V197H128ZM134 196V197H133ZM164 196H168L167 198H169V199H167L166 197L164 198ZM201 197V198H199L200 199V201L198 202V198L197 199H195V200H193V198H195V197ZM204 196V197H203ZM234 196H235V198H234ZM236 196H237V198H236ZM37 197V198H36ZM45 197V198H44ZM125 197H127V199H125V200H122L121 201V199H124ZM130 197H131V200H130ZM150 197H152L151 199H148V198ZM158 199H157V198ZM179 198V199H177V198ZM193 197V198H192ZM230 197H232V198H234V200H236V201H233V199L232 198H230ZM239 197V198H238ZM2 199L0 200V202L2 203V204H0V210H2V209H4V208H6L7 209V205H8V203L7 202H5V200H3V198L4 197H1ZM29 198H32V199H29ZM51 199L50 201L48 200V199ZM79 198V199H78ZM105 200H104V199ZM115 198V199H114ZM121 198V199H120ZM164 198V199H163ZM245 198V199H244ZM244 198H242L241 197V199L237 202V203H240L241 201L242 202H244V200H246V197L244 196ZM5 199H6V197H5ZM38 199H39V201H40V203H42L41 205H40V203H38L39 201H38ZM43 199V200H42ZM44 199H46V200H44ZM61 199H63V200H61ZM75 199V200H74ZM77 199V200H76ZM113 199V200H112ZM163 199V200H162ZM177 199V200H176ZM242 199H244V200H242ZM35 200V201H34ZM56 200V201H55ZM72 200H74V202L72 201ZM79 200V201H78ZM114 200H117V202L116 203H114L115 201ZM122 202V204H121V202ZM159 200H162L163 202H164V204L162 205L161 204V202L159 201ZM166 200V201H165ZM175 200V201H174ZM179 200H181V201H179ZM185 200V201H184ZM194 202H193V201ZM6 201H7V199H6ZM30 201H32V204H33V206H32V204H31V202ZM46 202V204L45 203H43V202ZM53 201V202H52ZM58 201H60L59 203H58ZM68 201V202H67ZM82 201H83V204H82ZM113 201V202H112ZM120 203H119V202ZM123 201H125L126 203H127V205H129L128 204V202H132V203H134L133 204V206H130L129 205V207H131V208H127V206L125 207V202H124V204H123ZM128 201V202H127ZM153 201H155V202H153ZM156 201H158V202H156ZM178 201V202H177ZM184 201V202H183ZM188 201H191V203L194 205V203H195V206H193L190 202H188ZM3 202H5V204L3 203ZM48 202H49V204H48ZM55 202V203H54ZM72 202V203H71ZM78 202V203H77ZM106 202V203H105ZM130 202V203H131ZM152 202H153V205L155 206V204H157L155 207L154 206H152ZM160 202V203H159ZM162 202V203H163ZM170 202V205L168 204ZM187 204H186V203ZM30 203V204H29ZM35 203V204H34ZM38 203V204H37ZM52 203H54L53 205H52ZM61 203V204H60ZM132 203H131V205H132ZM165 203H167V204H165ZM233 203V204H234ZM59 204V205H58ZM70 204V205H69ZM113 204L114 205H116L115 207H117V209H113L114 208V206H113ZM121 204V205H120ZM160 204V205H159ZM175 204V205H174ZM177 204V205H176ZM183 204V205H182ZM232 204V205H233ZM5 205V207H3L2 208V206H4ZM24 205V206H23ZM45 205V206H44ZM49 205V206H48ZM51 205V206H50ZM61 205V206H60ZM83 205H85V207L83 206ZM88 205V206H87ZM108 205H112V206H108ZM123 205H124V207H123ZM137 207H136V206ZM188 205V206H187ZM191 205V206H190ZM27 206V207H26ZM39 206V207H38ZM41 206H42V208H41ZM72 206H75V207H78V211H79V213H80V215L82 216V220L84 219V221H83V223H84V225L81 227V229L83 228V230H85V232H88V234L89 235H91V233H92V231L91 230H89L90 228L93 230L94 228L95 229H101V228H104V227H106L105 226V224L107 225H113L114 224V226H113V228L115 229V227L117 226L118 227V225H119V228H116L115 230L112 228V231H113V233H115V234H112V236L110 235V237L109 236H107V238L106 237H104L105 239H103L102 238V240L100 239L99 240V238L98 239H96V240H93V239H88V238H86V239H83L82 238V234H81V231L79 232L80 233V235H78L79 237H76L75 239H77V240H75V239H73L71 242L74 244V243H76V244H74V245H70V244H72L71 242L68 244V243H66V244H63V243H60V244H58V245H60V246H58V245H56V246H52V242H53V238H51V237H49V236H45L44 235V238H43V236L41 237L40 235V232H41V229H42V231H44L46 228H47V226L48 225H50L49 223H48V220L47 219H49V218H51L50 216H54V214L51 212L52 211V208H54L53 209V212H54V210H57L58 209V211H65V209H66V211L68 210V208H71ZM84 207V208H82V207ZM120 206V207H119ZM122 206V207H121ZM134 206H135V208H134ZM139 206H141L142 207V209H141V207H139ZM152 206V207H151ZM159 206V207H158ZM166 206V207H165ZM173 206V207H172ZM174 206H176V207H174ZM181 206V207H180ZM46 207V208H45ZM47 207H49V208H47ZM93 207H94V210H93ZM109 207H111L112 208V210H111V208L109 209ZM146 207H148V208H146ZM163 207H165V208H163ZM187 207V208H186ZM189 207V208H188ZM27 208V209H26ZM38 208V209H37ZM45 208V209H44ZM87 210H86V209ZM89 208H91L92 210H93V214H92V210L91 209H89ZM118 208H119V210H118ZM125 210H124V209ZM138 208H140V209H138ZM144 208H146V209H144ZM152 208V209H151ZM157 208V209H156ZM182 208H183V210H182ZM196 208H198L199 210L198 211H201V213H203V216L205 215V214H207V216L205 215V218H207V217H209V219H211L212 217V215L210 216V214H211V211H207V210H205L204 209V207L203 208H200V206H198V207H196ZM61 209V210H60ZM109 209V210H108ZM121 209H123L124 211V213H122V211H121ZM128 209V210H127ZM135 209H137L136 211H135ZM149 209V210H148ZM164 209V210H163ZM166 209V210H165ZM202 209V210H201ZM8 210H9V208H8ZM33 210H34V212H33ZM36 210H41V212H42V214L43 215H41V216H39V218L40 219H37L38 218V216L37 217H33V213H36L37 211ZM47 210V211H46ZM51 210V211H50ZM114 210V211H113ZM118 210V211H117ZM130 210L132 211L131 213H129V214H127L128 212H130ZM139 210V211H138ZM152 210V213H149L148 214V212H150ZM160 210V211H159ZM172 210V211H171ZM204 210H205V212H207V213H205L204 212ZM46 211V212H45ZM134 211V212H133ZM142 211V212H141ZM144 211H146V212H144ZM157 211V212H156ZM168 211H170V212H168ZM175 211V212H174ZM25 212H26V214H28L27 216H26V214H25ZM88 212V213H87ZM109 212V213H108ZM116 214H115V213ZM125 212H127L126 214V220H122L124 217H125ZM139 212V213H138ZM168 212V213H167ZM174 212V213H173ZM22 213V214H21ZM48 213V214H47ZM53 214V215H50V214ZM86 213H87V215H86ZM107 213V214H106ZM117 213L119 214V215H123L124 214V216H119V215H117ZM140 214V215H138V214ZM154 213V214H153ZM159 213V214H158ZM162 213V214H161ZM166 213V214H165ZM180 213V214H181ZM209 213V214H208ZM48 215V216H46V215ZM56 214V213H55ZM115 214V215H114ZM164 214V215H163ZM171 214V215H170ZM179 214V216L177 215V217H180L181 215ZM22 215H24V216H22ZM32 215V216H31ZM129 215L131 216V218L129 217ZM133 215V216H132ZM137 215V216H136ZM141 215H143L142 217H141ZM146 215V216H145ZM157 215V216H156ZM161 215V216H160ZM163 215V216H162ZM19 216V217H18ZM21 216V217H20ZM34 216H36V215H34ZM56 216V215H55ZM84 216V217H83ZM90 216H92L91 218H90ZM107 216H108V218H107ZM110 216L112 217V218H110ZM117 216H119L118 218H116ZM149 216V217H148ZM155 216V217H154ZM166 216V217H165ZM170 216V217H169ZM174 217H172V219L174 218H176L175 217V214L173 215ZM222 215L220 214L219 216H218V218H219V220L220 221H224V219H223V217H224V214H223V216L221 217ZM23 217L24 218H26L25 220L23 219ZM29 217H33L32 219L31 218H29ZM42 217H43V219H42ZM46 217V219H44ZM87 218V220H86V218ZM120 217L122 218V219H120ZM134 217H136V218H134ZM138 217H140V218H138ZM157 217H160L159 219L157 218ZM169 217V218H168ZM211 217V218H210ZM36 218V222L34 221V219ZM57 218V217H56ZM94 218V219H93ZM103 218H104V221H103ZM107 218V219H106ZM116 218V219H115ZM127 218L129 219H132V221H130V219H129V221L127 220ZM146 218V219H145ZM148 218V219H147ZM164 218V219H163ZM165 218H166V220H165ZM204 218V217H203ZM17 219V220H16ZM23 221H22V220ZM92 221H91V220ZM106 219V220H105ZM112 219V221H111V223H113V224H111L110 223V221H108V220H111ZM119 220V221H114V220ZM133 219H134V221H133ZM172 219H170V220H168L169 221V223H170V221H172ZM208 218L207 219H203V220H209ZM223 219V220H222ZM226 219V218H225ZM7 220H9L7 223L9 224H7V223H5ZM13 220V221H12ZM33 220V221H32ZM37 220H38V222H37ZM56 220V219H55ZM94 220V221H93ZM99 220V221H98ZM143 220H144V223H143ZM157 220H158V224L160 223L159 221H161L162 223L161 224H157L158 225V227H157V225H156V223H157ZM216 220L217 221H219L217 218H216ZM230 220V219H229ZM46 223H45V222ZM97 221V222H96ZM105 222V223H103V222ZM121 221H123V222H121ZM140 221V222H139ZM152 221V222H151ZM155 221V223H153ZM10 222H12V224L13 223H17V224H10ZM32 222V223H31ZM40 222V223H39ZM102 222V223H101ZM107 222V223H106ZM115 222H117V223H115ZM120 224H122V225H124L123 226V228H122V225H120ZM126 223V225H125V223ZM127 222H128V224H127ZM136 222V223H135ZM151 222V223H150ZM28 223V224H27ZM33 223H35L34 225H33ZM39 223V224H38ZM42 223V224H41ZM110 223V224H109ZM133 223V224H132ZM135 223V224H134ZM142 223V225H138V224H141ZM25 226H24V225ZM90 224V225H89ZM98 224V225H97ZM130 224H132V227H134V228H132L131 227V225ZM146 224V225H145ZM12 225V227L14 228V229H12V234L14 233V235H12L11 233H10V235H12L13 237L11 238H9V236L10 235H7V234H9V233H7V229L9 228V226H11ZM16 225H18V227H19V230L18 229H16L17 227H16ZM19 225H21V226H19ZM33 225V226H32ZM151 225H153V226H151ZM156 225V226H155ZM200 225H201V223H200ZM24 226V227H23ZM29 226L30 227H33L32 229L31 228H29ZM128 226V227H127ZM137 226V227H136ZM139 226V227H138ZM141 226V227H140ZM157 227V231H156V229L155 230H153V228H152V230H151V227ZM6 227V228H5ZM12 227H10V228H12ZM16 227V228H15ZM38 227V228H37ZM45 227V228H44ZM49 227H52V226H49ZM87 227H88V229H87ZM127 227V228H126ZM129 227H131V228H129ZM137 229H136V228ZM150 227V228H149ZM9 228V229H10ZM27 228H29V230L27 229ZM53 228V227H52ZM55 228V227H54ZM53 228V229H54ZM85 228V229H84ZM121 228V229H120ZM139 228V229H138ZM149 228V229H148ZM159 228V229H158ZM8 229V230H9ZM16 229V231H14ZM24 231H23V230ZM44 229V230H43ZM117 229H119V230H117ZM126 229V230H125ZM130 229H132L131 231H130ZM133 229H134V231H133ZM26 230H28V231H26ZM33 230V231H32ZM37 230V231H36ZM49 230H51V228H49ZM91 232V233H89V231ZM138 230V232H136ZM17 231L18 232H20V233H17ZM22 231V232H21ZM30 231V232H29ZM36 231V232H35ZM111 231V232H112ZM120 232V233H118V232ZM125 231V232H124ZM127 231V232H126ZM144 231V232H143ZM153 231H155V232H153ZM26 232H28V233H26ZM52 232H54L53 230H52ZM132 232H133V234H132ZM136 232V233H135ZM34 233V234H33ZM42 233V232H41ZM51 233V232H50ZM122 233V234H121ZM126 233H129V235H130V237H129V235H126ZM32 234V235H31ZM38 234V235H37ZM40 234V235H39ZM78 234V233H77ZM76 234V235H77ZM119 234H120V236H119ZM124 234V235H123ZM135 234V236H133ZM137 234L138 235H141V237H142V239H141V241H140V236H138V238L136 237L137 236ZM19 235V236H18ZM25 235H27V236H25ZM29 235H31V236H29ZM43 235V234H42ZM48 235V234H47ZM17 237V239H16V237ZM33 236H35V237H33ZM80 236H81V238H80ZM87 236V235H86ZM126 236H127V238H126ZM133 236V237H132ZM22 237V238H21ZM35 238V239H32V238ZM112 237H113V239H112ZM136 239H135V238ZM140 237V238H139ZM144 237V238H143ZM194 237V236H193ZM3 238V239H2ZM9 238V239H8ZM31 238V239H30ZM46 238H48V242H47V240H45ZM111 238V239H110ZM117 238V239H116ZM134 238V239H133ZM195 239L194 240H196L197 238H196V236L194 237ZM13 239H14V241H13ZM44 240V244H45V242H46V244L47 245H43L42 243L43 242H40V241H43ZM49 239H50V241H52V242H50L49 241ZM118 239L119 240H121V241H119L118 242ZM138 239V240H137ZM33 240H35V241H33ZM79 240V241H78ZM88 240V241H87ZM90 240H92V241H90ZM97 240H99V241H97ZM109 240V241H108ZM129 240V241H128ZM131 240V241H130ZM136 240V241H135ZM29 241V242H28ZM95 241H97L96 243H95ZM102 241V242H101ZM114 241H116V242H114ZM138 241V242H137ZM11 242V243H10ZM13 242V243H12ZM19 242V243H18ZM31 242V243H30ZM36 242H38V243H36ZM88 242H90V243H88ZM92 242V243H91ZM99 242H101L100 244H99ZM126 242H128V243H126ZM27 243V244H26ZM32 243H34V244H32ZM41 243V244H40ZM48 243H51V244H49L48 245ZM88 243V244H87ZM94 243V244H93ZM123 243V244H122ZM132 243V244H131ZM13 244H15V245H13ZM24 244H26L25 245V247H24ZM61 244L63 245V246H61ZM81 245V246H79V245ZM90 244V245H89ZM118 244V245H117ZM122 246H121V245ZM197 244V243H196ZM87 245V246H86ZM93 245V246H92ZM98 247H96V246ZM126 247H125V246ZM128 245V246H127ZM171 245V244H170ZM48 246V247H47ZM69 246V247H68ZM74 247V249L73 248H71V247ZM77 246V247H76ZM86 248H85V247ZM90 246V247H89ZM123 248V250H122V248ZM130 246V247H129ZM15 249H14V248ZM22 247H24L23 249H19V248H22ZM31 247V248H30ZM34 249H33V248ZM44 247V248H43ZM59 247V248H58ZM61 247L63 248L62 250H61ZM79 247H81L80 249H79ZM99 247H101V248H99ZM133 247L134 248H137V249H135V251H137V256H136V254L133 252H131V251H134V249H133ZM12 248V249H11ZM38 248V249H37ZM47 249L46 251L48 252H46V251H42L41 252V250H44V249ZM50 248V251H48V249ZM55 248H57V249H55ZM77 248V249H76ZM116 248H117V250H116ZM121 248V249H120ZM127 248V250H125ZM140 248H141V252H140ZM168 248H169V246H168ZM168 248H165V249H168ZM172 248V246L168 249V251L166 250V252L164 251V249H163V251L165 252L164 254H166L167 252L169 253V255H170V252L172 253V251L171 250H173V249H171ZM31 249V250H30ZM53 249H54V251H53ZM59 249V250H58ZM85 252H83L82 250ZM86 249V250H85ZM90 249V250H89ZM98 249V250H97ZM128 249H131V250H128ZM23 250V251H22ZM29 250V251H28ZM33 250V251H32ZM73 250V251H72ZM77 250H79V251H77ZM92 250V251H91ZM138 250H139V254H138ZM6 251V252H7ZM20 251H22L23 252V254H22V252H20ZM100 251V252H99ZM125 253H124V252ZM129 251L131 252V256H130V254H129ZM144 251V252H143ZM153 251V253H150V252H152ZM152 251H149L148 253H146L145 255H146V257H144L145 255H143V254H141V260L142 261H146V258H147V254H150L151 255V257H149L148 256V259H147V261H150V262H152L151 260H154L155 258H156V261L158 260V255L156 256V254L157 253H159V251L158 252H156V250H152ZM154 251H155V253H154ZM14 252H16V253H14ZM33 252V253H32ZM38 252V253H37ZM44 252H46V253H44ZM49 252H50V255H47V254H49ZM62 252V253H61ZM65 252H67V253H65ZM79 252V253H78ZM100 254H102V255H99V253ZM114 254H113V253ZM118 254H117V253ZM43 253L44 254H46L47 256H49V257H46V256H44L43 255ZM62 255H61V254ZM74 253V254H73ZM87 253H89L88 255H87ZM93 253V254H92ZM94 253H95V255L96 256H94ZM96 253H98V254H96ZM106 254V255H104V254ZM110 253V254H109ZM120 253V254H119ZM167 253V254H168ZM20 254H22L23 256L22 257H20ZM28 254V255H27ZM51 254H53V255H51ZM124 254V255H123ZM155 255V257H154V255ZM163 254V255H164ZM10 255V256H11ZM16 255V256H15ZM36 255H40V256H38V258L39 259H37V256ZM43 255V256H42ZM58 255H60V256H58ZM66 255V256H65ZM110 255V256H109ZM116 256V257H113V256ZM122 255V256H121ZM126 255H128V256H126ZM152 255H153V257H152ZM168 255V256H169ZM28 256H29V258H28ZM42 256V257H41ZM63 256H65V257H63ZM69 256V257H68ZM99 256V257H98ZM101 256V257H100ZM107 256H109V259H108V257ZM127 257V259H126V257ZM165 256V255H164ZM20 257V258H19ZM24 257H27L26 258V263H24L25 261L23 260V259H25ZM32 257V258H31ZM34 257L36 258L35 260H40V261H38V263H36L35 261H34ZM44 257V258H43ZM50 257H51V260H50ZM89 257V258H88ZM120 257V258H119ZM121 257L123 258V260L121 259ZM132 257H134V260L132 259ZM3 258H1V259H3ZM17 258L19 259V260H21V261H19V260H17ZM32 259L31 261H32V263H31V261L29 260V259ZM43 258V259H42ZM48 260H47V259ZM56 258H58V259H56ZM60 258H64V259H60ZM86 258H88V261H87V259ZM91 258V259H90ZM93 258H95L94 259V261H93ZM102 259V260H100V259ZM106 258V259H105ZM114 258V259H113ZM117 258V259H116ZM131 258V260L129 261V259ZM144 260H143V259ZM151 258V259H150ZM0 259V260H1ZM27 259H28V261H27ZM46 259V260H45ZM54 259V260H53ZM56 259V260H55ZM60 259V260H59ZM90 259V260H89ZM103 259H105V260H107V261H105V260H103ZM45 260V261H44ZM49 260H50V262H49ZM74 260H75V263H74ZM80 260V261H79ZM92 260V261H91ZM119 260V261H118ZM127 260V261H126ZM23 261V262H22ZM61 263H60V262ZM62 261H63V263H62ZM68 261V262H67ZM70 261V262H69ZM97 261H99V263L97 262ZM100 261L102 262V263H100ZM123 261H125V263L123 262ZM142 261H141V263L140 264H142ZM143 262V264L145 263L146 264V262ZM19 262H21V263H19ZM73 262V263H72ZM90 262V263H89ZM93 262V263H92ZM111 262V263H110ZM115 262V263H114ZM119 262V263H118ZM154 262V261H153ZM132 264H134L133 262H131ZM147 264H151V263H149V262H147ZM154 264V263H153ZM155 264H156V262H155Z\"/></svg>",
  "mask_w": 264,
  "mask_h": 264
}]
</instances>
